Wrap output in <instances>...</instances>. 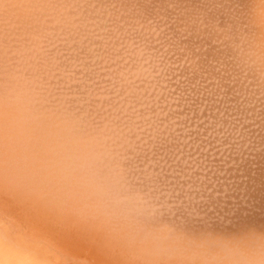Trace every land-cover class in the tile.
Returning <instances> with one entry per match:
<instances>
[{"label": "rangeland", "instance_id": "obj_1", "mask_svg": "<svg viewBox=\"0 0 264 264\" xmlns=\"http://www.w3.org/2000/svg\"><path fill=\"white\" fill-rule=\"evenodd\" d=\"M62 1H64V0H0V75H2L3 73V71H4V73H5V71L7 72V73H9V76H12V75H10V74H14V75H18V77H17V75H16V77L17 78H19L20 79V81H19V79L17 80V78L15 79L16 81H18V82H14L15 80H14V75H13V79H11V78H9V76H8V78L9 79H11V80H14L13 82H14V85L15 84H20L21 83V85L24 83H26V86H28V84H29V86L28 87H26L25 85H23L22 87H26L27 89L26 90H24V94H25V92L26 91H29L30 93H31V91H33L32 90V86H31V84H33V85H35L36 83L35 82H32V80L33 79H35V81L38 83V84H36V85H38L39 86V89L37 88V86H35V87H33L34 89H37L34 93H32L31 95H33L34 94V96L33 97H35L36 98V101H35V98L33 99V101L31 100V101H29V100H27L28 102H30L29 104H27V105H29L28 107H29V109L28 110H31L30 109V106H32V105H30V104H32L31 102H36L35 103V107H33V110L35 111V109L34 108H36L37 110H39V109H41V110H39V113L37 112V110L35 111V112H37L36 114L34 113V115H33V117L35 118V117H37L38 118V116H40L41 114H43V117L41 116V117H39V118H46L47 119V122H50L51 123V125L50 126H52L51 128H52V130H49V131H43V132H38L37 130H35V127L33 126H30V124H31V116L30 115H27L26 116V118L25 119H23V116H22V110L21 109H19V108H16V109H14V110H11V111H8L7 109H5V108H2L1 110H0V198L1 199H3V202L5 203V205L6 206H3L4 208H6L7 210H8V212L10 213V220L12 221V223H14L15 224V226H16V229H18V227H19V224H23V225H25L26 227H24L23 226V230H22V232L27 236V237H33L32 238V240H35V239H38V236L37 235H39V234H44V235H48L49 237L51 236V240H58L59 242L61 241L62 243L64 242V246H65V248H67L66 250L67 251H69V252H71V253H73V254H75V257L76 258H79V259H85L84 260V263L85 264H135V263H133V260H137V259H142V260H145V258L147 259L148 258V255H151L150 253H152V256H153V254H156V255H154V257L155 256H157V252H159L158 251V247H161V249L162 248H164V246L163 245H167L166 247H168V249H166V248H164V249H162L164 252L166 251L167 252V250L169 251V252H165V255L166 254H168V255H170V256H162L161 258H166L167 257V260H168V262L169 263H172V261H175L176 259L178 260H176L177 261V263H176V261L175 262H173V263H175V264H236V262H238V261H240V259H250L251 260V258L253 257V256H258V259L257 260H253L254 262L253 263H256V261L258 262V261H260V263L261 262H264V231L262 232V230L260 231L259 229H262L263 228V230H264V227L262 226L261 228L260 227H258V226H260V224H263L264 225V214L262 215V216H260V215H258L259 213H261V211H263L264 210V207H262V206H264V203H261L262 202V200L264 199V194L263 193H261V194H263V196L260 194V190H258L259 188L261 189L262 188V186L264 185V183L262 184V182L264 181V180H261L260 178L261 177H263V174H264V166H262L261 168H263V169H261V170H259V165H263L264 164V159H263V157H264V154H261L262 152L264 153V151H262L261 149H264V143H262L263 145H261L260 146V144H261V139L263 140V138H264V134H262L263 136V138L261 137V139H259L258 137H255V139L256 138H258L259 139V141L257 142V141H255V139H254V137L252 138V137H250V134L249 133H254L255 134V131H257L259 128H260V131H262V133H264V0H230V2H232L231 3V5H229V0H216L217 2H215V0L213 1V0H200V3L202 2V3H204V4H202V5H204V6H202L201 5V11H202V9H204V11L205 12H201L200 10H198V12H193V10H191V12H192V15L194 14V16L196 15V14H198L199 16L201 15V17H199L198 15H197V17H199V18H197L196 17V19L195 20H192L191 22V25H193V27L191 28V25H190V20L192 19V17L190 18L188 15H190L191 13H189V9H193L192 7H191V5L189 6V1L187 0L186 2H188V5L185 3V4H183L181 1H180V5H185V7L184 6H181L180 7V5H178L177 6V4L179 3L178 1L177 2H174L173 0H171L170 2H173V3H175V4H173L174 5V7H173V9H172V6L173 5H171L170 6V8H171V10H173L172 12H173V16H172V12H171V10L170 9H168V5L167 4H165V2H166V0H156V2L153 0V2H152V0H142L143 2H144V4H145V2L148 4V6H150L151 4V2L155 5V6H150V7H146L147 6V4L146 5H144L143 3H142V1L140 0L139 1V3H142L141 5H143L144 6V8L146 7V10L143 8V9H141V11H143V12H140V8H142L143 6H139L138 4V0H137V2L135 1L134 3H133V1L134 0H126L125 1V3L127 2V4H129V2H130V6H128L127 7V12L128 13H126V16H128V17H126L124 14L125 13H123V12H126L125 10H124V8H126V5H125V7L122 9V12H116V10H118V7H117V9L115 10L114 8H116L115 6H116V3L118 2L117 0L115 1V0H107V1H103L102 0V2H100L101 0H99V2H100V4H98L99 2H98V0H73L72 2H70L69 3V5L68 6H72V8L70 9V8H64L63 10H71V12L70 13H73V10H76V12H75V18L77 19V21L76 22H74V23H72L71 25H73V26H77L78 27V29L80 30V33L81 32H85L84 30H85V27H87V29H89L90 30V32H89V34H91L92 36H91V38L92 37H94L93 39V42L94 43H91V45L93 46H95V49H94V47L92 48L93 50H90V42H91V38H90V35L88 36L90 39H89V42H86L85 43V41L87 40V36H86V34L84 35L83 33H81V35H84L85 37H84V42L82 43V41H81V39L80 38H82V37H80L79 38V30H75V32L77 33V34H75L74 33V30H70L69 28H66V27H64L63 26V24H60V19L58 18V22H59V24L61 25V28H60V30H62V29H65L66 30V34H64L65 36H67V37H65L64 35V37L65 38H63V40L65 39V41H66V39H68V43H67V41H66V43L64 44V46L66 45V44H68V45H66V49H65V47H63L64 48V50H63V53L61 52V55L63 54V56L64 55H68V52H66L67 50L70 52V50H73V45L75 46L74 47V50H78V47H80V46H78V47H76V45H78L79 43L81 44V47H86L85 45H84V43L85 44H87V43H89V45H88V47L89 48H87V49H89V50H86L87 52V54H88V56L89 55H92V56H90L89 58H91V59H93L91 62L89 61V60H91V59H89V60H87L86 58L88 57V56H86V53H84V52H82V51H85V48L84 49H82V50H80V52H81V54H85V56L83 55V57H85V59L87 60L85 63L86 64H88L89 62H90V65H91V67H90V69L92 70V68H93V70L95 71V74H94V78L92 79V80H90L89 79V83H92V86H93V88H97L96 90H94L91 86H89V87H91L93 90L91 91V89H88V91H87V87H88V85H86L87 83L86 82H88V81H84V79H85V77L86 76H88V77H86V78H89V76L90 75H87V74H85V72H84V74L86 75H83L84 76V79L82 80V81H84L85 83V85L87 86L86 87V89H84V87L85 86H82L83 88V92L81 91V90H79L80 88H78V91L77 92H79V91H81V92H79V94L78 93H73V92H71L72 90H70L71 89V87L72 86H74V85H70V81H71V83H73L74 84V82H78L79 84H76V85H80V82L79 81H81V80H79V79H77L78 81H72V80H68V77H65V75H63L64 74V72L65 71H60V70H62V69H59V71L61 72V73H63V74H60V75H63V76H60L59 75V71H58V69L56 68V66H57V63H56V65H55V67L54 68H56L57 70L56 71H58L57 73H58V75L60 76V77H62L63 79H61L58 75H56V74H54L55 72H53V71H50L49 72V70L51 69L50 67V64H51V62H50V59H51V61L53 62H55V60L59 57H57V58H54L55 56H57V55H54V54H56V53H54V51H55V49H54V51L52 52V49H51V47H54V46H57L60 42H59V40H58V43L55 45V41H54V39H52V40H50V38L51 37H53L52 36V34L54 35V33L53 32H58V31H60V30H56L55 28H54V26L50 29V31H48L49 29H43L46 25L48 26L49 24H54L53 22H54V20H52V22H49V21H45L44 23H39V21L37 22H35L34 21V19H36V18H38V17H40V16H42V17H45L46 19L47 18H51V17H53V14H45L44 13V10H48V12H51V11H53V10H55V11H53V13H57V15H59V10H61L62 8H63V3H62ZM121 1V2H120ZM151 1V2H150ZM162 3H161V2ZM185 1V0H184ZM193 1V0H192ZM192 1H190V2H192ZM194 1H197L198 3H199V0H194ZM193 1V3H194V6H195V4H196V2H194ZM213 1V3H211ZM222 2L221 4H220V2ZM235 1H236V4H239V5H235ZM240 1V2H239ZM65 2V1H64ZM67 2V1H66ZM169 2V3H170ZM208 2V3H207ZM214 2H215V4L217 3V7H213V5H214ZM224 2V3H223ZM228 2V3H227ZM120 3H124L122 0H119V4L118 5H120V7H119V10L122 8L121 6H124V4H120ZM135 3L137 4V5H135ZM164 6L163 8H161L162 6H161V4ZM198 3H197V5L196 6H198ZM208 5H206V4ZM213 4V5H211V4ZM225 3H227V4H225ZM234 3V4H233ZM249 3V4H248ZM171 4V3H170ZM211 6H210V5ZM248 4V5H247ZM115 5V6H114ZM139 6V7H138ZM168 6V7H167ZM176 6V7H175ZM193 6V5H192ZM229 6H230V9H232V10H230L229 9ZM241 6H243V7H241ZM157 7H159V8H157ZM183 7L184 8H186V7H190V8H186L187 10H189V11H187L186 9L184 10L185 11V14H186V11H187V16L190 18V19H187L186 21H185V17H186V15L184 16V11H181L182 9H183ZM200 7V6H199ZM198 7V8H199ZM221 7V8H220ZM251 7V8H250ZM159 10L160 8L161 9H165V10H163V11H161V10H159V13H160V15H161V12L162 13H164V12H169L170 11V13H164L165 14V16H160L161 18H158L159 17V13H158V15L156 16L158 19H160V21L157 19V20H155V22H156V24L158 23V22H160V23H158L157 25L158 26H162V25H164L165 26V28H167V31L165 30V28H164V30H160V31H158V29H159V27H152L151 25L153 24V22H154V20H152L151 19V21H153V22H148V21H146L147 19H150V18H148V17H151V16H148L147 17V15H150V14H146V12L148 11V12H150L151 10H152V12H150V13H153V14H155V12H157L158 10ZM154 9H156V11H154ZM175 9H179V12L181 13V12H183V14L181 13H178V12H174L175 11ZM224 11H222V10ZM227 9H228V11H227ZM237 9H240V10H237ZM243 9H244V11H243ZM252 11V13H251V11ZM124 10V11H123ZM194 10H195V7H194ZM235 11V13H236V17L238 18L241 14V16L242 17H244V18H242V17H240L239 19L240 20H238V19H236V25H235V20H231V19H233L234 18V16L235 15H233L234 13V11ZM247 10H249V13H248V11ZM254 10V11H253ZM121 11V10H120ZM132 11V12H131ZM154 11V12H153ZM177 11V10H176ZM196 11V10H195ZM207 11H208V14H206L207 13ZM232 11V12H231ZM240 11V12H239ZM130 12V13H129ZM214 12V13H213ZM230 12V13H229ZM238 12V13H237ZM247 12V13H246ZM138 13H139V15H138ZM177 14L176 16H175V20H173V17H174V14ZM189 13V14H188ZM201 13V14H200ZM218 13V14H217ZM220 13H222V14H220ZM227 13V14H226ZM228 13L229 14H232V16H233V18L229 15V18L228 17H226V19H228V21L227 20H225V19H223V17L224 16H228ZM255 13H257L256 15H255ZM122 16H121V15ZM137 14V15H136ZM163 14V15H164ZM168 14H169V16H168ZM178 14H179V16H180V18H178ZM219 15L220 17H221V15H222V17L220 18L219 16H217V15ZM224 14V15H223ZM226 14V15H225ZM240 14V15H239ZM144 15L147 17L146 19H143V17H144ZM203 15V16H202ZM208 15H210V17L211 18H209L208 19ZM245 15H246V17H245ZM249 15V16H248ZM253 15V16H252ZM255 15V16H254ZM143 16V17H142ZM153 16V15H152ZM170 16H172V17H170ZM206 16V17H205ZM216 16L218 17V18H220L219 19V21H220V23H219V21H217V18H216ZM252 16V17H251ZM156 17H155V15H154V18L156 19ZM164 17H165V19H164ZM168 17L169 18H171V20L172 21H174V22H171V24L169 25H167V24H165L164 22L165 21H167L166 23H168V21L170 20V19H168ZM203 17V18H202ZM231 17V18H230ZM235 17V18H236ZM255 17V18H254ZM258 17V18H257ZM127 18H129V20L127 19ZM145 18V17H144ZM152 18V17H151ZM162 18L164 19L163 21L164 22H162L161 20H162ZM182 18V19H181ZM213 18H216V20L215 19H213ZM225 18V17H224ZM245 19L244 21H242V19ZM248 18V19H247ZM181 21H183V19H184V22H182V23H186V22H188V24L189 25H187V23H186V25H187V27H186V25L184 26V27H182L181 25H183L181 22H180V20ZM193 19H194V17H193ZM199 19V20H198ZM200 19H202V20H200ZM211 19V20H210ZM250 19V20H249ZM257 21H256V20ZM125 20L127 21V22H125ZM177 20L179 21V22H177ZM214 20V21H213ZM223 20H225V22L223 21ZM237 20L238 21H240L239 22V24L241 23V21L244 23V25L243 26H241V27H239V29L240 28H244L245 30H243V28L242 29H240V30H238L237 29V27L239 26V24H238V22H237ZM246 20H248V21H250L249 23H248V21H246ZM251 20H253V21H251ZM259 20V21H258ZM158 21V22H157ZM215 23V21L216 22H218L217 23V25H219V24H221V23H223L224 22V24H221V25H219V26H217L216 27V25H214V23ZM223 21V22H222ZM226 21L228 22V27H225L224 25L226 24ZM229 21H230V23H229ZM231 21H232V23H231ZM254 21H256V22H259V23H256L255 24V22ZM124 22V23H123ZM194 22V23H193ZM201 22V23H200ZM206 22H208V23H206ZM234 22V23H233ZM254 22V23H253ZM47 23H49V24H47ZM152 23V24H151ZM169 23H170V21H169ZM175 23H179L178 25L177 24H175ZM181 23V24H180ZM243 23H241V24H243ZM249 25H248V24ZM251 23V24H250ZM263 25H262V24ZM44 24H46V25H44ZM66 25H68V23H65ZM151 24V25H150ZM155 24V23H154ZM160 24H162V25H160ZM177 25L176 27H180L179 29H180V31L178 30V28H176L175 27V25ZM206 24H208L207 26L209 27H207V29H206ZM212 26H211V25ZM261 24V25H260ZM34 25H35V27H34ZM38 25V26H37ZM43 25H44V27H43ZM168 27H167V26ZM173 25H174V27H173ZM194 25H195V28H194ZM198 25V26H197ZM210 25V26H209ZM231 25L233 26V25H235L236 27V29H234V30H236V31H238V32H240V35H241V33L243 32L244 34L246 33V31H247V33H246V36H244L243 34H242V40H240V38L239 37H241L238 33V35L235 33V31H233L232 29V31H230V28H231ZM251 25V26H250ZM33 26V27H32ZM50 26V25H49ZM124 27V31L122 30V28ZM155 26V25H154ZM163 26V27H164ZM222 26L224 27V28H222ZM227 26V25H226ZM249 26V27H248ZM43 27V28H42ZM191 29H190V28ZM205 27V28H204ZM230 27V28H229ZM234 27V26H233ZM232 27V28H233ZM46 28V27H45ZM47 28H49V27H47ZM84 28V30L83 31H81L82 29ZM175 28V29H174ZM197 28V29H196ZM220 28H222V29H225V31L224 30H221V32L222 33H227L228 34V36H229V34H231V33H235V37L236 38H234V36H233V34H231V36L229 37V39L231 38V39H233V41L235 40H237L235 43L234 42H232V44L234 43V45H232V47H234L235 46V49H234V51H235V53H233V51H230L229 49H231L232 50V47L230 46V44L229 43H231L230 41H232L231 39H230V41H229V39H228V36H227V34L225 35V34H222V33H220ZM229 28V29H228ZM86 29V31H88ZM162 29V28H161ZM172 29H174V31H171ZM194 29H195V31H194ZM202 29H204L203 31H210L209 32V34H210V36L211 37H209V36H207L208 35V33L205 31L204 33H203V31H202ZM213 29V30H212ZM217 29H219L218 31H217ZM247 29V30H246ZM67 30H69L70 32L69 33H74L75 34V36L76 37H78V39L79 40H77L76 39V37L74 38L75 40H74V42L75 41H79L78 42V44H77V42H73L72 44L70 43V42H72V40H73V38H71L73 35H72V33H71V35H69V33H68V31ZM182 30H184V32L182 33ZM214 31L215 30V33L214 32H212V31ZM243 30V31H242ZM52 31V32H51ZM165 31V32H164ZM171 31V32H170ZM187 31L189 32V35H187L186 33H187ZM200 31V34H201V36H200V34L199 33H197V32H199ZM242 31V32H241ZM163 32V33H162ZM167 32V35L165 34ZM175 33V34H178V32H179V34H180V36L179 37H182V36H184V35H182V34H185V37H187V38H181V40L185 43V45H184V43L182 44V45H184L186 48H184V46H182L181 45V47L182 48H180V46H179V43L181 42V40H178V41H180L179 43L177 42L176 44H172V43H174L175 41H176V39H175V41H172L173 40V38H171V37H173L174 36V38H178L177 37V35L175 36V34H173L172 36H171V34L170 33ZM190 32H191V34H190ZM193 32V33H192ZM216 32H217V35L219 34H221V36H219V37H224V35H225V37H226V39H224V41L226 42L227 41V43H228V45L231 47H228V45L226 44L225 45V43H224V41H223V39H221L222 41H220L219 42V44L222 42V51H220L219 50V48L221 47L220 45H218V42H216L217 43V46H214V45H216V43H215V41H216V39H213V37L215 36L214 34H216ZM219 32V33H218ZM229 32H231V33H229ZM88 33V32H87ZM182 33V34H181ZM196 33H197V35H199V36H197L196 35ZM204 35H203V34ZM205 33H206V36L209 38V41L208 40H205L204 41V36H205ZM211 33H213V34H211ZM44 34H48V35H46L48 38H49V40H47V38L45 37V35ZM165 34V35H164ZM178 34V35H179ZM57 35H58V33H57ZM56 35V36H57ZM69 35V36H68ZM80 35V36H81ZM170 35V36H169ZM187 35V36H186ZM195 35H196V37H195ZM202 35H203V37H202ZM223 35V36H222ZM252 36V37H249V36ZM63 36H59V37H63ZM168 36L171 38H168ZM246 37V39H244V37ZM58 37V39H60ZM97 37V38H96ZM190 39H189V38ZM197 37H200V39L198 40V39H196ZM202 37V38H201ZM216 38L218 37V36H215ZM214 37V38H215ZM219 37L217 38V40L219 39ZM233 37V38H232ZM70 38L72 39L71 41H70ZM99 38V39H98ZM194 38H195V40H194ZM211 38L213 39V40H211ZM57 39V38H56ZM186 39H189L188 41L186 40ZM193 39V40H192ZM207 39V38H206ZM171 40V41H170ZM185 40H186V42H185ZM196 40H198V41H196ZM248 40V41H247ZM60 41H62L61 39H60ZM81 41V42H80ZM88 41V40H87ZM171 43H170V42ZM191 41H192V43H191ZM200 41H204L203 43L201 42L200 44H202L203 46L204 45H206L207 47L208 46H211L210 47V49L208 48V50L210 51L211 50V48H212V50L210 51V52H208V50L205 48V46L203 47L204 48V50H203V48H201L202 50H203V52H204V54H202L201 52V50H200V48H198V44H199V42ZM209 43H207V42ZM211 41V42H210ZM219 41V40H218ZM55 42V43H54ZM189 42V44L188 45H186L187 43ZM194 42V43H193ZM195 42H196V44H195ZM206 42V44H204ZM213 42V43H212ZM63 43H64V41H63ZM62 43V44H63ZM171 44V46H170V44ZM211 43V44H210ZM62 44L60 45V46H62ZM79 44V45H80ZM48 45V46H47ZM58 45V46H59ZM70 45H72L71 47H69ZM193 45L195 46L194 48H192L193 47ZM60 46H59V48H57V49H59L60 50ZM188 46V47H187ZM218 46H220V47H218ZM226 46V48H229V49H227V53H228V55H229V57L227 58L226 56H228L227 55V53H225L226 52V50L223 48V47H225ZM199 47H202L201 45L199 46ZM214 47H215V49H214ZM56 48V47H55ZM62 48V47H61ZM62 48V49H63ZM69 48H70V50H69ZM72 48V49H71ZM75 48H77V49H75ZM218 50H217V49ZM189 49H191V50H189ZM197 49L200 51H197ZM223 49L225 50V52H223ZM95 50V51H94ZM180 50H181V52L183 53V51L184 50H186L183 54L182 53H180ZM217 50V51H220V54H222V53H224V57H223V59H225V61L222 59V56L223 55H220L219 54V52L217 53V51H216V53H215V56H213V53L215 52V51ZM243 51V52H240V51ZM57 51V50H56ZM62 51V50H61ZM64 51L66 52L65 54H64ZM178 55V53L180 54V55H176L174 52ZM187 51H189V52H187ZM193 51V52H192ZM239 51V53H238V56H240V53H243L244 55H242L241 57H240V59H242L243 58V56L245 57V59L243 60V61H241V63L243 64H241V63H239V64H237L238 66L236 67V69L238 68V71L237 70H234V66L236 65V64H234V62H233V58H234V61H236V60H239V58H238V56H237V58L235 59V57L236 56H234V57H232L234 54L236 55L237 54V52ZM72 52V51H71ZM70 52V53H71ZM75 51H73L72 53L74 54V56L76 55L75 53H74ZM78 52V51H77ZM80 52H79V54H80ZM192 52V53H191ZM194 52H196V57L198 56V54H199V57H201V59L203 60V61H205L204 63H206L207 61V63H208V66H207V64H204V65H206V69H210V68H212L213 66H215L216 65V67H214V69H213V71H212V69H210L209 71L210 72H215V74L213 73V77L215 78V75L217 76V74L219 73V72H221L222 73V75H221V73H219L221 76H223V74L226 72V71H224V68H222V66H220V65H223V66H228V68H226L227 69V72L228 73H231L232 75L234 74V76L237 74V73H241L240 75H236L237 76V78H238V76H239V78H238V80L239 81H241V80H244V82L246 83V85H247V87L246 88H248V90H247V92L248 93H246V88L244 89V88H242V89H244V91H242V89H240L241 87L240 86H242V84H241V82H240V84L241 85H237V84H239V82L236 84L235 82H237V80L236 81H234L235 79L233 78L234 76H232V85L233 84H236V85H233V87H231L232 85L230 84V86H228V82L230 81L228 78H230V76H231V74H229V76L227 77L226 75H227V72H226V74H225V76L226 77H223V78H221L220 76V80L222 79V80H224L225 82H226V80L228 81V82H226V84H227V89L226 88H224L225 87V85L224 84H222V83H224L223 81H221V82H219L220 84H216L215 82L217 81V77H216V79H214V81L211 79L212 78V76L210 75V74H212V73H210V72H208V74H206L205 72H207L206 71V69L204 68L203 69V67H205V66H203V65H201L202 64V60L199 58L198 60L199 61H202V62H200V63H197L198 65H199V67L197 66L196 67V65L197 64H195L196 62H198V61H196L197 60V58L196 57H194L195 56V53ZM199 52V53H198ZM206 52H208L207 54H208V56H206L205 57V53ZM230 52H231V54H230ZM57 53H58V55H59V53L60 52H58L57 51ZM171 53H173L172 55H171ZM186 53V54H185ZM188 53H190L191 54V56H190V54H188ZM209 53H210V55H209ZM49 54V56L51 55V57H47L46 55H48ZM94 54V55H93ZM194 54V55H193ZM201 54V55H200ZM218 56H221V57H218ZM226 54V55H225ZM54 55V56H53ZM61 55H60V57H61ZM71 55V54H70ZM69 55V58H71L72 56H70ZM174 55H176L175 57H173ZM189 55V56H188ZM203 55V56H202ZM211 55L213 56V58H210L211 57ZM231 55V56H230ZM53 56V57H52ZM74 56H73V58H74ZM164 56H165V58H164ZM173 57V59H175V62H174V64H175V71L174 72H176L177 70L179 71L180 69V72H179V74L177 75L176 73H174L173 71H171V72H169L167 75H166V72L167 71H170V69L169 68H171V70H172V68L174 69V66L172 67L171 66V64H172V62L174 61L173 59H172V57ZM188 56V57H187ZM78 58H80V57H82V55L81 56H77ZM83 57H82V59L80 58V60H82L83 61ZM179 57H183V58H179ZM196 58V62H191L190 60H192L193 58ZM216 57V58H215ZM49 58V60H47ZM53 58V59H52ZM63 58H65V56L63 57ZM68 58V57H67ZM67 58H66V63H65V61L63 60V59H61V61L63 60V62L66 64V66L65 65H63V62H61L60 64H58L60 67H62V68H66L67 67V65H68V63L67 62H69L70 63V59H69V61H67ZM78 58H77V60H78ZM161 58L163 59V60H161ZM188 58V59H187ZM231 58H232V60H231ZM59 59V58H58ZM57 59V60H58ZM74 59H76V56H75V58ZM84 59V60H85ZM171 59H172V62H170V63H168V61H171ZM179 61H178V60ZM183 59V60H182ZM185 59H187V60H185ZM190 59V60H189ZM216 59V60H215ZM220 61H219V60ZM221 59L224 61V63L223 64H220L219 65V63L221 62ZM227 59V60H226ZM57 60H56V62H57ZM168 60V61H167ZM180 60L181 61H184V62H182V66L183 65H185L186 64V66H183V67H185V68H177L178 66L179 67H181L180 66V64H179V62H180ZM72 61V64L74 63V61H73V59L71 60ZM178 61V62H177ZM188 62L189 63V61H190V63L187 65V63L186 62ZM193 61V60H192ZM218 61H219V63H218ZM244 61H247V63H248V65H247V63L246 64H244L243 62ZM58 62H60V61H58ZM88 62V63H87ZM176 62L178 63L177 65L178 66H176ZM212 62V63H211ZM216 64H215V63ZM237 62V61H236ZM77 63H78V61H77ZM73 64V65H78V64ZM85 63H83L84 64V66L86 67L87 65L85 64ZM181 63V62H180ZM184 63V64H183ZM218 63V64H217ZM226 63V64H225ZM232 63H233V66H232ZM35 64V67H33L34 68V70L32 69L31 70V68H32V65H34ZM71 64V63H70ZM71 64V65H72ZM170 64V65H169ZM173 64V65H174ZM193 64V65H192ZM195 64V65H194ZM212 64H214L213 66H211ZM228 64V65H227ZM51 65H53L54 66V63L53 64H51ZM64 67H63V66ZM71 65H68V66H70V68L72 67ZM82 63H81V61H80V64H79V68H81L82 66ZM165 65H167V68H166V66ZM246 65V66H245ZM52 66V67H53ZM81 66V67H80ZM84 66H83V68H81V70L83 71V69H84ZM123 66H125V67H123ZM169 66V67H168ZM200 66H201V68H200ZM209 66H210V68H209ZM220 68H219V67ZM230 66H232V67H230ZM242 66V67H241ZM248 66V67H247ZM59 67V68H60ZM77 67V66H76ZM75 67V68H76ZM191 67H194V68H191ZM231 69H230V68ZM239 67H241V69L239 68ZM50 68V69H49ZM66 68L67 70L66 71H68V69H69V71L71 70H73V68H74V66H73V68ZM74 68V69H75ZM78 68V69H79ZM87 68H89V67H87ZM165 68L167 69V71L165 70ZM188 68H189V70H188ZM195 68H197V69H195ZM216 68V69H215ZM233 68V69H232ZM256 69L255 71H256V74H255V76H254V69ZM40 70V73H39V71H38V74L36 73L37 72V70ZM78 69H76V71H75V73L76 72H79V70ZM89 69V70H90ZM169 69V70H168ZM186 72H184L183 70ZM192 71H191V70ZM193 69H195L194 71H193ZM199 69H200V71H199ZM201 69H203L202 71H203V73L201 72ZM225 69V70H226ZM240 69V70H239ZM243 69V70H242ZM253 69V72L251 71ZM51 70H54L53 68L51 69ZM64 70V69H63ZM80 70V71H81ZM88 69H86V70H84V71H87ZM88 70V73L90 72ZM91 71L90 73L92 74V72H94V71ZM164 70L166 71L165 73H163L164 72ZM231 70V71H230ZM232 70H233V72H232ZM249 70V71H248ZM35 71V72H34ZM69 71H68V73H69ZM184 73H183V72ZM187 71H190V72H192L191 73V75L193 74V75H195V76H188L187 74H189V72H187ZM198 72V74H197V72ZM205 71V72H204ZM216 71H219L217 74H216ZM235 71V72H234ZM240 71V72H239ZM247 71V72H246ZM16 72V73H15ZM30 72H32V74L30 73ZM41 72H43L42 74H41ZM48 72L49 73H51V76H47L48 75ZM196 72V73H195ZM257 72H259V74L257 73ZM6 73V74H7ZM45 73H47L46 74V76H47V79H45L46 77L45 76H43V75H45ZM75 73H73L74 75H76ZM83 73V72H82ZM87 73V72H86ZM125 73V74H124ZM170 73H174L176 76H174V74H173V76H172V74L170 75ZM180 73H183V75L181 74V77L182 76H184V77H182V79H183V82H181V81H177L178 82V84H179V86H178V84L176 85L177 86V90H175L176 88H174L173 90L171 89L172 87H173V83L171 82V84H172V87H171V84H170V87L171 88H169V89H171V91L169 92L168 91V93H167V90L165 91V89L166 88H164V87H166L165 85L164 86H162L163 88H164V92H166L165 94H167V96L166 95H161L162 93H161V91H163V89H162V87H160L161 85H162V83H164L165 84V82H163V81H166V80H169L170 79V81L172 80H175V79H178V77H179V80H181L180 78ZM202 73V75H200ZM204 73L208 76V77H210V79L207 77H204L203 75H204ZM210 73V74H209ZM247 73V74H246ZM250 73V74H249ZM6 74H5V76H6ZM35 74H37L38 76H34ZM39 74L40 75H42L43 76V78L45 79H42L41 77H39ZM66 74H67V72H66ZM125 75L126 77H127V79H121L119 76L120 75ZM163 74H165L168 78H165V75H163ZM4 75V74H3ZM34 77H33V76ZM52 75H56V76H52ZM70 77L69 78H71L72 77V79L75 77V79H76V76H79L80 75V72H79V75H78V73H77V75L76 76H72V72H71V74H68ZM119 75V76H118ZM123 75H122V77H123ZM186 75V76H185ZM249 75V76H248ZM253 75V76H252ZM124 76V77H125ZM235 76V77H236ZM241 76V77H240ZM257 76V77H256ZM107 77H109V80L108 79H106ZM123 77V78H124ZM125 77V78H126ZM185 77H188L189 79H188V82L187 81H185V80H187V78H185ZM190 77H192V79H190ZM195 77H197L196 79L197 80H200L199 82H202V84L203 85H201L200 83H197V80L195 79ZM2 78V79H1ZM64 78H66V79H64ZM79 78V77H78ZM80 78H82V75H81V77ZM90 78H91V76H90ZM98 78H101V79H98ZM103 78H105V79H103ZM236 78V79H237ZM9 79H7V80H9ZM52 79V81H50L51 83L50 84H47V83H49V80H51ZM121 79V80H120ZM164 79V80H163ZM185 79V80H184ZM207 79H209L210 81H212L211 83H212V86L214 87V83L216 84V86L217 85H220V87L219 86H217L218 88L216 89L215 87V89H214V91H213V89L211 88H209L208 90L209 91H211V93L213 94L214 93V95H212L211 94V96H210V100H212V102L214 103L215 101H214V99L217 101V102H219V103H216L215 102V105L216 106H213L212 107V102H210L209 100H207V99H209V94L208 95H206L207 93H205L204 91H206L207 90V88H208V84L207 85H205L207 82L206 81H209V80H207ZM234 79V80H233ZM3 77L2 76H0V84H3ZM11 80H9V82H7L6 81V78H5V81L7 82V84L8 85H10V84H12V86H10L11 87V90L13 91L14 89V91H16V89H18V86H20V85H16L17 86V88H15L14 87V89H12L13 88V83H12V81ZM42 80L43 81H45V82H47L46 84L44 83V82H42ZM67 80L69 81L68 83H67ZM88 80V79H87ZM101 80V81H100ZM189 80H194V81H189ZM195 80H196V83L197 84H199V85H197L196 83H195ZM34 81V80H33ZM39 81H41V82H39ZM81 81V82H82ZM176 81V80H175ZM174 81V83H177V82H175ZM209 81V82H210ZM230 81V82H231ZM32 82V83H31ZM184 82H186V83H188V87L189 88H191L192 89V82H193V89L191 90V93H190V90H188V87L185 85L186 83H184ZM214 82V83H213ZM28 83V84H27ZM39 83L41 84V85H39ZM42 83H43V85H42ZM83 83V82H82ZM167 84H168V81L166 82ZM191 83V84H190ZM5 84V83H4ZM83 84V85H84ZM69 85H70V87H69ZM91 85V84H90ZM186 87H185V86ZM195 85H197V89H195L194 87H195ZM211 84H209V86H210ZM224 85V86H223ZM243 85H245V84H243ZM41 86V87H40ZM81 86V85H80ZM79 86V87H80ZM175 86V87H176ZM199 86V87H198ZM201 86V87H200ZM205 86H207L206 87V90H205ZM222 86V87H221ZM234 86L236 87L235 89H234ZM239 88H238V87ZM88 87V88H89ZM182 87V91H184L183 93H182V97H183V94L185 95H188V98H187V96H186V99H188V101L190 102V103H188L189 105H191V104H193V105H195L196 106V103L194 102L195 100L194 99H196L197 100V98L201 101V102H198V100H197V102H198V104H199V106L201 107V106H203L205 109H208V108H210V114H211V118L213 117V114H212V108L213 109H215L214 111L215 112H218L219 111V113H216V115H217V117H216V115L214 116L215 118H216V120H215V122H217V123H219V126H221V123L224 125V126H226V124L231 120H227V119H229L230 117H232L230 114H232V113H228V111H231V112H236V116L239 114V113H241L244 117H245V119H244V117H242L241 116V114H239L240 116H241V118H243L245 121H246V119H248V118H246V117H248V113L246 112L247 111V108L248 107H250L251 105L250 104H252V106L254 107L253 109L254 110H256V113H255V116L258 118L257 120H259L258 122H257V120L256 119H254L257 123H258V127H259V124H260V122H261V124H260V127L259 128H257V127H254V128H257V130H255L253 127V129L251 128V126L252 125H256V122L254 123V120H253V122H250V120L251 119H253V118H255V116H253V118L251 117V115H253L254 113V110L252 111V108H251V110L249 109V113H250V117L251 118H249L250 120H249V127H248V129H252V132H250V130H248V132H247V130H245L246 132H247V134L249 135V138L248 137H245V135L243 134V132H240L241 131V127H243V126H241L240 124L241 123H239V121H237V119L239 118L240 119V116H237V117H235V118H237V119H235L234 117L232 118V119H235L236 121H237V124H238V126L240 125V130H238L239 131V133H241V135L242 136H244V139H246V141L247 140H254L253 142L255 143V145H251V144H254L252 141H250L249 142V144H248V141H247V143L246 144H248L249 146H250V149L252 148V147H254V148H252L251 150H254L255 148H256V150L258 149V150H260L259 151V153H260V156L258 157V155H259V153H258V155H257V153H256V150H255V152L253 151V155H249L252 151L251 150H249V147H243L242 145H246V144H244V143H241V141L240 140H243L240 136H238L239 138H240V140H239V138H237V136H235L234 134H235V130H234V133H233V136H235L237 139H238V141H237V139L235 138V137H233V139L235 138L236 139V141H233L232 140V137H231V135H230V133L228 132V131H232L231 129H233L234 127H238V126H236L235 124H233L232 123V121H230V124L228 123L227 125L228 126H230L231 125V123H232V127L231 128H229L228 127V131H226L227 130V126L225 127L226 128V130L224 131V133H222L221 134V138L220 139H222L223 137H227L228 135H230V138H229V140H231V141H229L228 140V142H230L229 144H231V145H229L228 143H227V139L226 138H223V139H225V140H223L222 139V141L225 143H223V145H227V147L228 148H226V150L227 149H229L230 148V146H232V145H234L235 147L238 145L239 147H243L244 149H247V150H249L250 151V153L248 152V157L247 156H243V152H244V149L243 150H239V152H237L238 150L237 149H240L239 147H236V153H239V154H236V153H234V152H232V153H234V157L236 156V155H238L237 156V158H239V163L238 162H236L237 160H236V158L235 159H233L232 160V158H234V157H232L231 155H229V154H231V152L230 151H232L231 149L232 148H230V151H228L229 152V154H227V155H229L230 157L228 158L226 155H224V154H222V155H224L223 156V158L225 159V160H222L223 162H224V168H223V162L221 163L220 162V160L221 159H219V158H221V153H220V155L218 154L219 153V151L221 150V147L223 146L222 144V146H220V143H214V145H216L217 144V146H218V144H219V146L220 147H217L216 146V149L217 148H219V149H217V150H215L216 152L218 151V153H215V151L213 152V153H215L213 156V158H211L209 161H207V162H214V164L216 165H211L210 164V168L205 164L206 162H205V160H206V158H209V156H208V154L207 153H209L207 150V148H205V147H201V148H205L204 150H206L205 151V153H204V151L202 150L201 152H200V148L199 149H197L198 148V146H199V144L200 143H204L205 142V140L203 139L204 137L202 136V133L204 134L205 132H207L208 131V129H210L211 128V126H212V128L213 127H217L218 126V124L217 125H215L214 124V126H213V123H215L214 121H213V119L211 120L210 118L209 119H206V118H208V117H210V114H208L207 113V110L205 111H203L202 110V108H201V114H200V109H199V106H196V107H198V111L195 113L196 114V116L195 117H198V115H200V116H204V117H206V118H204V120H203V118L202 117H200V119L199 120H201V118H202V120L203 121H205V122H201V121H199L198 119H196L198 122H200V125L199 124H197V126H195L194 127V129L192 128V129H190V127H192V123H193V119L195 118V117H193L194 116V114H193V118L191 117V121L190 120H188V121H190V122H188L187 121V123H185V124H188L187 126L188 127H186L185 129L184 128H179V125L177 126L178 127V129H173L174 127H175V120H177V118H178V123H183V120L184 119H186L187 118V114H186V117H179V116H181V112H183V111H185V110H183V111H181V112H179V110H178V107L182 104V101L180 102L179 100H180V98L177 100V98L176 97H174L173 95H175V93L177 94V92L176 91H178L180 88ZM242 87H245V86H242ZM76 88H77V86H76ZM162 90H161V89ZM201 88H204V89H201ZM223 88H224V91H223ZM20 89H22V88H20ZM24 89V88H23ZM23 89L22 90H19V92L20 91H23ZM199 89L202 91V94H201V91L200 92H198L199 91ZM218 89H220V91L218 90ZM229 89V90H228ZM232 89V90H231ZM65 90H69L71 93H72V95H71V93L68 91H65ZM74 90H76L75 89V87H74ZM87 91V93L89 92V97L91 98V99H93L94 100V102H96L95 104H97L98 106H101L102 108H101V110H100V108L99 109H97L96 108V105H94V104H92L93 106L92 107H94V109H96L97 111H99L100 110V112L103 110V114H100V112H96L95 111V113L93 112L94 111V109H92V107L91 108H89V109H91L90 111H92L93 112V114L90 116V115H87L88 113H87V111H86V109L84 108V107H82V105H81V101L83 100V99H86V100H84V102H87L86 104H88V106L89 105H91V102H90V104L88 103V98L87 97H83L82 95L84 94V91ZM161 90V91H160ZM194 90H195V94H194ZM204 90V91H203ZM208 90L206 91V92H208ZM219 91V93L218 92H216V91ZM233 90H235L234 92H233ZM37 91H39V92H37ZM159 91H160V93H159ZM181 89H180V93H178L177 94V96L178 95H180L181 96ZM238 91H240L239 93H238ZM1 93H2V91H0ZM41 92L42 93H44L45 92V94H44V96L47 98H45V97H43V95L41 94ZM70 93V95H68L69 97H73L74 95L75 96H77L78 98L80 97V96H82L83 97V99L81 100L80 98H79V100H81V101H78L77 99L78 98H76L75 96L73 97L74 99H76V101H78V102H76L74 99H73V102L75 101L76 102V104L77 105H79V102H80V105H81V109H85V110H83V112L81 113V115L83 116V115H85V112L84 111H86V115H85V119H83L84 117H81V115L80 114H78V112H79V109H80V107L79 108H77V106L75 107V108H73L74 106H75V102L74 103H72V99H71V103L72 104H74V106L73 107H71V109L70 110H72V108L74 109V110H77V113H74L75 114V117L77 116V118H75V117H73L72 118V115H73V110H72V115L70 116V115H68L69 113H67V116L66 115H64V113H63V115L66 117V118H68V120L69 119H73V121L72 122H74V120H76V122H79V121H81V123L80 124H82V120H83V124L82 125H84V123H86V125H88L89 124V122L91 123V126L92 125H94L93 126V129L92 130H90L89 129V131L88 130H83V127H85V126H81L80 124H78L77 123V127L76 126H74V128H77V129H75L76 131H79L80 129L83 131V134H82V132H80V134H77L76 132H74V135H72L71 133H68V136H66L65 138H64V140L62 141L65 145H67V149H69V152L66 150V147H63V145H62V149L64 148L65 150H66V152H68V153H70L71 154V152L72 151H74L75 152V150H76V147H78V146H80V145H84V146H88L89 145V143H83L82 141H85V140H88L87 138H85V139H83V136L82 135H84V133H85V135L88 133L89 134V132H91V131H93L94 130V127L96 126L98 129H103L102 131H100L101 132V134L102 135H104V139L106 140L104 143H102L100 146L102 147V150L99 152V154L97 155V156H94V161L93 162H89V163H87V162H85L84 160V162L85 163H87V165H85V164H83V166H81V167H79V164H77L76 165V163H74L73 162V154H71V157L69 156V157H67L68 156V154H67V156H65V157H63L64 155H66V153L64 154V155H62V152L63 151H65V150H61V147H60V149H59V146H57L58 144H55L54 145V140H51V139H48V137H50V135L52 134H54L55 133V127L56 126H58V125H60L61 124V122H62V119L59 117L60 116V111L62 110V108L61 109H59V106L60 105H62L61 107H63V110L64 111H68V109H69V107H68V109H67V107H66V103H70V98H68V96H67V98L69 99L67 102H65L64 101V99H66V94L65 93ZM76 92V91H75ZM91 92V93H90ZM99 92V93H98ZM223 92H225L227 95H226V97H224V99H231V97H234L235 99H236V101L237 102H239L238 100V98H236V97H238V96H241V97H239V98H242L243 100L246 98V100H244V101H248L249 99H250V102H248V104H249V106H248V104L246 105V102L244 103V105L245 106H242L243 104H242V99H240V101L241 102H239L240 103V105H241V107L242 108H244V107H246L247 106V108H245L246 109V113H243L242 112V108H241V111H240V108L239 109H237V108H235V106H234V102L233 103H231L232 101H230V103L231 104H233V106L232 107H230L231 109H229V105H231L227 100H220V96H224L223 95ZM16 93V92H15ZM17 93H18V91H17ZM16 93V94H17ZM21 93V92H20ZM28 93V92H27ZM29 93V94H30ZM82 93V94H81ZM159 93V94H158ZM192 93H193V97H192ZM205 93V94H204ZM209 93V92H208ZM221 93H222V95H221ZM231 93V94H230ZM234 93V94H233ZM236 93L238 94V96H236ZM243 94V93H245V94H247L245 97H244V95H240V94ZM81 94V95H80ZM86 94V93H85ZM220 94V95H219ZM255 94V95H254ZM22 95V94H21ZM65 96V98L64 97H62V96ZM160 95V96H159ZM197 95V96H196ZM217 95V96H216ZM252 95V96H251ZM30 96V95H29ZM86 96H87V94H86ZM158 96H159V99H158ZM162 96H165L166 98H163L164 100H162L161 101V103H163L165 106H163V109L166 107V106H168L167 105V103H168V100H170L171 102L172 101H174V102H176V100H177V103H171L170 101V103L171 104H169V106L171 105V108H169V110L171 111V110H173L172 109V106H173V108L176 106V108H177V112L179 113L178 115H173V113H174V110H173V112H172V115H167L168 116V118H166V119H168V121L169 122H167V120L165 119V117H163L164 119H165V121L168 123V124H170V122H171V124L170 125H168L165 121H164V119L163 118H159V114H157V110H160L161 108H160V106H162L159 102L160 101H158L157 102V100H154V102H151L150 103V100L152 101V99H158V100H160V98L162 99ZM173 96V97H172ZM243 96V97H242ZM256 96H258V98L256 97ZM32 96H30V97H28V98H33ZM61 97V98H60ZM81 97V98H82ZM111 98V97H113L114 98V100L113 101H115V103H111V107L109 106L108 107V109L105 111V109L107 108V104L105 103L106 102V100H105V102H103L102 100L103 99H107V103H108V99L109 98ZM157 97V98H156ZM219 97V98H218ZM230 97V98H229ZM249 97V98H248ZM253 97V98H252ZM260 97L262 98L261 100H260ZM43 98H45V99H43ZM101 98V99H100ZM184 98H185V96H184ZM184 98H182L181 100H183ZM194 98V99H193ZM212 98V99H211ZM247 98H248V100H247ZM38 99V100H37ZM110 99V102L112 101ZM206 99V100H205ZM221 99H223V97L221 98ZM233 99V98H232ZM231 99V100H232ZM235 99H233V101L235 100ZM252 99V100H251ZM60 100L62 101L63 100V103H65V105L62 103V102H60ZM92 100V101H93ZM220 100V101H219ZM89 101H91L90 99H89ZM112 101V102H113ZM118 101H120L121 102V105H123V106H121V109H120V107L118 108L117 107V105L119 106V102ZM188 101H183L184 103L183 104H185V103H187ZM256 101V102H255ZM94 102H92V103H94ZM110 102H109V104H110ZM181 104H180V103ZM221 102V103H220ZM225 102V103H224ZM228 102V103H227ZM237 102H235V104L237 103ZM259 102V103H258ZM262 102V103H261ZM67 104V105H69V106H72V104L70 105V104ZM122 103H124V104H122ZM149 103L153 106L154 104L156 105V107H155V105L153 106V110L154 111H152L153 113H151V111H148L147 110V107L146 106H148L149 105ZM153 103V104H152ZM166 103V104H165ZM204 103H206V105L204 106ZM224 103V104H223ZM258 103V104H257ZM82 104H84V106L85 107H87V105H85V103H82ZM106 104V105H105ZM108 104V105H109ZM128 104H129V106L130 107H128ZM180 104V105H179ZM200 104H202V105H200ZM222 104L224 105V107L225 108H223V106H222ZM260 104H262L261 106H260ZM26 105V106H27ZM37 105V106H36ZM66 107H64V106ZM79 105V106H80ZM150 105V106H151ZM209 105H210V107H209ZM124 106H126L127 108H128V110H125L124 108ZM185 105H183V107L181 106V108L180 109H185V107H184ZM188 106V105H187ZM237 107H239L238 106V104L236 105ZM106 107V108H105ZM143 107H145V110L143 109ZM190 107V106H189ZM195 107V108H196ZM32 108V107H31ZM77 108V109H76ZM110 108V109H109ZM151 108V107H150ZM167 108V107H166ZM175 108V109H176ZM191 108H192V105H191ZM203 108V109H204ZM256 108V109H255ZM27 109V108H26ZM88 109V110H89ZM141 109V110H140ZM186 109H189L188 107L186 108ZM197 109V108H196ZM244 109V110H245ZM258 109V110H257ZM33 110H32V112H31V114H33ZM60 110V111H59ZM62 110V112H64ZM118 111V113L120 112L119 110H121V111H123V115H124V117L125 116H127V117H131V118H133V119H131V118H129V119H131L130 121L132 122L131 124H132V126L131 125H128L127 126V121H128V118L125 120L123 117H122V120H123V122L124 121H126L125 123H123V124H121L120 122H116V123H114L115 121H117V120H120L121 118V116H123L122 114H121V112H120V114H121V116L117 119H115L114 120V122H113V115H115L116 114V112ZM130 110H131V112H130ZM152 110V109H151ZM156 110V111H155ZM166 110V109H165ZM165 110H162V112L163 111H165ZM167 110H168V108H167ZM167 110L165 111L166 113H167ZM89 111V112H90ZM128 111L130 112V113H132V116H130L129 114H128ZM145 111H148V112H146V114H145V116L147 115V120L148 119H153V122H156V121H158V122H160V125H165V126H167L168 128H169V132H170V130H177L178 132H179V129H181L180 131V133H185V135H187V136H185L184 134V136H185V138L186 137H188V140H186V143L184 142V144L182 143V142H179L178 144L177 143H175V142H177V141H179L178 139H176V137H180V136H182V135H180V133H176V136L174 135V134H172V132H171V134H170V137L172 136V135H174L173 136V138L172 139H169V136L167 137L168 139L166 140V137H165V139H163L164 138V136H162V137H160V135H161V132H163V135H164V133H165V131L166 130H168L167 129V127H162V126H160V125H157L158 123H156V125H154L153 123H152V125H146L145 123H144V121L143 120H145V118H144V113H145ZM170 111L168 112V113H170ZM189 111H192L191 109L189 110ZM189 111H186L189 115H190V112ZM195 111V110H194ZM223 111V112H222ZM262 111V112H261ZM76 112V111H75ZM80 112H81V110H80ZM79 112V113H80ZM124 112L125 113H127L128 115H126V114H124ZM141 113V112H144L143 114L141 113V115H142V117L143 118H141V120H140V114L138 115V117H139V119H138V117H137V113ZM165 112H164V114H165ZM176 112V111H175ZM205 112V113H204ZM222 112V113H221ZM233 112V113H234ZM70 113V114H71ZM102 113V112H101ZM151 113V114H150ZM158 113H161V110H160V112H158ZM181 113V114H180ZM199 113V114H198ZM223 113H225L226 115H227V117H228V115L230 116V117H226L225 116V114H224V118L225 119H220V120H224V121H220L218 118H219V116H221V114H223ZM238 113V114H237ZM258 113V115H260V116H258V115H256ZM14 116H13V115ZM80 115L79 117L80 118H82V120L78 117V115ZM106 114V115H105ZM113 114V115H112ZM153 114V115H152ZM164 114H162V115H164ZM171 114V113H170ZM175 114H177V113H175ZM184 114V113H183ZM244 114H246L247 116H245ZM262 114V115H261ZM161 115V114H160ZM161 115V116H162ZM166 115V114H165ZM206 115H208V117L206 116ZM233 115H235V113L233 114ZM74 116V115H73ZM109 116H111V118H112V120H111V118L109 117ZM116 116V115H115ZM160 116V117H161ZM170 116H178L176 119H172V117L170 118ZM185 116V115H184ZM263 116V117H262ZM88 119H87V118ZM101 117H103V118H105V119H103L102 120V118ZM117 117H118V114H117ZM173 117V118H174ZM213 117V118H214ZM31 118V119H30ZM43 119V120H46V119ZM214 118V119H215ZM221 118V117H220ZM13 119H15V121H17V122H19V125L17 126V127H13L12 126V128L10 129V131L9 132H7L6 131V127H8L9 125H11V123L10 122H12V120ZM71 119V120H72ZM112 121V123L111 122H106L107 120L108 121H110V120ZM143 119V120H142ZM163 119V120H162ZM180 119H183L182 121L180 120ZM187 119H189V118H187ZM186 119V120H187ZM261 119V120H260ZM66 119L64 118V120L63 121H65ZM122 120H121V122H122ZM146 120V121H147ZM155 120V121H154ZM160 120V121H159ZM227 120V121H226ZM235 120H233V121H235ZM240 120H242V119H240ZM129 121V122H130ZM140 121H143V123L145 124V126H144V124H143V126L144 127H142L141 126V124L139 123ZM175 121V122H174ZM180 121V122H179ZM196 121V122H197ZM235 121V122H236ZM248 121V120H247ZM75 122V123H76ZM136 122V123H135ZM147 122H150V121H147ZM212 122V123H211ZM114 123V124H113ZM135 123V124H134ZM173 123V124H172ZM177 123V124H178ZM183 123V124H184ZM195 123V122H194ZM201 123L204 125V126H209V127H205V128H203L202 130H200L199 129V133H201V136H200V138H199V136H198V128H201ZM209 123V124H208ZM210 123H211V125H210ZM250 123H252V125L250 124ZM254 123V124H253ZM130 124V123H129ZM133 124L134 125H137L136 127H139V129L137 128L136 129V127H135V129H136V131L135 132H137L136 134L134 133V131H132V129L133 130H135L134 129V127H133ZM140 124V125H139ZM151 124V123H150ZM182 124V125H183ZM90 125V124H89ZM89 125H88V127H89ZM139 125V126H138ZM172 125H174V127L172 128L171 126ZM195 125H196V123H195ZM202 125V126H203ZM246 125H248V124H246ZM246 125L242 128V130L244 129V128H246ZM140 126H141V128H140ZM180 126H181V124H180ZM194 126V125H193ZM200 126V127H199ZM203 126V127H204ZM224 126H222L223 128H224ZM261 126H262V128H261ZM95 127V128H96ZM130 127H132L131 128V130H130ZM153 127V128H152ZM183 127H185V125L183 126ZM73 128V127H72ZM73 128V129H74ZM86 128H87V126H86ZM92 128V127H91ZM212 128H211V130H212ZM88 129V128H87ZM150 129H152L151 131H158V133H160V135L158 134H156L155 132H154V134H155V136H153L154 134H153V132H151L150 131ZM155 129V130H154ZM163 129H165V130H163ZM190 129V130H189ZM214 129V132L216 131V129L215 128H213ZM219 129H220V127H219ZM219 129H217V131L219 130ZM234 129H239V127L238 128H234ZM132 131V133L130 132V131ZM221 130H222V128H221ZM224 130V129H223ZM254 130V131H253ZM95 131H98V130H96L95 129ZM104 131V132H103ZM146 131V132H145ZM173 131V132H174ZM202 131V132H201ZM205 131V132H204ZM244 131V130H243ZM148 132V133H147ZM208 132H210V131H208ZM207 132V133H208ZM212 132H213V130H212ZM211 132V133H212ZM227 132V134L225 135V133ZM233 132V131H232ZM246 132H244V133H246ZM76 133V134H75ZM194 135H193V134ZM211 133L209 134V137L208 138H210L211 137ZM216 133H218V132H216ZM220 133V132H219ZM218 133V134H219ZM237 134H238V132H236ZM258 133L259 134H261L259 131L258 132H256V135L255 136H257L258 135ZM88 134H87V136H88ZM99 134V133H98ZM97 134V135H98ZM132 134V137H133V134L134 135H136L135 137H133V138H131V135ZM207 134V135H208ZM218 134L217 135H215V133H214V135L215 136H217V138H218ZM232 134V133H231ZM236 134V135H237ZM253 134V135H254ZM84 135V136H85ZM94 135H96V134H94ZM96 135V136H97ZM206 135V134H205ZM204 135V136H205ZM213 135V134H212ZM220 135V134H219ZM247 135V136H248ZM252 134H251V136H253ZM86 136V137H87ZM151 136V137H150ZM165 136H167L166 134H165ZM259 136H261V135H259ZM82 137V138H81ZM99 137V136H98ZM199 138V140L201 139H203L204 140V142H197V141H194L195 139L196 140H198V138ZM201 137H203V138H201ZM207 137V136H206ZM205 137V138H206ZM214 137V136H213ZM51 138V137H50ZM92 138V137H91ZM91 138H89V140H91ZM148 138H150V139H148ZM215 138V137H214ZM214 138H213V140L212 139H209L211 142L213 141V142H215V141H217V140H219V139H217V138H215V139H217V140H215L214 141ZM35 139H41V140H44L45 142H48V143H50V145L49 144H45L44 145V147L40 150V151H36L35 150V147L34 146H32V144L29 142V141H31V140H35ZM92 139H94V138H92ZM131 139H137V142H139V144H141L142 145V147L143 148H145L144 149V151L143 152H145V150H146V152L148 151V150H150V149H148V148H150V145L152 144V145H156V144H159L158 142H162V140H164L162 143H160V144H162L161 146L165 149L166 148V151L164 150V152H166V153H164V154H158L159 155V157L158 156H156L155 155V157H158L157 159V162H156V159L155 160H153V158H152V160L151 159H148V158H146L145 160H147V161H145L144 163H143V161L144 160H141L142 161V164H144V165H142V166H144V167H142L143 169L142 170H140V171H138L139 172V175H138V177H137V175H136V178L134 177L135 176V173H136V169H134L132 172H133V174L131 175L130 174V172H131V170L133 169L132 168V166H131V170L129 169V168H127V166H128V163H127V165L125 164V161H124V164L126 165H122L123 164V160L121 161L122 162V164L120 163V162H117L118 164H121L122 166L121 167H119V165H118V167H117V165H115V166H113V167H111L110 165H112V163L113 162H115V160H117V159H113L114 161H110V159H112V158H108L110 155H114L115 154V150H117V148H119L120 147V149L122 148V146H123V140H124V143L125 142H127V143H129V140L130 141H132L131 142V144L129 143V149L131 148L132 149V147H131V145H135L136 143H135V141L134 140H131ZM138 139H140V140H142V141H139ZM150 140V144H145V145H143L144 143H147V141L148 140ZM159 139V140H158ZM179 139H181V138H179ZM184 139V138H183ZM187 139V138H186ZM194 139V140H193ZM147 140V141H146ZM156 142V141H158L157 143H155L154 141ZM165 140L166 141H168V143H166L165 142ZM194 142H193V141ZM206 140H207V138H206ZM208 140V141H209ZM133 141H134V143H133ZM153 141V142H152ZM180 141H182V140H180ZM184 141V140H183ZM208 141H206L207 143H209V147H208V145H207V143H206V147H208L209 148V151H210V153H211V151L215 148V146L213 145V143H212V145L214 146V148H212L213 146L212 145H210L211 143H210V141L208 142ZM239 141H240V143H239ZM244 142H246L245 140H243ZM242 141V142H243ZM27 142H29V143H27ZM170 142V143H169ZM218 142V141H217ZM219 142H221V140L219 141ZM256 142H257V144L259 145V146H257L256 147ZM133 143V144H132ZM197 143V144H196ZM199 143V144H198ZM234 143V144H233ZM28 144V145H27ZM118 144V145H117ZM159 144V145H160ZM170 144H175V145H179V146H181V148H182V151L181 150H179L178 149V146H176L177 147V149H175V151H172L173 150V148L172 147H174V146H172L171 148L169 147V145ZM183 144V145H182ZM127 145V144H126ZM137 145H138V143H137ZM186 145H189V146H186ZM193 145V146H192ZM56 146L58 147V151L57 152H61V157H63V158H61V159H59L58 161H56L55 159V157H58L57 155L53 158L52 156H53V153L55 152V148H56ZM140 146V145H139ZM158 146V145H157ZM157 146H155L156 147V149H157ZM192 146V148L193 147H197V148H191L190 149V147ZM200 146H202L201 144H200ZM204 146H205V144H204ZM210 146H212L211 148H212V150H210ZM252 146V147H251ZM124 148L123 149H125V148H128V146L127 147H125V146H123ZM154 146H152V148H153ZM162 147H158V151L160 150L161 151V149H162ZM186 147H189V151L187 152L186 151V153H182L180 156L181 157H179V153H181V152H183V150H184V152H185V150H187V148ZM224 147H226V146H224ZM233 147V146H232ZM261 147V148H260ZM133 148H134V146H133ZM136 148H138L137 146H135V149ZM143 148H141L142 150H143ZM147 148V149H146ZM161 148V149H160ZM223 148V147H222ZM110 149H112L113 151V154H112V152H111V150ZM127 150L126 151V149L125 150H123V152H122V150H120L122 153H125V152H128V151H131V149L130 150ZM140 149V150H141ZM156 149L154 148V151H156ZM171 149V151L172 152H174L173 154H176V155H168V154H172V152L170 151L168 154H167V151L168 150H170ZM196 149V150H195ZM224 150H225V148H223ZM233 149H234V147H233ZM134 150V149H133ZM226 150H225V152H226ZM247 150L245 151V152H247ZM71 151V152H70ZM119 151V150H118ZM119 151V153H117V156L119 155V157H117V158H119V161L122 159L121 157H120V152ZM135 151H137L138 152V149H136ZM151 151H153L152 149L150 150V153H151ZM158 151L157 152H154V153H158ZM195 153H194V152ZM241 151H243V152H241ZM51 152V154H49ZM73 152V153H74ZM135 153V154H138V153ZM191 152V153H190ZM196 152H199V153H196ZM220 152H222V150L220 151ZM224 152V151H223ZM224 152V153H225ZM258 152V151H257ZM150 153H148V154H150ZM153 153V152H152ZM163 153V152H162ZM194 153V154H193ZM241 153H243V154H241ZM256 153V154H255ZM127 154V153H126ZM132 154H134V153H132ZM141 154H143V153H141ZM140 154V155H141ZM146 154V153H145ZM165 154H167V155H165ZM198 154H199V156H198ZM207 154V155H206ZM212 154V153H211ZM236 154V155H235ZM241 154V155H240ZM247 154V153H246ZM252 154V153H251ZM140 155H138V157H135V155H133L134 156V161H133V163L135 164V161H136V163H138V164H140L139 162H141L140 160H138L139 162H137V160H135V158L136 159H138L139 158V156ZM147 155V154H146ZM163 155H165V156H163ZM217 155H219V156H216ZM261 155L263 156V157H261ZM60 156V155H59ZM114 156H116V155H114ZM113 156V157H114ZM122 156V155H121ZM125 156V155H124ZM130 156H131V154H130ZM151 156V155H150ZM153 156V155H152ZM193 157V159H191L192 157ZM204 156V157H203ZM208 156V157H207ZM74 157H75V155H74ZM110 157H112V156H110ZM128 157H129V154H128ZM191 157V158H190ZM199 157V158H198ZM205 158V160H203V158ZM242 157V158H241ZM244 157L245 158H248V160L246 161V159H244ZM67 158V159H66ZM68 158H70L71 160H72V162H73V164L71 163H66V161L68 160ZM77 158V159H76ZM92 158H93V156H92ZM107 158L109 159L108 161H110L111 163H109V166L111 167H109L108 166V168H107V165H106V167H105V165L104 164H102V161L103 160H107ZM114 158H116V157H114ZM121 158V159H120ZM127 158V157H126ZM140 158H143V156L141 157L140 156ZM145 158V157H144ZM151 158V157H150ZM164 159V161H162L161 159ZM186 158V159H185ZM187 158H188V160L190 159L191 161H188L187 162ZM195 158H198V159H196L197 161L199 160V162L201 161V164L203 163L204 165V167H208V169H209V171H211L212 169V167L213 166H215L216 167V169H214V172H217L218 170H217V168L219 167H217V165H220V168L223 170V171H225V173L227 172H229V171H231L230 170V168L231 167H235L234 169H235V171L237 170V171H240V169H241V172H242V170H245L244 172H243V176H245V178L246 179H248V178H251L253 175H251V177L249 176L250 175V173L251 172H253V171H255V170H259V171H261V172H259L258 170V174H259V176H258V174H257V176L255 177V172H253L254 173V177L256 178L255 179V183H253L252 184V182H251V180H252V178H254V177H252L251 178V180H248V181H250L251 182V184L250 185H254V187L253 188H255L256 187V190L258 191V192H256V190L255 189H251V186L249 185V184H247L246 183V187H247V189H248V186L247 185H249V189L247 190L246 188H245V185H244V188H243V182L246 180L245 178V180L244 179H241V180H243V181H241L240 180V182L239 183H241V184H236L238 181H236L234 178H237V176L240 174H236V177H232L234 174L231 172V173H228V175H229V177L231 176V178L230 179H232V180H230L229 179V183H227V186H225V188L227 189V191L225 190V192H223L224 191V189H223V193L221 192V190H222V188L224 187H222L221 188V186L222 185H226V177H225V180H224V183H222V181H223V179H224V176H226V174L225 175H223L224 174V172H223V174H219L218 176L220 177L221 175H223V179H222V181H221V183L220 184H222V185H220V186H217L218 187V190L219 189H221V190H217V188L215 187L216 186V184H213L214 182L215 183H218L217 185H219V181L217 180V176L215 177V179H214V174H216V173H214V174H211L210 175V173L212 172H209L208 171V169H207V167L206 168H204L203 169V167L202 168H200L202 171H199L200 169H199V167L198 166H196V164H197V161L195 160ZM202 158V159H201ZM215 158V159H214ZM222 158V159H223ZM250 158V159H249ZM123 159H125V158H123ZM129 159H130V157H129ZM179 159H180V161H179ZM185 159V160H184ZM253 159V160H252ZM71 160H69L70 162H71ZM81 161L80 160V157H75V159H74V161ZM125 160H127V162H129L128 161V158L127 159H125ZM148 160H150V161H148ZM166 160H171V162H173V164L172 163H169V161H168V163L170 164V165H167L168 163H167V161ZM182 160V161H181ZM183 160L185 161V162H187V163H189V164H187V163H185V165H186V167H185V165H180V163H176L177 161L178 162H181L182 164H184L183 163ZM203 160V161H202ZM250 160L251 161H254V163L253 164H251L252 162H250ZM259 160V161H258ZM83 161H81V162H83ZM166 161V162H165ZM175 161V162H174ZM194 163H196V164H194ZM81 162H80V164H81ZM130 162H131V160H130ZM233 162V163H238L239 165H241L242 166V164H241V162L243 163V164H245L244 166H245V168H244V166L243 167H236V166H233V163L231 164V163ZM249 164V167H247L248 165H247V163ZM60 163V164H59ZM66 163V164H65ZM117 163H115V164H117ZM164 163H165V165H164ZM176 163V164H175ZM191 163V164H190ZM61 164H63L64 166H62ZM114 164V163H113ZM131 165H133L132 163H130ZM130 164H129V166H130ZM137 164V165H138ZM161 164H163V167H162V169H161ZM179 164V165H178ZM199 164V163H198ZM209 164V163H208ZM227 164V165H226ZM229 164L230 165H232L231 167L229 166ZM238 164H236L237 166H238ZM259 164V165H258ZM58 165H61L62 166V168H60V169H66V171L65 172H59V168L58 167H60V166H58ZM71 165V166H70ZM73 165V166H72ZM102 165L105 167L104 168V170H105V172H107L106 171V168H107V170H109L110 169V171L109 172H107V174H109L108 176L111 178H109L108 177V179L107 178H105V179H103V182L105 181L106 183L105 184H102V186L103 185H107L108 183L110 184V183H112V184H115L116 183V181L115 180H117V179H115V177L117 178V176L116 175H119L120 174V176H122L121 175V173L124 171V170H126V168H127V170L126 171H128V172H123V177L125 176V179L126 178H130V179H132L131 180V182H129V184L130 183H134L133 184V186H135L136 184H137V182L139 183L140 181H141V183L139 184V185H142L143 186V184L145 183V184H148L147 183V180H148V177H150L151 178V180L152 181H155V182H152L151 180V185L150 184H148V185H150V186H146L145 184V186L146 187H150V188H146L145 186H144V189L146 190V191H144L143 193H145V194H147V190H150V193H148L147 195H148V199H145L146 198V196L147 195H145V194H143V193H141V191H143L142 189H140L139 191H140V193L141 194H143V195H145V198L144 197H142L140 194H137L138 196H140V198H141V200H140V202L142 201V198H143V204H141V207L143 208V210L145 209V206L146 207H150V208H147V209H145V211H148V209H152V210H150V211H148V212H150V213H148V214H151V212L152 213H154L153 215H155V212H157L156 213V215H157V217L155 216V219H156V221L157 222H160V223H163V222H166V224L168 223V220H169V222H170V219H171V222L173 221V220H175L176 222H181V221H177V218L178 217H180V218H184V220H185V222H188V224L187 223H184V220H183V223L182 224H180V223H178L179 224V226L180 227H177L176 229H175V227L178 225V224H176V226H174L175 224H173V229H175V230H173V231H170L171 229H170V227H172V225L169 223L168 224V226L170 225V227H168L170 230L169 231H167L168 229H167V227H166V229L167 230H165L164 228L165 227H163V229L161 228L162 227V225H164V226H166L165 225V223H163V224H161L160 225V223H154L155 222V219H154V221H153V218H154V216L153 215H150V216H148V218H146V214L144 215L143 213H142V211H140L139 210V208H137L136 207V211H135V214H136V212L138 213V210L140 211V214L138 213V215L136 216V218H135V220H133V219H131L132 217L131 216H129V217H131L130 218V221L129 220H127V222H128V224L126 223V218L128 219V215H127V217L125 218V216L126 215H122V214H124V213H126V214H128L129 212H125V211H123L122 209H125V205L124 204H126V203H124L127 199V201H128V204H126L127 206L128 205H130V208L129 209H131V208H133L132 207V205L131 204H129V203H131L132 202V199H135L136 201L138 200V198L135 196V194L136 193H138L139 191H138V188H139V186H135V187H130V191H131V188L134 190V191H136V193L134 192V191H131V192H134L135 194H134V196L135 197H131L132 199H130V198H127L126 199V197L127 196H125V199H123V198H121V199H123V200H120V199H118V200H120V202L122 201L123 202V206L121 205L120 206V204H122V203H120L119 201L117 202V199L115 200L118 204H114L113 202L114 201H112V200H108V199H110V197H111V199H115V196H116V198H120V197H118V190H121V189H123V187H121V189L120 188H118L117 186H118V184H117V186H116V190H117V188H118V192H117V194L115 195V196H113L112 197V195L110 194V196L109 197H104L105 198V202H104V204L106 203V202H108V201H112V203H113V206L111 205V204H109L108 203V205H103V201H104V198L102 199V197L104 196V195H101V194H103V193H101L100 194V191L102 192V191H104V190H106V189H110V186H109V184H108V186H103V188H102V190L100 189L102 186L100 185V180L104 177H102V175H103V172H102ZM146 165V166H145ZM153 165H156L157 167H158V169L156 168V166H154L153 167ZM172 165V166H171ZM178 165V166H177ZM187 165H188V167H189V169H188V171L189 170H191L192 169V171H191V173H189L187 170L185 171V169H187L188 167H187ZM206 165V166H205ZM256 165H258V167H256ZM58 166V167H57ZM71 167V168H69V167ZM128 166V167H129ZM135 166V165H134ZM140 166V165H139ZM173 166H176L177 167V169L175 168L174 170H173ZM199 166H201V165H199ZM222 166V167H221ZM228 166V168H226V167ZM64 167V168H63ZM79 167V168H78ZM117 167V168H116ZM138 166H136L135 168H137ZM150 167L152 168L153 167V172L151 171V170H148V169H150ZM181 167H183L184 168V171L185 172H187V173H185V172H183V170H178V168H180L181 169ZM195 167H197V170L195 169ZM215 167H213V168H215ZM230 167V168H229ZM247 167V168H246ZM254 167L255 168H257V169H254ZM100 168V169H99ZM120 168H122L121 170H120ZM123 168H125V169H123ZM154 168L158 171V172H156L155 170H154ZM160 168V169H159ZM166 168V171H164L163 172V170ZM171 168V170H173V172H171L169 169ZM240 168V169H239ZM129 169V170H128ZM138 169H141V167H139ZM193 169L195 170V171H193ZM199 169V170H198ZM229 169V170H228ZM233 168H232V170H234ZM252 169H254L253 171H251ZM103 170V171H104ZM111 170H112V172L114 173V171H116L114 174L111 172ZM161 170V171H160ZM205 170H207V171H205ZM216 170V171H215ZM98 171H100V172H98ZM130 171V172H129ZM148 171H151V172H148ZM167 171H169L170 173L168 174V176H167ZM219 171H220V169H219ZM250 171V172H249ZM256 171V172H257ZM104 172V173H105ZM155 172L156 173H158V176L156 177V178H153V179H155V180H153L152 179V177H155L154 175H157V174H155ZM177 172V175H176V179H179V180H176L175 179V173ZM182 172L184 173V174H186L185 176H183V177H181L180 175L182 174ZM192 172H199L198 174H200V172H201V175H203V176H201V177H203L205 180H204V182L203 181H201V179H200V177H198L199 179H200V181L201 182H203L205 185H207L205 188L202 186V185H200L199 184V182L200 181H198L199 179L197 178V173H196V179H197V181H196V179H195V177L193 176H191L190 174H192ZM209 172V173H208ZM234 172V171H233ZM246 172H249L248 174H245ZM110 173H112V175L110 174ZM151 173H153V174H151ZM160 173V174H159ZM162 173H165V174H162ZM193 173V174H194ZM207 173L210 175V176H208L207 175ZM220 173V172H219ZM236 173V172H235ZM262 173V174H261ZM107 174H106V176H107ZM116 174V175H115ZM128 174V175H127ZM150 174H151V176H150ZM170 174H172L171 176H170ZM178 174H179V176H178ZM184 174H182V175H184ZM217 174H218V172H217ZM230 174H233V175H230ZM245 174V175H244ZM115 175V176H114ZM127 175V176H126ZM146 175H148V177L146 176ZM153 175V176H152ZM187 175H189V176H191L192 178H193V180L195 179V181L194 182H197L198 183V185H197V183L195 184L193 181H192V179L189 177V176H187ZM241 174H240V178H243V176H242ZM247 175H248V178H247ZM262 175V176H261ZM113 176H114V180H113V182H109V181H111L112 180V178H113ZM120 176H118L119 177V179L118 180H120ZM145 176V179L143 180V182H142V179H143V177ZM166 176V177H165ZM172 176L174 177L173 178V180H175V181H177V184H176V186L173 184L175 181H173L172 183H171V180H172ZM178 176V177H177ZM207 176L208 177H210L209 179H211V178H213L214 179V182H213V179H212V182H211V180H208L207 179ZM211 176H213V177H211ZM261 176V177H260ZM181 177V178H180ZM187 177H189L188 179H187ZM218 177V178H219ZM257 177H259V178H257ZM135 178V179H134ZM166 178H168V179H166ZM169 178H171V179H169ZM202 178V179H203ZM220 178H222V176L220 177ZM219 178V179H220ZM264 178V177H263ZM262 178V179H263ZM122 179V178H121ZM162 180V179H164L163 181L165 182V179H166V181H168L169 183H167V185H168V187H170L169 188V191H168V193H167V195L164 193V190L166 189L165 188V186L167 187V185H166V182H165V184H164V182H161V181H159V182H161V185H164L163 187L165 188L164 190H163V187L160 185V187H162V188H160V189H158L157 188V180ZM182 179V182H180L181 184L183 183L184 184V182H183V180L187 183V184H184L185 185V187H187L188 185H189V181H190V183L191 184H195V185H197V186H199L200 185V187L202 188L203 187V189H205L204 190V193L202 194V192L201 191H203V190H200L198 187V189H199V191H200V195L197 193V192H195V193H197L198 194V198H202L203 196H204V194H206L205 192L207 191H210L211 192V194L209 193L208 195H211V196H208V195H206V197L204 196V202H203V200L202 199H199L198 200V202H200L201 201V204H202V202H203V204L204 205H201L202 206V208H205L206 210H204L203 211V209L202 210H200V209H198V210H200V212L196 209V207L194 206V200H193V198L196 196V194L194 195V196H192L193 194H194V191H196L197 189H195L194 191H191L192 190V187H190L189 188V186L191 185H189L188 187H187V189L185 188V190H187L186 192H184L185 190H184V188L180 185V188L182 187L183 189V191H181V190H179V191H177L176 189V187L177 186H179V181ZM190 179V180H189ZM227 179H228V177H227ZM258 179V180H257ZM127 180V179H126ZM129 180V179H128ZM239 180V179H238ZM254 180V179H253ZM258 181V183L260 184V185H262V186H256V185H258V184H256V182ZM259 180H261V183H260V181ZM114 181H115V183H114ZM121 182H122V180H120ZM144 181H146V182H144ZM228 181V180H227ZM108 182V183H107ZM123 182H124V180H123ZM123 182L121 183V185L122 186H125L127 183H128V181H127V183H125L124 185H123ZM206 182V183H205ZM246 182H247V180H246ZM102 183V182H101ZM117 183H119V182H117ZM136 183V184H135ZM152 183H156L155 184V186L154 185H152ZM203 183H201V184H203ZM111 184V185H112ZM172 184H173V190L174 191H172ZM203 184V185H204ZM245 184V183H244ZM256 184V185H255ZM116 185V184H115ZM121 185H119V187L121 186ZM171 185V186H170ZM187 185V186H186ZM192 185V186H193ZM215 185V186H214ZM228 185H234L233 187L235 188V189H239V193L237 192V191H235V189H233V187L232 186H230V190H234V192H237V194H238V197H239V200H241L240 198L242 197V199L243 200H247V198H249V197H254V195L255 194H257V196H258V194H259V196H261L260 198H261V206H259V202H258V200H260V199H258L257 200V197H256V202H257V204H255L254 203V201H255V197L253 198V199H249L250 201H252V200H254L253 201V203L255 204V205H257V206H255V205H253V204H251L250 203V201L249 200H247L248 202H249V205H250V208L249 209H251V211L253 210V212H255L256 214H254L253 212V216H254V218H257L258 216H259V219L260 218H263L262 220L263 221H261L260 222V224L258 225V221L259 220H257V219H255L254 221H253V219L254 218H252V213H251V220L253 221V224L251 223L250 225H251V227H250V225H249V223L250 222H252V221H250V219H249V217L247 216H245L246 218H248L247 219V221L249 222V223H247L246 222V218L244 217V215L247 213H249L250 214V212H247V211H250V210H248V208L247 207H249V205H247L248 204V202L247 201H240V203L238 202V197H236L237 196V194H236V201H237V203H236V201H235V203H234V201L233 200H231V199H229V198H231L235 193L232 191L231 193L229 192L230 190L228 189ZM132 186V185H131ZM154 186V187H153ZM111 187H114V186H111ZM125 187H127V185L125 186ZM151 187H152V189H151ZM157 188V189H155L154 191L155 192H157V194L154 192V195H152V192L151 191H153V188ZM220 187V188H219ZM237 187H239V188H237ZM264 187V186H263ZM100 190H99V189ZM105 188V189H104ZM128 188V190H129V186L127 187ZM140 188H141V186H140ZM175 188V189H174ZM195 188H196V186H195ZM232 188V189H231ZM240 188H241V190H243V189H246L247 191H252V190H255L254 192H255V194L253 195V196H251L252 195V193L250 194V191L249 192H247V191H245V190H243L245 193L247 192V193H249L248 195H250V196H248L247 194H243V192L242 191H240ZM243 188V189H242ZM258 188V189H257ZM99 190V195H101V197H97V195H94V194H96V191H98ZM112 189H115V187L114 188H112ZM215 189H216V192H215ZM128 190H126L125 191V193L127 192L128 193ZM161 190H162V192H161ZM168 189H166V191H167ZM177 192H179L178 194L180 195V191H181V194L182 195H180L181 197L180 198H183L182 196H184L185 198H187V196L186 195H183L184 193L185 194H187V192L189 191V192H191L192 193V195H190V197L192 198H188V199H186L189 203H190V199L191 200H193V206H192V204H189L188 202H181L182 200L184 201L185 199L183 198L182 200L179 198V196L177 195V196H175L176 198H179V201H178V199H176L175 197H173L174 196V194H175V192L176 191ZM214 190V192L213 193H220V194H216L215 196H214V194H212V191ZM108 191L109 190H106V191H104V193H108ZM138 191V192H137ZM262 191H264L263 189L261 190V192ZM113 193H114V191H112ZM121 192L122 191H120V196H122V194L124 193V190H123V193L121 194ZM131 192H129L130 194H131V196H132V193ZM159 192H161V194L163 193L164 194V196L165 197H167V196H169L168 197V199L167 200H165L164 199V202H163V204H161V200H163V199H161V198H163V197H157V196H159ZM172 192L174 193V194H172ZM177 192H176V194H177ZM188 192V193H189ZM106 193V194H107ZM110 193H111V191H110ZM116 193V192H115ZM225 193L227 194V196L229 197H226V195H225ZM242 193V194H241ZM105 194V195H106ZM109 194V193H108ZM150 194L152 195V198L153 199H155V201L150 197ZM156 194V195H155ZM172 194V195H171ZM222 194V195H221ZM233 194V195H232ZM114 195V194H113ZM127 195V194H126ZM212 195L214 196L213 198H212ZM220 195V196H219ZM224 195V196H223ZM92 196H95V198L94 197H92ZM107 196V195H106ZM155 198H154V197ZM202 196V197H201ZM222 197V199L223 198H225L224 200H226L227 198L229 199V200H231L232 202H233V204H234V207H236V205H241L244 209L245 208H247V210L245 209H243L241 206H237L236 208H237V210H235V209H233L234 207H233V204L232 203H230L229 201H225L226 202V204L228 205V208L230 207H233V208H231V210L233 209L234 211H232L233 212V214H231V213H229L230 212V208L228 209V213L225 215V213L227 212H225V210L227 209V208H221V209H223V211H224V217L226 216L227 218H230V223L229 224H227L226 222H227V218L225 219V218H222V219H224V220H222L221 221V219H220V217H218V216H216L215 214L217 213V212H219V210H221L220 208H219V206H217V205H220L221 203H225V202H218L219 204H217V205H215L214 206V204H216L215 203V201L217 200L216 198H219V197ZM241 196V197H240ZM123 197H124V194H123ZM128 197H130V195L128 196ZM173 197V198H172ZM188 197H189V194H188ZM209 197H211V199H212V201L210 202L209 200H211ZM235 197L233 198L234 200H235ZM247 197V198H246ZM262 197H263V199H262ZM99 200H98V199ZM108 198V199H107ZM158 198H160V199H158ZM197 198V199H198ZM69 199L71 200H73V201H69ZM129 199L131 200L130 202H129ZM171 199H174V203H172V201H171ZM197 199L195 198V203H196V201H197ZM216 199V200H215ZM221 199V200H222ZM227 199V200H228ZM77 200H81L80 202L79 201H77ZM100 200H103L102 201V205L101 204H99L100 202ZM108 200V201H107ZM125 200V201H124ZM150 200H153L152 202L154 203H151V201ZM157 200H158V203H157ZM171 202H170V201ZM224 200H222V201H224ZM69 201V202H68ZM76 201L78 202V204L79 205H77V203H76ZM148 201H150V202H148ZM219 201H220V199H219ZM71 202V203H70ZM72 202H73V205H71L72 204ZM135 202V201H134ZM134 202H132V203H134ZM217 202V201H216ZM241 202H243V204L241 203ZM263 202H264V200H263ZM68 203V204H67ZM137 203V202H136ZM182 203H185L186 205L185 206H192L194 209H195V211L196 212H199L200 213V215H202L201 214V211L204 213L203 215H205L206 213H207V215H209V217H211L210 219H208L207 217V215H206V217H204V216H201L200 217V215H198V217H200L201 218V220H198L197 222H196V217H193L194 215H196L197 213L194 211V210H192L193 208L190 206L189 208L187 207V209H183V210H181L180 208H182V207H185L184 206V204H183V206H182ZM189 205H188V204ZM213 203V204H212ZM244 203H247L246 205H247V207H245L244 206ZM70 204V205H69ZM138 204H140V203H137L135 206H137ZM147 204V205H146ZM157 204H160L159 205V209H158V207H157ZM164 204L166 205V206H169V204H175L174 206L172 205L171 207H172V210H174V212H175V208H176V204L178 205V204H181V205H178L177 206V208L179 207V206H181V207H179L178 209L179 210H181V211H179V215L180 216H178V215H176V212L174 213V215H173V217L174 216H176L175 218L176 219H172V215H170V217H168V211H170V210H168L167 211V209L165 210V208H166V206H164ZM197 205H198V203H196ZM236 204V205H235ZM263 204V205H262ZM77 205V206H76ZM101 205V206H100ZM109 205H111L112 207H114L115 205L117 206V205H119V207L118 208H120V209H118V213L120 212V214L125 218V220H123L124 218H122V216L119 214L118 215V213H117V211H115L116 209L115 208H113V209H115L114 211H113V209H112V207H111V211H113V212H115L114 214L109 210ZM196 205V206H197ZM211 205H213L215 208H219L218 209V211L213 207V206H211ZM227 205H222V207H226ZM73 206V207H72ZM102 206H104V207H102ZM105 206H107V208H108V210H106L107 212L109 211V212H111L113 215H116L117 214V218H119L120 216H121V218L122 219H120V221H118L117 219H115L116 217L115 216H113V217H115L114 219H113V222L112 221H110V220H112V218H111V213L109 214V213H107V212H104V210L105 209H107V208H105ZM115 206V207H116ZM126 206V209L128 210V207ZM134 206V205H133ZM134 206V207H135ZM139 206V205H138ZM205 206V207H204ZM260 207V210H261V208H263V210H261V211H259V208L257 209V207ZM76 207V208H75ZM123 207V208H122ZM157 207V208H156ZM170 207V206H169ZM198 207V206H197ZM200 207V206H199ZM77 208H80L79 210L77 209ZM100 208L102 209V210H100ZM155 208V209H154ZM162 208H163V210H162ZM168 208V207H167ZM190 208H192V209H190ZM213 208V210H211ZM242 208V209H241ZM138 209V210H137ZM157 209V210H156ZM169 209H171V208H169ZM177 209V210H178ZM189 209L190 210H192V211H194L196 214H190L192 211H190L189 212ZM238 209H240L241 210V212L243 211L245 214H243V212H242V214H241V212L239 213L238 211H240V210H238ZM120 210H122L123 212H121ZM135 209L133 208V211H134ZM154 210V211H153ZM162 210V211H161ZM215 210H216V213H215ZM132 211V212H133ZM164 211H165V213H164ZM184 211H186V213H188V215H187V217H186V213L184 212ZM214 212V214H213V212ZM236 211V214L234 213ZM101 214H100V213ZM103 212V213H102ZM131 212V210H130V214L129 215H132V216H134V213H132ZM166 212H167V217L166 216H163V215H165L166 214ZM180 212H182L181 214H180ZM206 212V213H205ZM141 213L144 215V216H142L141 215ZM163 213V214H162ZM171 214H173L172 213V211L170 212ZM239 213V214H238ZM263 213H264V211H263ZM103 214H105V215H107L108 217H110V220H109V222H111V225L113 224V226H110L108 223H106V222H108V221H106V219L108 218L107 216V218L105 217V221H104V216H103ZM177 214H178V211H177ZM218 214V213H217ZM221 214H223L222 212H221ZM231 214V215H230ZM240 214L243 216V217H241L240 218ZM262 214V213H261ZM100 215H101V217H100ZM161 215V216H160ZM183 215V216H182ZM185 215V216H184ZM192 215V217H193V219H195V220H193V219H191L192 217H190V216ZM232 215H234V216H232ZM235 215H236V217H237V215H239L237 218H239L240 219V221L239 222H241V220H242V222H244V223H242L241 222V224L240 225H242L243 226V224H244V230L245 231H247V229L246 228H248L249 230L247 231V232H249L248 234H246V232L244 233V230H243V228H241L242 226H240L239 224H237V222H236V220L237 219H235V223H233V218L235 217ZM256 215V216H255ZM158 216H160L159 218H160V221H158L159 220V218H158ZM178 216V217H177ZM215 216H216V218H215ZM219 216H220V212H219ZM222 216V217H223ZM135 217V216H134ZM140 217V218H139ZM188 217H190V218H188ZM197 217V218H198ZM202 217H204V219H202ZM233 217V218H232ZM235 217V218H236ZM149 218H151V219H149ZM168 218H170V219H168ZM180 218H178V220L180 219ZM232 218V219H231ZM243 218H244V221H243ZM166 219V220H165ZM168 219V220H167ZM216 219V220H215ZM151 222H150V221ZM164 220V221H163ZM212 222H214V224L215 225H213V226H215L214 228L211 226V221ZM25 221V222H24ZM104 223H103V222ZM117 221L119 222V224H116L117 223ZM224 221H226V222H224ZM258 222V223H256V222ZM48 222V223H47ZM116 222V223H115ZM139 222H142V223H139ZM209 222V223H208ZM51 223H55V225L53 226ZM120 223H121V225H120ZM136 223H138V224H140L139 226L136 224ZM173 223H174V221H173ZM46 224V225H45ZM105 224H108L109 225V227H111V228H109L108 227V225H105ZM129 224H132V225H130V230L131 229H133L134 227H136L137 228V226L139 227V228H141V226L143 227V224H144V226H145V228H143V231H141V229L139 230V228L138 229H135L136 231L137 230H139L140 232H136V233H139V235H143V236H145V239H144V237L142 236V237H140L139 235V237L143 240V242L141 241V239L139 240V237H138V239H137V235L135 236L133 233H131V231H129V228L127 227V225H129ZM134 224H135V226H134ZM254 224H257V225H255L254 226ZM30 225V226H29ZM52 225V226H51ZM158 225H160V226H158ZM217 225V226H216ZM249 225V226H248ZM254 227H253V226ZM59 226V227H58ZM132 226H134V227H132ZM240 226V227H239ZM257 226V227H256ZM51 227V228H50ZM252 227H253V229H252ZM63 228V229H62ZM259 228V229H258ZM66 229V230H65ZM148 229V230H150V231H148V232H146V230ZM162 231H161V230ZM258 230V232H260V233H257V230ZM47 230V231H46ZM160 230V231H159ZM66 231V232H65ZM132 231H134V229L132 230ZM164 231H166V232H164ZM179 231V232H178ZM30 232H32V234H33V236H30V235H28ZM141 232H142V234H141ZM145 232V234L146 235H144L143 233ZM170 232V233H169ZM176 232V233H175ZM64 233V234H63ZM70 233V234H69ZM135 233V232H134ZM135 233V234H136ZM147 233L148 234H150V235H147ZM153 234V239H154V241H152V242H150V243H148V241H151L152 240V234ZM168 233V234H167ZM56 234V235H55ZM63 234V235H62ZM132 235H134V236H132ZM131 236L132 237H134V239H133V242H132V239H131ZM59 237V238H58ZM148 237H150V239H148ZM171 238L170 240L169 239H166L167 241L165 242V239L164 238ZM35 238V239H34ZM72 239V240H70V239ZM135 238H136V240L137 241H139V242H136V240H135ZM162 240V239H164L163 241L166 243V244H162V243H164V242H161V244H162V246H160L161 244L160 243H155V245H154V248H153V251L155 252L156 250V253H154V252H152V245H153V243L156 241V240ZM135 240V241H134ZM146 240V241H145ZM141 241V242H140ZM158 241V242H159ZM135 242V243H134ZM124 243V244H123ZM140 245H139V244ZM168 243V244H167ZM180 243V244H179ZM70 244V246H68L67 247V245H69ZM123 244V245H122ZM148 244H150V245H148ZM136 245H139L138 246V248H137V246ZM142 245V246H141ZM158 247H157V246ZM173 245V246H172ZM116 246V247H115ZM144 246V247H143ZM146 246H148V247H146ZM151 246V247H150ZM109 247V248H108ZM135 247H136V249H135ZM145 247L146 248H148L147 250H150V248H151V251H150V253H148V252H146V250H145ZM155 247H157V248H155ZM172 247H174V249H175V251H174V249L172 248ZM117 248V249H116ZM141 248V249H140ZM119 249V250H118ZM124 249V250H123ZM137 249H139L140 251H138ZM144 251H143V250ZM154 249H156V250H154ZM173 249V250H172ZM177 249H179V251L177 250ZM118 250V251H117ZM137 250V251H136ZM162 250L160 251V253L162 252ZM103 251V252H102ZM107 251V252H106ZM116 251V252H115ZM120 251V252H119ZM170 251L172 252L171 254H173L174 253V256L172 255V257H171V254H170ZM119 252V253H118ZM141 252H142V254H141ZM145 254H144V253ZM164 252L163 253H161V255L162 254H164ZM105 253H106V255H105ZM115 253V254H114ZM146 253H148V254H146ZM159 253V254H160ZM177 253V254H176ZM184 253H186L185 255H184ZM188 253V254H187ZM109 254V255H108ZM116 254H117V256H116ZM125 254V255H124ZM158 254V255H159ZM105 255V256H104ZM107 255H108V257H107ZM115 255V256H114ZM178 255V256H177ZM182 255H183V257H182ZM123 256V258H120V257H122ZM146 256V257H145ZM152 256H150V257H152ZM176 256V257H175ZM190 256H191V258H190ZM127 257H129V258H127ZM154 257H152V259L154 258ZM159 257H160V255H159ZM158 257V258H159ZM186 257V258H185ZM232 257H235V258H232ZM185 258V259H184ZM190 258V260H188ZM148 259H151V258H148ZM82 260V261H83ZM196 260V261H195ZM151 261V260H150ZM182 261H184L183 263H182ZM193 261V262H192ZM132 262V263H131ZM180 262V263H179Z\"/></svg>", "mask_w": 264, "mask_h": 264}, {"label": "bare ground", "instance_id": "obj_2", "mask_svg": "<svg viewBox=\"0 0 264 264\" xmlns=\"http://www.w3.org/2000/svg\"><path fill=\"white\" fill-rule=\"evenodd\" d=\"M64 1H65V2H64ZM64 1H62V3H63V4H62V5H63V8H62L61 10H59V15H57L56 12L53 13V11H55V10H53V11H51V12H48V10H44V13H45L46 15H47L48 13H49V14H53V17H51L50 19H49V18L46 19L45 17L40 16V17L34 19V21H35V22H36V21H37V22L39 21V23H44L45 21L52 22V20H54V22H53L54 24L51 25V24L47 23V24H49L50 26H49V25L47 26L46 24H44V25H46V26H45L46 28L44 27V25H43L44 28H43V27H42V28H43V29H49L48 31H50V29L54 26V28H55L56 30H60V28H61V25H60V24H63L64 27L69 28L70 30H74V33L77 34V33L75 32V30H76V29L79 30L78 27H77V26H73V25H71L72 23H74V22L77 21V19L74 17V16H75V12H76V10H73V13H70V12H71L70 9L72 8V6H68L69 3L72 2L73 0H64ZM66 1H67V2H66ZM103 1H107V0H103ZM115 1H116V0H115ZM117 1H118V2L116 3V6L114 5L116 8H114V9L116 10L117 7H118V10H116V12H122V9L125 7V5L127 4L128 1L125 3L126 0H122L124 3H120V4H121V5L124 4V6H121V7H122V8L120 9L121 11L119 10L120 5H118V4H119V0H117ZM135 1L137 2V0H134L133 3H134ZM139 1H140V0H138V3H139ZM141 1H142V0H141ZM144 1H145V0H144ZM154 1L156 2V0H154ZM170 1H171V0H166L165 4H167V5L169 6V7L167 6L168 9L171 10L170 6L173 5V4H175V3L170 2ZM173 1H174V2H177L178 0H173ZM180 1H181V2L183 1V2H184V3L182 2L183 4L186 3V4L188 5V2H186L187 0H185V1H184V0H179V1H178L179 3L177 4V6L180 5ZM188 1H189V3H190L189 6L191 5V7H192L193 9H189V10H190V11H189V10H187L186 8H190V7H186V8H184L185 5H180V7H181V6H184L183 9H182L181 11H184V10L186 9L187 11H189V13H191L190 15H188L189 17H190V16L192 17V19H191L190 22H189L190 25H191V23H192L191 21H192V20H195L196 17H197V15H198V14H196V15L194 16L195 13L192 15L191 10H193V12H198V10L201 11V9H200V8H201V5L204 4V3H202V2L200 3V0H199V3H198L197 1H194V0H193L194 2H196L195 6H194V3H193L192 0H188ZM190 1H192V2H190ZM201 1H202V0H201ZM209 1H210V0H209ZM213 1H214V0H213ZM213 1H212L211 3H213ZM247 1H248V0H247ZM98 2H99V0H98ZM100 2H102V0H101ZM100 2H99L98 4H100ZM120 2H121V1H120ZM150 2H151V1H150ZM152 2H153V0H152ZM152 2L150 3V4H151V5H150L151 7H152V6H155ZM160 2H161V1H160ZM169 2H170L171 4H170ZM215 2H217V1L215 0ZM215 2H214V5L211 4V3H210V4L213 5V7H217V6H216L217 3L215 4ZM219 2H220V1H219ZM229 2H230V0H229ZM239 2H240V1H239ZM138 3H137V4H138ZM142 3L144 4L143 1H142ZM142 3H139L138 5L140 6ZM147 3H148V2H147ZM147 3L145 2L144 5H146ZM161 3H162V2H161ZM161 3H160V4H161ZM197 3H198V6H196ZM207 3H208V2H207ZM221 3H222V2H220V4H221ZM223 3H224V2H223ZM227 3H228V2H227ZM227 3H225V4H227ZM231 3H232V2H230L229 5H231ZM129 4H130V2H129ZM129 4H127V5H126V8H124V10L126 9V10H125L126 12H123V13H125V14H124L125 16H126V13H128V12H127V7L130 6ZM137 4L135 3V5H137ZM205 4H206V3H205ZM210 4H209V5H210ZM233 4H234V3H233ZM239 4H240V3H239ZM239 4H236V1H235V5H239ZM248 4H249V3H248ZM248 4H247V5H248ZM192 5H193V6H192ZM206 5H207V4H206ZM211 5H210V6H211ZM227 5H228V4H227ZM139 6H138V7H139ZM141 6H143V5H141ZM141 6H140V7H141ZM150 6H148V4H147L146 7L148 8V7H150ZM161 6H162L161 8L164 7L162 4H161ZM199 6H200V7H199ZM202 6H204V5H202ZM207 6H208V5H207ZM146 7L144 8V6H143L142 8H140V9H139L140 12H143V11H141V9H143V8L146 10ZM173 7H174V5L172 6V9H173ZM175 7H176V6H175ZM194 7H195V10H196V11L194 10ZM198 7H199V8H198ZM241 7H243V6H241ZM64 8H70V9H69V10H63ZM157 8H159V7H157ZM157 8H156V9H157ZM161 8H160L159 10H161V11L165 10V9H161ZM220 8H221V7H220ZM250 8H251V7H250ZM156 9H154V11H156ZM229 9H230V6H229ZM124 10H123V11H124ZM157 10H158V9H157ZM159 10H158L157 12H155V14L150 13V12H152V10H151L150 12H148V11L146 12V14H147V13L150 14V15H147V17H148V16H151V17H152V18H151V17H148V18H150V19H147L146 21H148V22H153V21H151V19L154 20L153 24L151 23L152 25H151V24H150V25H151L152 27H156V28L159 27L158 31H160V30H164L165 26L162 25V24H160V25H162V26H158L157 24L160 23V22L157 21L158 23L156 24L155 20H157L158 18H161L160 16H165L164 13H170V11H169V12H164V13L161 12V15H160ZM176 10H177V11H176ZM221 10H222V9H221ZM230 10H232V9H230ZM237 10H240V9H237ZM249 10H250V9H249ZM249 10H247L248 13H249ZM154 11H153V12H154ZM172 11H173V10H171V12H172ZM187 11H186V14H187ZM222 11H223V10H222ZM227 11H228V9H227ZM233 11H234V10H233ZM235 11H236V10H235ZM235 11L233 12L234 14L232 13L233 15H235L234 18H233V16H232V14H229V13H230V12H229V13H228V16H224L225 18L223 17V19H225V20L228 21V19H226V17L229 18V15H230V16L233 18V19H231V20H232V21L235 20V25H236V19L240 20L239 18L242 17V16H241L242 14H241V15L239 14L240 16L237 18V17H236V13H235ZM240 11H241V10H240ZM240 11H239V12H240ZM243 11H244V9H243ZM250 11H251V10H250ZM253 11H254V10H253ZM131 12H132V11H131ZM174 12H178V13H180V12H179V9H175ZM201 12H205L204 9H202ZM223 12H224V11H223ZM231 12H232V11H231ZM129 13H130V12H129ZM158 13H159V17L157 18L156 16L158 15ZM181 13L183 14V12H181ZM181 13H180V14H181ZM189 13H188V14H189ZM213 13H214V12H213ZM237 13H238V12H237ZM246 13H247V12H246ZM251 13H252V11H251ZM163 14H164V15H163ZM186 14H185V11H184V16H185ZM200 14H201V13H200ZM206 14H208V11H207ZM217 14H218V13H217ZM217 14H216V15H217ZM220 14H222V13H220ZM226 14H227V13H226ZM226 14H225V15H226ZM256 14H257V13H255V15H256ZM120 15H121V14H120ZM136 15H137V14H136ZM138 15H139V13H138ZM152 15H153V16H152ZM154 15H155L156 19L154 18ZM176 15H177V14L175 13V14H174V17H173V20H175V16H176ZM223 15H224V14H223ZM255 15H254V16H255ZM121 16H122V15H121ZM128 16H129V15H128ZM128 16H126V17H128ZM168 16H169V14H168ZM172 16H173V12H172ZM172 16H170V17H172ZM188 16L186 15V17H185V21H186L187 19H190V18H191V17L189 18ZM198 16H199V15H198ZM202 16H203V15H202ZM217 16H219V15H217ZM217 16H216L217 21H219V19L222 17V15H221V17L219 16L220 18H218ZM248 16H249V15H248ZM252 16H253V15H252ZM252 16H251V17H252ZM142 17H143V16H142ZM144 17H145V18H144ZM144 17H143V19H146V18H147L145 15H144ZM187 17H188V18H187ZM193 17H194V19H193ZM199 17H201V15H200ZM199 17H197V18H199ZM205 17H206V16H205ZM231 17H230V18H231ZM235 17H236V18H235ZM245 17H246V15H245ZM58 18L60 19V24H59V22H58ZM178 18H180L179 14H178ZM186 18H187V19H186ZM202 18H203V17H202ZM209 18H211L210 15H208V19H209ZM216 18H213V19L216 20ZM242 18H244V17H242ZM242 18H241V19H242ZM254 18H255V17H254ZM257 18H258V17H257ZM127 19L129 20V18H127ZM164 19H165V17H164ZM164 19L162 18L161 21L164 22V21H163ZM168 19H170V20H169L170 23H169V21H168V23H166L167 21H165V22H164L165 24H167V25L169 24V25H170L171 22H174V21L171 20V18L168 17ZM181 19H182V18H181ZM245 19H246V18H245ZM245 19H242V21H244ZM247 19H248V18H247ZM128 20H127V21H128ZM158 20L160 21V19H158ZM179 20H180V19H179ZM198 20H199V19H198ZM200 20H202V19H200ZM210 20H211V19H210ZM225 20H223V21L225 22ZM238 20H237V22H238V24H239L240 21H238ZM249 20H250V19H249ZM255 20H256V19H255ZM127 21L125 20V22H127ZM175 21H176V20H175ZM187 21H188V20H187ZM213 21H214V20H213ZM213 21H212V22H213ZM220 21H221V20H220ZM220 21H219V23H220ZM223 21H222V22H223ZM227 21H226V24L224 25L225 27H228V22H227ZM232 21H231V23H232ZM242 21H241V23H243ZM246 21H248V20H246ZM251 21H253V20H251ZM256 21H257V20H256ZM256 21H254L255 24H256V23H259V22H256ZM258 21H259V20H258ZM177 22H179V21L177 20ZM180 22H181V23L184 22V19H183V21L180 20ZM224 22L221 23V24H224ZM249 22H250V21H248V23H249ZM254 22H253V23H254ZM65 23H68V25H66ZM123 23H124V22H123ZM154 23H155V24H154ZM181 23H180V24H181ZM186 23H187V25H189L188 22H186ZM186 23H182L183 25H181V26L184 27V26L186 25ZM193 23H194V22H193ZM200 23H201V22H200ZM206 23H208V22H206ZM213 23H214V22H213ZM217 23H218V22H216V21H215V23H214V25H216V27L219 26V25H221V24L217 25ZM229 23H230V21H229ZM233 23H234V22H233ZM241 23H240L239 26L237 27L238 30H240V29L243 28V27H242V28L239 29V27H241V26L244 25V23H243V24H241ZM248 23H247V24H248ZM175 24L178 25L179 23H175ZM175 24H174V25H175ZM184 24H185V25H184ZM208 24H209V23H208ZM208 24H206V29H207V27H208V26H207ZM250 24H251V23H250ZM261 24H262V23H261ZM261 24H260V25H261ZM154 25H155V26H154ZM167 25H166V26H167ZM174 25H173V27H174ZM177 25H175V27H176ZM187 25H186V27H187ZM210 25H211V24H210ZM210 25H209V26H210ZM212 25H213V24H212ZM212 25H211V26H212ZM214 25H213V26H214ZM226 25H227V26H226ZM235 25H233L234 27H233L232 25H231V28L229 27V28H230V31L233 30V31H235L236 34L238 33V34L240 35V32L234 30V29H236L235 27L237 26V25H236V26H235ZM248 25H249V24H248ZM262 25H263V24H262ZM37 26H38V25H37ZM163 26H164V27H163ZM197 26H198V25H197ZM250 26H251V25H250ZM32 27H33V26H32ZM34 27H35V25H34ZM47 27H49V28H47ZM50 27H51V28H50ZM122 27H123V26H122ZM167 27H168V26H167ZM192 27H193V25H191V28H192ZM232 27H233V28H232ZM248 27H249V26H248ZM161 28H162V29H161ZM176 28H178V30L180 31V29H179L180 27H176ZM189 28H190V27H189ZM191 28H190V29H191ZM194 28H195V25H194ZM204 28H205V27H204ZM208 28H209V27H208ZM222 28H224V27L222 26ZM222 28H220V33L223 32V31L221 32V30H224V31H225V29H222ZM229 28H228V29H229ZM244 28H245V27H244ZM244 28H243V30H245ZM81 29H82V28H81ZM86 29H87V27H85V30H84V28H83L81 31L84 30L85 32H84V33L81 32V33H83L84 35L86 34L87 37L90 35V38H91L92 35L89 34L90 30L87 29L88 31H86ZM174 29H175V28H174ZM174 29H172L171 31H174ZM196 29H197V28H196ZM231 29H232V30H231ZM51 30H52V29H51ZM122 30L124 31V27L122 28ZM165 30L167 31V28H165ZM169 30H170V29H169ZM169 30H168V31H169ZM203 30H204V29H202V31H203ZM207 30H208V29H207ZM212 30H213V29H212ZM212 30H211V31H212ZM218 30H219V29H217V31H218ZM243 30H242V31H243ZM246 30H247V29H246ZM67 31H68V33L70 32L69 30H67ZM168 31H167V32H168ZM171 31H170V32H171ZM194 31H195V29H194ZM205 31H206V30H205ZM205 31H203V33H204ZM226 31H227V30H226ZM226 31H225V32H226ZM242 31H241V32H242ZM51 32H52V31H51ZM87 32H88V33H87ZM160 32H161V31H160ZM164 32H165V31H164ZM167 32L165 33L166 35H167ZM183 32H184V30H182V33H183ZM206 32H207V31H206ZM209 32H210V31L207 32V33H208L207 36L211 37L210 34H209ZM212 32L215 33V30L212 31ZM225 32L222 33V34H225V35H226L227 33H225ZM243 32H244V31H243ZM243 32H242L241 35H240L241 37H239L240 40H242V39H241V38H242V34H243L244 36H246L247 31H246L245 34H244ZM53 33H54V35L52 34L53 37H51L50 40H52V39H54V41L56 40V41H55L56 43L54 42L55 45L58 43V40H59V42H60V43H59L60 45L63 43V41H64V43L62 44V46H60V45L58 44V45L60 46V50L57 49V48H59L58 45H57V46H54V47H51L52 52H53L54 49H55L54 53H56V54H54V55H57V56H55L54 58H57V57L59 56V57H58L59 59H58V58H57L58 60L56 59L57 62H56V60H55V62H54V61L52 62L51 59H50L51 64L54 63V66L50 64V66H51L50 68H51V69L53 68L54 70H51V69L49 68V69H50L49 72H50V71H53V72H55L54 74L58 75L57 72L59 71V69H62V70H60V71H65V72H64V74H63V73H61V72L59 71V72H60L59 75H60V74H63V75H65V77H68V80H72V81H73V80H74V81H78L77 79H79V80L82 81V80L84 79V76H83V75H85V74L90 75L91 78H90V76H89V78H86V77H88V76L85 75L86 77H85L84 81H88V82H86V83H87L86 85L89 84L88 87L91 86V87L93 88L92 83H89V82H90L89 79L92 80V79L94 78V74H95V71H94V70H95V69L93 70V68H92V70H93L94 72H92V74H91L90 72H91L92 70L90 69V67H91L90 62H91L93 59L89 58V57L92 56V55H89V56H88L89 53L87 54V53H86V52H87L86 50H89V49H87V48H89V47H90V50H93V49H92L93 47H94V49H95V46H94V45H93V46L91 45V43H94L93 40H94L95 38L92 37V38L90 39V38L88 37V38H87L88 41H87V40L85 41V40H84V37H85V36H84V35H81L80 30H79V33H80V34H79V38L82 37V38H80L81 41H82V43H83L84 41H85V43H86V42H89V39L91 40V42H90V46H89V47H88L89 43H87L88 45L84 43V45H85L86 47H84V46L81 47V44H82V43H81V44L79 43V44H80V45H79V44H78L79 41H75V42H77V44H78V45H76V47H78V46H80V47H78V50H74V47H75V46H74L72 43L74 42V40H75L74 38H75L76 36H75L74 33L71 32L72 35H73L71 38L74 37L73 40L70 38V41L72 40V42H70V43L73 45V50H70V48H69V50H70V52H71V51H72V52L75 51L74 53L76 54V55H75V56H76V59H74V58H75L74 54H73L72 52L70 53L68 50L66 51V52H68V55H67V56L64 55L65 58H63L64 56H63V54L61 55V52L63 53V50H64L63 47H65V49H66V45H68V44H66V45L64 46V44L66 43V41H67V43H68V39H66V41H65V39L63 40V38L67 37V36L64 35V34H66L67 32H66L65 29H62V30H60V31H58V32H56V33H55V32H53ZM57 33H58V35H57ZM71 33H69V35H71ZM162 33H163V32H162ZM175 33H176V32H175ZM175 33L172 32V33H170V34H171V36H172V35L175 34ZM182 33H181V34H182ZM192 33H193V32H192ZM197 33L200 34V31L197 32ZM197 33H196V35H197ZM203 33H202V34H203ZM218 33H219V32H218ZM229 33H231V32H229ZM235 33H234V34L231 33V34H233V36H234ZM165 34H164V35H165ZM178 34H179V32H178ZM178 34H175V36L177 35L178 38H174V36L171 37V38H173L172 41H175V39H176V41H175L174 43H172V44H176L177 42L179 43L180 41H178V40H181V38H184V37H185V34H182V35H184V36H182V37H179L180 34H179V35H178ZM186 34L189 35V32L187 31ZM190 34H191V32H190ZM211 34H213V33H211ZM231 34H229V36H228V34H227L228 39H229V37L231 36ZM238 34H237V35H238ZM44 35H45V37L47 38V40H49V38L46 36V35H48V34H44ZM56 35H57V36H56ZM63 35H64L65 37H64ZM69 35H68V36H69ZM80 35H81V36H80ZM187 35H186V36H187ZM196 35H195V37H196ZM203 35H204V34H203ZM203 35H202V37H203ZM214 35H215V36H218V37L221 36V34H220V35H219V34L217 35V32H216V34H214ZM225 35H224V37H219V39H218L219 41L217 40L218 37L216 38V37L214 36L215 38L213 37V39H216L215 43L218 42V45L221 46V45H222V42H221L220 44H219V42L222 41L221 39H223V41H224V39H226L227 36L225 37ZM59 36H63V37H59ZM169 36H170V35H169ZM169 36H168V38H170ZM197 36H199V35H197ZM200 36H201V34H200ZM207 36H206V33H205V36H204L205 39H204V41H205V40H208V41H209V38H208ZM222 36H223V35H222ZM244 36H243V37H244ZM58 37H59L62 41H60V39H58ZM202 37H201V38H202ZM236 37H237V36H236ZM236 37L234 36V38H236ZM249 37H252V36L250 35ZM56 38H57V39H56ZM93 38H94V39H93ZM96 38H97V37H96ZM171 38H170V39H171ZM185 38H187V37H185ZM188 38H189V37H188ZM206 38H207V39H206ZM232 38H233V37H232ZM237 38H238V37H237ZM76 39L79 40L78 37H76ZM82 39H83L84 41H83ZM98 39H99V38H98ZM189 39H190V38H189ZM189 39H186V40L188 41ZM196 39L199 40L200 37H197ZM213 39L211 38V40H213ZM230 39H231V38H230ZM230 39H229V41H230ZM244 39H246V37H244ZM186 40H185V42H186ZM192 40H193V39H192ZM194 40H195V38H194ZM198 40H196V41H198ZM231 40H232V41H230L231 43H229V42H228V43H229L230 46L232 47V45H234V43H235L237 40H236V41H235V40L233 41V39H231ZM52 41H53V40H52ZM81 41H80V42H81ZM170 41H171V40H170ZM170 41H169V42H170ZM204 41H203V42H204ZM247 41H248V40H247ZM75 42H74V43H75ZM201 42H202V41L199 42V44H198V48H200V50L202 51L201 53L204 54V52H203L204 48H203V47H204V46H205V48L207 47V46H206V45H207V44H206L207 41L204 43V44H206V45H204V46H203L202 44H200ZM203 42H202V43H203ZM210 42H211V41H210ZM232 42H234V43L232 44ZM170 43H171V42H170ZM170 43H169V44H170ZM183 43H184V42L181 40V42L179 43L180 48H182L181 45H182ZM191 43H192V41H191ZM193 43H194V42H193ZM207 43H208V42H207ZM212 43H213V42H212ZM224 43H225V45H226V44L228 45L227 41H226V42L224 41ZM188 44H189V42H188L186 45H188ZM195 44H196V42H195ZM208 44H209V43H208ZM210 44H211V43H210ZM231 44H232V45H231ZM72 45H70L69 47H71ZM184 45H185V43H184ZM184 45H182V46H184ZM196 45H197V44H196ZM200 45H201L202 47H199ZM47 46H48V45H47ZM170 46H171V44H170ZM214 46H217V43H216V45H214ZM220 46H218V47H220ZM222 46H223V45H222ZM222 46L219 48L220 51H222V50H221V49H222ZM230 46L228 45V47H230ZM55 47H56V48H55ZM61 47H62L63 49H62ZM91 47H92V48H91ZM187 47H188V46H187ZM194 47H195V46L193 45L192 48H194ZM210 47H211V46H208L206 49L208 50V48L210 49ZM231 47H230V48H231ZM53 48H54V49H53ZM84 48H85V51H82V52L86 53V56H88L86 59H87V60L91 59V60H89V61H90L89 63L87 62L88 64L85 63V62L87 61V60L85 59V57H86L85 54H81V52H80V50H82V49H84ZM184 48H186V47L184 46ZM201 48H203V50H202ZM223 48L226 50V52H225V50L223 49V52L227 53V52H228L227 49H229V48H226V46L223 47ZM71 49H72V48H71ZM75 49H77V48H75ZM214 49H215V47H214ZM216 49H217V48H216ZM234 49H235V46L232 47V50H231V49H229V50H230V51H233V53H235ZM56 50H57L58 52H60L59 55H58V53H57ZM61 50H62V51H61ZM95 50H96V49H95ZM95 50H94V51H95ZM189 50H191V49H189ZM211 50H212V48H211ZM211 50H210V51H211ZM217 50H218V49H217ZM217 50H216V51H217ZM77 51H78V52H77ZM185 51H186V50H184L183 53H184ZM197 51H199V50L197 49ZM204 51H205V50H204ZM210 51L208 50V52H210ZM214 51H215V50H214ZM216 51L213 53V56H215ZM220 51H217V53L219 52V54H220ZM239 51H240V50H239ZM239 51L237 52L236 55L234 54L232 57L236 56V57H235V59H236L237 56H238ZM66 52L64 51V54H65ZM79 52H80V54H79ZM173 52H174V51H173ZM187 52H189V51H187ZM192 52H193V51H192ZM192 52H191V53H192ZM199 52H200V51H199ZM199 52H198V53H199ZM208 52L205 53V57L208 56V54H207ZM240 52H243V51H240ZM174 53H175V52H174ZM180 53H182L181 50H180ZM183 53H182V54H183ZM194 53H195V56H194V57H196V52H194ZM243 53H244V52H243ZM243 53H240V56H238L239 60H236L237 62L234 61V58H233V62H234V64H236V65L234 66V70H237V71H238V68L236 69V67L238 66L237 64L241 63V61H243V60L245 59L244 56H243V58H242L243 60L240 59V57H241L242 55H244ZM70 54H71V55H70ZM172 54H173V53H171V55H172ZM175 54H176V53H175ZM185 54H186V53H185ZM188 54H190V53H188ZM230 54H231V52H230ZM54 55H53V56H54ZM60 55H61V57H60ZM69 55L72 56V57L69 58ZM81 55H82V57H83V55L85 56V57H83V61L80 60V58L82 59V57H80V58L77 57V56H81ZM93 55H94V54H93ZM176 55H177V54H176ZM176 55H174L173 57H175ZM178 55H180V54L178 53ZM178 55H177V56H178ZM193 55H194V54H193ZM200 55H201V54H200ZM209 55H210V53H209ZM216 55H217V54H216ZM220 55H223V56H222V59H223V57H224V53H222V54H220ZM225 55H226V54H225ZM227 55H228V53H227ZM231 55H232V54H231ZM231 55H230V56H231ZM46 56H47V57H51V55L49 56V54L46 55ZM53 56H52V57H53ZM73 56H74V58H73ZM188 56H189V55H188ZM188 56H187V57H188ZM190 56H191V54H190ZM202 56H203V55H202ZM213 56L211 55L210 58H213ZM217 56H218V55H217ZM67 57L70 59V63H71V64H72V61H71L72 59H73V61H74L73 64H76L77 61H78V63H77L78 65H73V64L71 65L69 62H67L68 65H71V66H72L71 68H73V66H74V68L77 66L75 69L73 68L72 71H71V70L69 71V69H68L69 73H68V71H66V70H67L66 68H70V66L67 65L66 68L63 66V65L66 66L65 63H66V58H67ZM171 57H172V56H171ZM173 57H172V59H173ZM198 57H199V54H198V56L196 57L197 60H196V58H193V57H192V58H193V59H192L193 61L190 60V59H189V60H190L191 62H196V61H198V62H196L195 64L202 62L203 60L201 59V57H199V58H200L202 61H199V60H198V59H199ZM218 57H221V56H218ZM226 57L228 58L229 55L226 56ZM60 58L63 59V60L65 61V63L63 62V60L61 61ZM68 58H67V61H69ZM77 58H78V60H77ZM88 58H89V59H88ZM164 58H165V56H164ZM164 58H163V59H164ZM179 58H183V57H179ZM215 58H216V57H215ZM224 58H225V57H224ZM238 58H237V59H238ZM52 59H53V58H52ZM84 59H85V60H84ZM163 59L161 58V60H163ZM172 59H171V61H168V60H167L168 63L172 62ZM187 59H188V58H187ZM187 59H185V60H187ZM222 59H221V62H220V63H219L220 60L218 59V60H219V61H218L219 65L224 63L225 59H223L224 61H223ZM47 60H49V58H48ZM173 60H174V61L172 62L171 66H172V67L174 66V69L172 68V70H171V68H169L170 71H167V69H166V68H167V65H165V66H166L165 70H166L167 72L164 70L163 73L166 72V75H167L169 72H171V71H173V70H174V71L176 70V69H175L176 67H175V64H174L175 59H173ZM177 60H178V59H177ZM182 60H183V59H182ZM195 60H196V61H195ZM215 60H216V59H215ZM226 60H227V59H226ZM231 60H232V58H231ZM240 60H241V61H240ZM58 61H60V62H58ZM80 61H81V63H82L83 66H84L83 63H85V64L87 65L86 67L84 66L83 71L81 70V68H83L82 65H81L82 67L80 66L81 68H79ZM84 61H85V62H84ZM178 61H179V60H178ZM178 61H177V62H178ZM187 61H188V60H187ZM190 61H189V63H190ZM239 61H240V62H239ZM61 62H63V65H62V66H63L64 68H62V67H60V66L58 65V64H60ZM177 62H176V66H178V65H177L178 63H177ZM180 62H181V63H180ZM180 62H179V64H180L181 67L178 66L177 68H182L183 66H186V64L182 66V62H184V61H181V60H180ZM185 62H186V61H185ZM204 62H205V61H203L201 65L205 66V67H203V69H204V68L206 69V65H204V64H207V66H208V63H207L208 61H207L206 63H204ZM225 62H226V61H225ZM238 62H239V63H238ZM245 62L247 63V61H244L243 63L246 64ZM56 63H57L56 68L58 69V71H56L57 69L54 68L55 65H56ZM186 63H187V65L189 64L188 62H186ZM203 63H204V64H203ZM211 63H212V62H211ZM214 63H215V62H214ZM218 63H217V64H218ZM173 64H174V65H173ZM183 64H184V63H183ZM195 64H194V65H195ZM215 64H216V63H215ZM225 64H226V63H225ZM241 64H242V63H241ZM60 65H61V64H60ZM169 65H170V64H169ZM192 65H193V64H192ZM199 65H200V64H199ZM199 65L197 64L196 67H197V66L199 67ZM213 65H214V64H212L211 66H213ZM223 65H224V64H223ZM223 65H220V66H222V68H224V71L227 72V69H226V68H228V66L225 67V66H223ZM227 65H228V64H227ZM239 65H240V64H239ZM242 65H243V64H242ZM247 65H248V63H247ZM52 66H53V67H52ZM188 66H189V65H188ZM232 66H233V63H232ZM232 66H230V67H232ZM245 66H246V65H245ZM33 67H35V64L32 65L31 70H32V69L34 70ZM59 67H60V68H59ZM87 67H89V68H87ZM123 67H125V66H123ZM168 67H169V66H168ZM186 67H187V66H186ZM214 67H216V65L213 66L212 68L214 69ZM218 67H219V66H218ZM230 67H229V68H230ZM241 67H242V66H241ZM241 67H239V68L241 69ZM247 67H248V66H247ZM71 68H70V69H71ZM78 68H79V69H78ZM183 68H185V67H183ZM191 68H194V67H191ZM200 68H201V66H200ZM209 68H210V66H209ZM212 68H210V69H212ZM219 68H220V67H219ZM63 69H64V70H63ZM76 69L79 70L80 75H79V72H76V73H75ZM86 69H88V70L90 69V70H89L90 72L88 73V70H87V71H84V70H86ZM169 69H168V70H169ZM185 69H186V68H185ZM195 69H197V68H195ZM195 69H193V71H194ZM203 69H201V72H202V73H203V71H202ZM210 69H209V70H210ZM213 69H212V71H213ZM215 69H216V68H215ZM225 69H226V70H225ZM230 69H231V68H230ZM232 69H233V68H232ZM240 69H239V70H240ZM253 69H254V68H253ZM253 69L251 70L252 72H253ZM80 70H81V71H80ZM180 70H181V69H180ZM180 70H179V71L177 70L176 72L173 71V72L176 73V74H177V73L179 74ZM182 70H183V69H182ZM188 70H189V68H188ZM190 70H191V69H190ZM209 70L206 69L207 72H205V71H204V72H205L206 74H208V72L211 71V70H210V71H209ZM242 70H243V69H242ZM255 70H256V69H254V72H255V73L253 72V73H254V76H255V74H256V71H255ZM38 71H39V73H40V70L38 69L37 72H36L37 74H38ZM183 71H184V70H183ZM183 71H182V72H183ZM191 71H192V70H191ZM199 71H200V69H199ZM230 71H231V70H230ZM248 71H249V70H248ZM34 72H35V71H34ZM49 72H48V75H47L48 77L51 76V73H49ZM66 72H67V74H66ZM71 72H72V76L74 75L73 73H75L76 75H77V73H78L79 76L74 75V76H76V79H75L74 76H73V77H74L73 79H72V77L69 78L70 76H69L68 74H71ZM82 72H83V73H82ZM84 72H85V74H84ZM86 72H87V73H86ZM184 72H185V71H184ZM184 72H183V73H184ZM187 72H189V74H187L188 76H190L191 73H192V72H190V71H187ZM196 72H197V71H196ZM196 72H195V73H196ZM218 72H219V71H216V74H217ZM226 72L223 74V76H221L222 73L219 72V73H221V75L218 73L217 76H218V77L220 76L221 78H223V77H226V76L228 77L229 74H231V73H228V72H227V75L225 76ZM232 72H233V70H232ZM234 72H235V71H234ZM239 72H240V71H239ZM246 72H247V71H246ZM2 73H3L4 75H3V74L0 75V76L3 77V80H2V81H3V84H0V91H2V93L0 92V110H1L2 108H5V109H7L8 111H11V110H14V109H16V108H19V109L22 110V116H23V119H25L27 115H30V116H31L32 119H31V118H30V119H31L32 122H31L30 126H32V127L34 126V127H35V130H37L38 132H43V131H46V132H47V131H49V130H52V128H51L52 126H50L51 123H50V122H47V119H46L45 117H44V118H45L46 120H43L44 118H43V119H42V118H39V117H41V116L43 117V114H41L40 116H38V118H37V117H35V118L33 117L34 113H35V114H36L37 112L39 113V110H41V109L37 110L36 108H34V109H35V111L37 110V112H35V111L33 110V107H35V103H36L35 101H36V98L33 97L34 94H33V95H31V94L34 93V92L37 90V89H34L33 87L37 86V88L39 89V86L36 85V84H38V83L35 81V79H33L34 81L32 80V82H35L36 84H35V85L31 84V86H32V90H33L34 92L31 91V93H30L29 91H26L25 94H24V93H23L24 90H26V89H27L26 87L29 86L28 83H27L28 86H26V83H25V84L23 83L22 85H21V83H20V84L17 83V84L14 85V82H18V81L15 80V79L18 77V75L16 74L17 77H16V75H14V74H10V75H12V76H9V73H7L6 71H5V73H4V71H3ZM6 73H7V74H6ZM15 73H16V72H15ZM30 73L32 74V72H30ZM42 73H43V72H41V74H42ZM174 73H173V74H174ZM183 73H180V77H181V74L183 75ZM185 73H186V72H185ZM202 73H201L200 75H202ZM205 73H204V75H203L204 77L207 76ZM210 73H212V74H210ZM210 73H209V74L212 76L211 79L214 81V79H216L217 76L215 75V78H214V77H213V73L215 74V72H210ZM257 73L259 74V72H257ZM5 74H6V76H5ZM37 74H35V75L38 76ZM46 74H47V73H45V75H43V76L46 77L45 79H47ZM124 74H125V73H124ZM171 74H172V73H170V75H171ZM173 74H172V76H173ZM178 74H177V75H178ZM193 74H194V73H193ZM193 74H192V75H193ZM197 74H198V72H197ZM237 74L240 75L241 73H240V74L237 73ZM237 74H236V75H237ZM246 74H247V73H246ZM249 74H250V73H249ZM7 75H8L9 78H11V79H13V75H14V80H15V81L9 79ZM33 75H34V74H33ZM33 75H32V76H33ZM35 75H34V76H35ZM56 75H52V76H56ZM59 75H58V76H59ZM63 75H60V76H63ZM81 75H82V78H80ZM122 75H123V74H122ZM122 75H120V76L118 75V76H119L121 79H123V80H124V79H127V77H126L125 75H123V77L125 76L126 78H125V77L123 78ZM163 75H165V74H163ZM166 75H165V78H168V77H167L168 75H167V76H166ZM192 75H191V76H192ZM195 75H196V74H195ZM195 75H193V76H195ZM198 75H199V74H198ZM236 75H235V76H236ZM256 75H257V74H256ZM34 76H33V77H34ZM43 76L39 74V77H41L42 79H44ZM60 76H59V77H60ZM174 76H176V75L174 74ZM185 76H186V75H185ZM211 76H210V77H211ZM232 76H234V74H233V75L231 74L230 78H228V79L230 80V79L232 78ZM235 76L233 77V78L235 79V80L233 79L234 81L237 80V82H235V83L237 84V83L239 82V84H237V85H241V84H242V86H245V87L240 86V87H241L240 89H242V88L245 89V88L247 87V85H246V83L244 82V80L239 81V80H238L239 76H238V78H237V76H236V77H235ZM248 76H249V75H248ZM252 76H253V75H252ZM15 77H16V78H15ZM78 77H79V78H78ZM92 77H93V78H92ZM182 77H184V76H182ZM182 77L180 78L181 80H179V77H178V79H175L176 81H175V80H173V81L171 80V81H170V79L168 78L169 80L163 81V82H165V84L162 83V85H161L160 87H162V86H164V85H165V86L167 85L166 87H164V88H166L165 91L168 89V90H167V93H168L169 90L171 91V89L173 90L174 88H176L175 90H177L179 87L177 88L176 85L178 84L179 81L183 82ZM207 77H208V76H207ZM207 77H206V78H207ZM210 77H208V78L210 79ZM218 77H217V78H218ZM220 77H219V78H220ZM240 77H241V76H240ZM256 77H257V76H256ZM5 78H6V81H7V82H9V80L12 81V83H13V85H14L12 89H14V87L17 88V86L20 85V86H18V89H19V90H22V89L24 88L23 91H20L21 93L19 92L18 89H16V91H14L15 89L12 91V90H11V87H10V86H12V84L8 85L7 82L5 81ZM60 78L63 79L62 77H60ZM185 78H187V80H185V79H184V80L188 82V79H189V78H188V77H185ZM196 78H197V77H195V79H196ZM219 78L217 79V81L215 80L216 82L214 81L216 84H220L219 82L223 81L224 83H222V84L225 85L226 82H228L227 80H226V82H225L224 80H222V79L220 80ZM236 78H237V79H236ZM1 79H2V78H1ZM7 79H9V80H7ZM18 79H19V78H17V80H18ZM45 79H44V80H45ZM64 79H66V78H64ZM87 79H88V80H87ZM98 79H101V78H98ZM103 79H105V78H103ZM106 79L109 80V77H107ZM121 79H120V80H121ZM190 79H192V77H190ZM209 79H207V80H209ZM68 80H67V83L69 82ZM101 80H102V79H101ZM101 80H100V81H101ZM163 80H164V79H163ZM196 80H197V79H196ZM196 80H195V83H196ZM231 80H232V79H231ZM231 80H230V81H231ZM13 81H14V82H13ZM19 81H20V79H19ZM50 81H52V79L49 80V83H47V82H45V81L42 80V82H44L45 84H46V83H47V84H50V83H51ZM81 81H79V82H80V85H81V86L79 85L80 87H79L78 85H76V84H79L78 82H74V84L71 83V81L69 82L70 85H71V84L74 85V86L71 85V86H72L71 89H70V90H72L71 92L74 91V92H73L74 94H75V93H78V94H79V92H81V91L83 90V89H82V88H83L82 86H85L84 89H86L87 86L84 84L85 82L82 81V82H83V83H82ZM167 81H168V84L166 83ZM174 81H175V82L178 81V82H177V83H174ZM189 81L191 82V81H194V80H189ZM199 81H200V80H197V83H200L201 85H203L202 82H199ZM209 81H210V80H209ZM209 81H206L207 83L205 84V85H207L208 83L211 84L210 86H209V84L207 85V86H208L207 90L212 86V83H211L212 81H210V82H209ZM230 81L227 83L228 86H230V84L232 85V81H231V82H230ZM32 82H31V83H32ZM39 82H41V81H39ZM171 82L173 83V87H172ZM214 82H213V83H214ZM240 82H241V84H240ZM263 82H264V81H263ZM4 83H5V84H4ZM69 83H68V84H69ZM75 83H76V84H75ZM169 83L171 84V87H172V88L170 87V84H169ZM184 83H186V82H184ZM188 83H189V82H188ZM188 83H186L185 85L187 86ZM197 83H196V84H197ZM215 83H214L213 85H214V87H215L216 89L218 88L217 86L220 87V85H217V86H216ZM229 83H230V84H229ZM83 84H84V85H83ZM90 84H91V85H90ZM175 84H176V85H175ZM190 84H191V83H190ZM227 84L225 85L224 88L227 87ZM236 84H233V85H236ZM243 84H245V85H243ZM16 85H17V86H16ZM23 85H25L26 87H22ZM39 85H41V84L39 83ZM42 85H43V83H42ZM70 85H69V87H70ZM185 85H184V86H185ZM197 85H199V84H197ZM197 85H195V87H194L195 89H197ZM224 85H223V86H224ZM233 85H232L231 87H233ZM76 86H77V88H76ZM175 86H176V87H175ZM178 86H179V84H178ZM186 86H185V87H186ZM207 86L204 87L205 90H206V87H207ZM40 87H41V86H40ZM74 87H75L76 90H74ZM88 87H87V91H88V89H91V91H92L93 89H94V90L97 89V88H96V89H95V88L92 89L91 87H89V88H88ZM187 87H188V86H187ZM189 87H190V86H189ZM189 87H188V90H190V93H191V90L193 89V82H192V86H191L192 89L189 88ZM198 87H199V86H198ZM200 87H201V86H200ZM214 87L212 86L211 88L213 89ZM221 87H222V86H221ZM237 87H238V86H237ZM20 88H22V89H20ZM35 88H36V87H35ZM78 88H80L79 90H81V91L77 92V91H78ZM164 88L162 87L163 91H161L162 89L160 88V89H161V90H160L161 93L163 92L161 95H166V96H167V94H165L166 92H164ZM169 88H171V89H169ZM204 88H201V89H204ZM211 88H210V89H211ZM215 88H214V89H215ZM224 88H223V91H224ZM235 88H236V87L234 86V89H235ZM238 88H239V87H238ZM180 89H181V91H182V87H181ZM180 89H179L178 91H176L177 94L180 93ZM210 89H209V90H210ZM214 89H213V91H214ZM216 89H215V90H216ZM226 89H227V88H226ZM244 89H242V91H244ZM197 90H198V89H197ZM207 90H206V91H207ZM209 90H208L209 93L206 92V91H204V90H203V91H204L205 93H207L206 95L209 94V99H207V100H209L210 102H212L213 99L211 98L212 100H210V96H211L212 93H211V91H209ZM218 90L220 91V89H218ZM218 90H217L216 92L219 93ZM228 90H229V89H228ZM231 90H232V89H231ZM235 90H236V89H235ZM235 90H233V92H234ZM247 90H248V88H246V90H245L246 93L249 92V91L247 92ZM17 91H18V93H17ZM65 91L68 92L69 90H65ZM75 91H76V92H75ZM87 91L85 90V91H84V94L82 95L84 98H85V97H87V98L89 97V95H88L89 92L87 93ZM160 91H159V93H160ZM170 91H169V92H170ZM200 91H201V90L199 89L198 92H200ZM15 92H16L17 94H16ZM27 92H28V93H27ZM37 92H39V91H37ZM67 92L65 93V94H66V95H65V96H66V99H64V101L67 102V101L69 100L68 98H70V100H69L70 103H71V99H72V103H74V102L76 101V99L73 98L75 95L71 98V97L68 96V95H70L71 92H70V91H69L70 93H67ZM82 92H83V91H82ZM183 92H184V91L181 92V96H180V95L177 96L176 93H175V95H173V96L176 97L177 100L181 97L179 101H180V102L182 101V104L179 102L181 105L179 104L180 106L178 107V110H179V112H181V111H183V110H185V111L181 112L182 114L180 113L181 116H179V115H178L179 113L177 112L178 110H177L176 106H175L174 108H173V106H172V109L174 110L173 115H178L179 117H186V114H187V115H188L187 118H189V119H187V118H186L187 120H186V119H184V120H183V119H180L181 121L183 120V123H184L185 121H186L185 123H187L188 120L191 121V117L193 116V114H194L193 117L196 116L195 113L198 111V107H196V106H199L198 102H201V101L198 99L199 97L197 98L198 102H197L196 99L193 98V99L195 100L194 102L196 103V106L193 105V104H191V105H192V108H191V105L188 104V103H190V102L188 101V99H186V96H187V98H188V95H186V94L184 95V94H183V97H182V93H183ZM235 92H236V91H235ZM235 92H234V93H235ZM239 92H240V91H238V93H239ZM29 93H30V94H29ZM85 93L87 94V96H86ZM90 93H91V92H90ZM98 93H99V92H98ZM159 93H158V94H159ZM205 93H204V94H205ZM234 93H233V94H234ZM249 93H250V92H249ZM21 94H22V95H21ZM41 94L43 95V97L46 96V95L44 96L45 92H44V93L41 92ZM67 94H68V95H67ZM81 94H82V93H81ZM81 94H80V95H81ZM168 94H169V93H168ZM194 94H195V90H194ZM201 94H202V91H201ZM230 94H231V93H230ZM29 95L32 96L33 98H28V97H30ZM71 95H72V93H71ZM212 95H214V93H213ZM219 95H220V94H219ZM221 95H222V93H221ZM223 95H224V96H220V100H224V101L227 100L229 103H230V101H232L231 103L234 102V106H235V108H237V109H239V108L241 107V105H240L239 102H241L243 99H242V98H239V97H241V96H238L237 93H236V96H238V97H236V98L239 99V100H238L239 102H237L236 99H235L234 97H231V99H232V98L235 99L234 101H233V99H232V100H231V99H230V100H229V99H224V97H226V95H227L225 92H223ZM240 95H244V97H245L247 94H245V93L242 94V93H241ZM254 95H255V94H254ZM65 96L63 95L62 97L65 98ZM67 96H68V98H67ZM82 96L79 97L81 100L83 99ZM159 96H160V95H159ZM159 96H158V99H159ZM173 96H172V97H173ZM184 96H185V98H184ZM196 96H197V95H196ZM216 96H217V95H216ZM251 96H252V95H251ZM75 97L78 98L77 96H75ZM81 97H82V98H81ZM178 97H179V98H178ZM192 97H193V93H192ZM222 97H223V99H221ZM242 97H243V96H242ZM256 97L258 98V96H256ZM34 98H35V101H34V102H31L32 104H30V105H32V106H30V109H31V110H28V109H29V107H28L29 105H27V104H29L30 102H28L27 100L30 99L29 101H31V100L33 101ZM45 98H46V97H45ZM45 98H43V99H45ZM60 98H61V97H60ZM79 98H78L77 100H78V101H81V100H79ZM108 98H109V97H108ZM111 98L114 100L113 97H111ZM111 98L108 99V103H107V99H103V100H102L103 102H105V100H106L105 103H106L107 105H106V104H105V105L107 106V108L105 107V108H106L105 111L108 109V107L111 105V103H115V101H116V100L113 101ZM156 98H157V97H156ZM163 98H166V97H165V96H162V99L160 98V100H158V99H152V101L150 100V103H151V102H154V100H157V102L160 101L159 103L162 105L163 103H161V101L164 100ZM182 98H184V99L181 100ZM218 98H219V97H218ZM229 98H230V97H229ZM248 98H249V97H248ZM248 98H247V100H248ZM252 98H253V97H252ZM262 98H263V97H262ZM262 98L260 97V100H261ZM46 99H47V98H46ZM73 99L75 100L74 102H73ZM89 99H90L91 101H89ZM100 99H101V98H100ZM110 99H111L113 102H112V101L110 102ZM166 99H167V98H166ZM240 99H242V100L240 101ZM37 100H38V99H37ZM66 100H67V101H66ZM84 100H86V99H83V100L81 101V105H82V107H84V108L86 109V111H87V113H88L87 115H90L91 113L93 114V112L95 113V111H96V112H100V110H101L102 107H101V106H98L97 104H95L96 102H94L93 99H91L90 97L88 98V103L90 104V102H91V105H89V106H88V104H86L87 102H84ZM92 100H93V101H92ZM177 100H176V102H174L175 100L172 101V102H171L170 100H168V103H167L168 106H166V107L168 108V110H167L166 107L163 109V106H165L164 104H163L162 106H160V108H161V109H160V110H161V113H158V112H160V110H157V111H158L157 114H159V118H163V117L166 116V117H165V119H166V118H168L169 115H172L173 110H171V111L169 110V108H171V105L169 106V104H171V103H173V104H174V103H177ZM205 100H206V99H205ZM220 100H219V101H220ZM244 100H246V98H245ZM244 100L242 101V104H243L242 106H245L244 103H245L246 101H244ZM251 100H252V99H251ZM78 101H76V102H78ZM86 101H87V100H86ZM169 101H170L171 103H170ZM183 101H184V102H185V101H188V102L185 103V104H183V103H184ZM214 101H215L216 103H219V102H217L215 99H214ZM60 102L63 103V100H62V101L60 100ZM76 102H75V106H74V104H72V103H71L72 106L67 105L69 102L66 103V107H67V106L69 107V109H68V107H67L68 111H67V110L64 111V110H63V107H61L62 105L59 106V109L62 108V110L64 111V112H62V110H61V111L59 110V111L61 112L59 117L62 119V122H61L60 125H58V126L55 127V133H54L53 135H52V134L50 135L51 138L48 137V139L54 140V145H55V144H58L57 146H59V149H60V147H61V150H65L64 148L62 149V145H63V147H66V150H67L68 152H69V149H67V145H65V144L62 142V141L64 140V138H65L66 136H68V133H71L72 135H74V132H76L77 134H80V132H82V134H83V131H82L81 129H80L79 131H76L75 129H77V128H74V126L77 127V123L80 124L81 121L76 122V120H74V122H72V121H73L72 118L75 117V114H74V113H77V110H74L73 108H75L76 106H77V108L80 107L79 112H80V110H81V112H80V113L78 112V114H80V115H81V113L83 112V110H85L84 108L81 109L82 107H81V105H80V102H79V105H80V106L77 105ZM92 102H94V103H92ZM109 102H110V104H109ZM116 102H117V101H116ZM118 102H119V106L117 105V107H118V108L120 107V109H121V106H123V105H121V102H120V101H118ZM215 102H214V103L212 102V107H213V106H216V105H215ZM228 102H227V103H228ZM235 102H237V103L235 104ZM248 102H250V99L246 102V105L248 104ZM255 102H256V101H255ZM70 103H69V104H70ZM82 103H85V105H87V107H85L84 104H82ZM150 103H149V105L146 106V107H147V110H148V111H151V113H153V112H152V111H154V110H153V106H154L155 104L152 106ZM154 103H155V102H154ZM220 103H221V102H220ZM224 103H225V102H224ZM224 103H223V104H224ZM231 103H230V104H231ZM258 103H259V102H258ZM258 103H257V104H258ZM261 103H262V102H261ZM36 104H37V103H36ZM63 104L65 105V103H63ZM71 104H70V105H71ZM92 104L96 105V108H97V109L100 108V110L97 111L96 109H94L95 106L92 107V106H93ZM108 104H109V105H108ZM122 104H124V103H122ZM152 104H153V103H152ZM165 104H166V103H165ZM223 104H222V106H223V108H225ZM237 104H238L239 107L236 106ZM249 104H250V103H249ZM249 104H248V106H249ZM263 104H264V103H263ZM26 105H27V106H26ZM64 105H63V106H64ZM150 105H151V106H150ZM183 105L186 106V107L184 106L185 109H180L181 106L183 107ZM187 105H188V106H187ZM200 105H202V104H200ZM205 105H206V103H204V106H205ZM250 105H251V106L248 107V108H247V106L244 107V108L241 107V108H242V112L244 111L243 113H246V112L248 113V117H246V118H248V119H246V121L244 120L245 117H244L241 113H239V114H241V116L244 117V119L241 118V116H240L238 113H237V114H238L237 116H240V119H242V120H240L239 118H238V119L235 118V117H237V116H236V112L233 111V112L235 113V115H233L234 113L231 112L232 110H231V111H228V113H229V112L232 113V114L229 113L232 117H230V116L228 115V117H230V118L227 119L228 121L231 119L230 121H232V123L234 122L233 124L236 123V124H235L236 126H238L239 123H241V124H240L241 126H243L244 124H245V125L248 124V125H246V128L243 129L244 131L242 130V128H243L245 125H244L243 127H241V131H240V132H243L244 135L246 134L245 137H248V138H249V135L247 134L248 130H250V132H252V129H253L254 127L259 128V127H260V124H261V122H260L259 127L257 126V125H258L257 122H258L259 120H257L258 118L255 116L256 110L253 109L254 107L252 106V104H250ZM261 105H262V104H260V106H261ZM36 106H37V105H36ZM73 106H74V107H73ZM189 106H190V107H189ZM232 106H233V104L229 105V109H231L230 107H232ZM31 107H32V108H31ZM64 107H65V106H64ZM66 107H65V108H66ZM71 107H73V108H72L73 112H72V110H70ZM88 107H89V108L92 107V109H94V111H93V112L90 111L91 109H89ZM110 107H111V106H110ZM124 107H125V108H124L125 110H128V108H127L126 106H124ZM128 107H130L129 104H128ZM150 107H151V108H150ZM155 107H156V105H155ZM187 107H188L189 109H186ZM195 107H196L197 109H196ZM209 107H210V105H209ZM26 108H27V109H26ZM77 108H76V109H77ZM175 108H176V109H175ZM201 108H202L203 111H204V110H205V111L207 110V113L210 114V113H209V112H210V108L205 109L203 106H201V107L199 106L200 114L202 113V112H201ZM203 108H204V109H203ZM213 108H214V107H213ZM213 108H212V111H213L212 114H213V117H214V116L216 115V113H219V111H218V112H215V111H214L215 109H213ZM241 108H240V111H241ZM245 108H247V111H246ZM251 108H252V111L254 110V112H253L254 114L251 115V117L253 118V116H255V118H253V119L250 120L249 118H251V117H250V113H251V112L249 113V109L251 110ZM88 109H89V110H88ZM102 109H103V108H102ZM109 109H110V108H109ZM143 109L145 110V107H143ZM151 109H152V110H151ZM165 109L167 110V113L165 112V111H166ZM190 109H191L192 111H189ZM244 109H245V110H244ZM255 109H256V108H255ZM32 110H33V114H31ZM140 110H141V109H140ZM162 110H165V111L162 112ZM194 110H195V111H194ZM257 110H258V109H257ZM75 111H76V112H75ZM86 111H84V112H85V115H86ZM89 111H90V112H89ZM116 111H117V110H116ZM119 111H120L121 114L123 115V111H121V110H119ZM148 111H145V113H144V112H141L142 114L144 113V115H143L144 118L146 117L145 120L142 119V120L144 121V123L146 122L145 124H146L147 126H148V125H152V123H153L154 125H156V123H158L157 125H160V122H158V121L153 122V119H148V120H147L148 117H147V115L145 116V114H146V112H148ZM155 111H156V110H155ZM169 111H170L171 114L168 113ZM175 111H176V112H175ZM186 111H189V112H190V115H189ZM208 111H209V112H208ZM245 111H246V112H245ZM66 112H67V113H69V112H70V113H71V112L73 113L74 116L72 115V113H71V114H70V113L68 114V115H70V116L72 115V118H71L72 120H71V119L68 120L69 117L66 118V117L64 116V115L67 116V113H66ZM101 112H102V113H101ZM101 112H100V114H103V110H102ZM120 112L118 113V111H117L116 114H115L116 116L112 114V115L114 116V117H113V118H114V119H113V122H114V120H115L116 118L118 119V118L121 116ZM130 112H131V110H130ZM130 112L128 111V114H129ZM164 112H165L166 115L164 114ZM191 112H192L193 114H192ZM194 112H195V113H194ZM198 112H199V111H198ZM222 112H223V111H222ZM222 112H221V113H222ZM261 112H262V111H261ZM63 113H64V115H63ZM141 113H140V112L137 113V117H138L139 114L141 115ZM151 113H150V114H151ZM175 113H177V114H175ZM183 113H184V114H183ZM204 113H205V112H204ZM247 113H246V114H247ZM78 114H77V115H78ZM92 114H91V115H92ZM117 114H118V117H117ZM124 114L128 115V114L125 113V112H124ZM160 114H161V115L164 114V115L161 116ZM168 114H169V115H168ZM198 114H199V113H198ZM224 114H225V113L221 114V116H219L218 119H219V120H220V119H225V118H224ZM246 114H244V115L247 116ZM12 115H13V114H12ZM80 115H78V117H79ZM85 115H83V116L81 115V117H84L83 119H85ZM91 115H90V116H91ZM105 115H106V114H105ZM129 115L132 116V113H130ZM152 115H153V114H152ZM167 115H168V116H167ZM184 115H185V116H184ZM256 115H258V113H257ZM261 115H262V114H261ZM13 116H14V115H13ZM160 116H161V117H160ZM178 116H175V117H174V116H170V118L172 117V119H176ZM199 116H200V115H198V117H195V118L192 120L193 123H192V127H190V129H192V128L194 129V127L197 126V124L200 125V122H198L196 119L199 120L200 117H202L203 120H204V118H206V117H204V116H200V117H199ZM206 116L208 117V115H206ZM225 116L227 117L226 114H225ZM258 116H260V115H258ZM109 117L111 118V116H109ZM122 117H123L125 120L128 118V121L126 120V121H127V126H128V125H131V126H132V124H131L132 122H131L130 120L134 118L133 116H132L133 118H131V117H127V116L124 117V115H123V116L120 117V118H121L120 120H117V121H115L114 123H116V122H120L121 124L125 123L126 121L123 122L124 119L122 120ZM173 117H174V118H173ZM193 117H192V118H193ZM213 117L211 118V114H210V117H208V118H206V119H209V118H210L211 120L213 119V121L215 122L216 118L214 117V118H215V119H214ZM216 117H217V115H216ZM220 117H221V118H220ZM228 117H227V118H228ZM233 117H234L235 119H237V121H239L238 124H237V121H236L235 119H232ZM262 117H263V116H262ZM64 118L66 119L65 121H63ZM75 118H77V116H76ZM79 118H80V117H79ZM86 118H87V117H86ZM88 118H89V117H88ZM88 118H87V119H88ZM101 118H102V120L105 119V118H103V117H101ZM129 118H131V119H129ZM141 118H143L142 115L140 116V120H141ZM202 118H201V120H199V121L202 122V121H203ZM80 119L82 120V118H80ZM138 119H139V117H138ZM163 119H164V118H163ZM163 119H162V120H163ZM165 119H164V121H165ZM254 119H256L257 122H256ZM109 120H110V119H109ZM111 120H112V118H111ZM111 120H110V121L107 120L106 122H107V123H108V122H111V123H112ZM121 120H122V122H121ZM146 120H147V121H150V122H147ZM166 120H167V122H169L168 119H166ZM177 120H178V118H177ZM177 120H175L176 122L174 121V122H175V127H174V125L171 126L172 128L174 127L173 129H175V128L178 129V127H177L178 125H179V128H184V129H185L186 127H188V126H187L188 124H185V123H184V124H183V123H178ZM227 120H226V121H227ZM233 120H235L236 122L233 121ZM247 120H248V121H247ZM249 120H250V122H253V120H254V123L256 122V125H252V123H250V124L252 125L251 128L253 127L252 129H251V128L248 129V127L250 126V125H249ZM260 120H261V119H260ZM263 120H264V119H263ZM103 121H104V120H103ZM129 121H130V122H129ZM143 121H140L142 124L138 121V122L141 124L142 127L145 126V124L143 123ZM154 121H155V120H154ZM159 121H160V120H159ZM190 121H188V122H190ZM196 121H197V122H196ZM205 121H206V120H205ZM205 121H203V122H205ZM220 121H224V120H220ZM230 121L228 122L229 124H230ZM75 122H76V123H75ZM165 122H166V121H165ZM167 122H166V123H167ZM179 122H180V121H179ZM194 122L196 123V125H195ZM203 122H202V123H203ZM224 122H225V121H224ZM10 123H11V125H9L8 127H6V131H7V132L10 131V129L12 128V126H13V127H14V126L17 127V126L19 125V122L15 121V119H13L12 122H10ZM91 123H92V122H91ZM91 123L89 122L90 125L88 124V125H89V127H88V125H86V123H84V125H82V124H83V120H82V124H80V125H81L82 127L86 125L88 129H87L86 126H85V127H83V130L85 129V130H88V131H89V129L92 130V129H93V126H94V125L91 126ZM114 123H113V124H114ZM129 123H130V124H129ZM135 123H136V122H135ZM135 123H134V124H135ZM150 123H151V124H150ZM177 123H178V124H177ZM202 123H201V128H198V133H199V129L202 130L203 128L206 127V126H204ZM205 123H206V122H205ZM211 123H212V122H211ZM211 123H210V125H211ZM216 123H217V122L213 123V126H214V124H215V125L218 124V126H217V127H213V128H215V129H216V128L219 129V127H220V129H219L218 131H217V129H216V131L214 132V129H213L212 126H211L213 132H212L211 128L208 129V131H210V132L207 131L209 134L212 132L210 138H208V137H209V134H208L207 132L204 131L205 133H204V134L202 133V136H203L204 138H203V137H201V138H203V139L205 140V142H204L203 139H202V140L200 139L201 141L199 140V138H200V136H201V133L198 134V136L200 135L199 138L197 137L198 140H196V139L194 140V139H193L194 141H197V142H199V141H200V142H204V143H200V142H199L202 146H200V144L198 143V144H199L198 148H197V147H193V148H197V149L200 148V152L203 150L204 153H205V151L208 149L207 151H208L209 153H207V154H208V156L210 155L209 158H206V157H205V158H206V160H205V158H203L204 156L202 157L203 160H205V162H206L205 164H206L208 167L210 166V164H211V165H212V164L215 165L214 162H211V163H210V162H207V161H209L211 158H213V157H214L213 155H214L215 153H218V151H219V150H218L217 152L215 151V150H217V149H219V148L216 149L217 144L214 145V143H220V146H222L223 143L225 142V141L223 142L222 139H223V138H226V139H227V143L229 144L230 142H228V140H229V138H230V135H231L233 141H236V139L239 138L238 136H240L241 138L243 137L242 139L246 141V139H244V136H242L241 133H239V131H238V130H240V125L238 126L239 129H234V128H238V127H234V128H233V127H232V126H233L232 123H231L230 126H228V125H227L228 123H227V124H226V126H227V130H226V128H225L226 126H224L222 123H221V126H219V123H217V124H216ZM254 123H253V124H254ZM125 124H126V123H125ZM134 124H133V127H134V129H135V127H136L137 125H134ZM140 124H139V125H140ZM143 124H144V126H143ZM167 124H168V123H167ZM170 124H171V122H170ZM170 124H168V125H170ZM172 124H173V123H172ZM180 124H181V126H180ZM182 124H183V125H182ZM208 124H209V123H208ZM263 124H264V123H263ZM139 125H138V126H139ZM176 125H177V126H176ZM184 125H185V127H183ZM193 125H194V126H193ZM202 125H203L204 127H203ZM261 125H262V124H261ZM141 126H140V128H141ZM160 126H162V127H167V126H165V125H160ZM222 126H224V128H223ZM72 127H73L74 129H73ZM91 127H92V128H91ZM95 127H96V126H95ZM95 127H94V130H93V131L89 132V134L87 133L88 136H87V134L85 135V133H84L85 136L82 135V136H83V139H85V138L88 139V140L82 141L83 143H89L88 146L80 145V146L76 147L75 152H74V151H72V152L70 151L71 154H73V162H74V163L77 162L76 165L79 164V167L83 166V164L87 165V163H89V162H93V161H94V160H93V159H94V156H97V155L99 154V152L102 150V147H101L100 145L106 141V140L104 139V135H102L101 132H100V131H102L103 129L100 130V129H98L97 127H96V128H95ZM199 127H200V126H199ZM207 127H209V126H207ZM207 127H206V128H207ZM228 127H229V128L232 127L233 129H231V130H232L233 132H232V131H228ZM131 128H132V127H130V130H131ZM137 128L139 129V127H136V129H137ZM152 128H153V127H152ZM169 128H170V127H169ZM169 128L167 127L168 130L165 131L164 135H163V132H164V131L161 132V135H160V133H158V131H156V132H155V131H151L152 129H150V131L153 132V134H154V132H155L157 135L159 134L160 137L164 136L163 139H165V137H166V140H167V139H168V138H167L168 136H169V139H172L173 136H174V135L176 136V133L178 132L177 130H175V131H174V130H170V132H169ZM221 128H222V130H221ZM257 128H254V129L257 130ZM261 128H262V126H261ZM263 128H264V127H263ZM95 129L98 130V131H95ZM136 129H135V130L132 129V131H134L135 134L137 133V132H135ZM170 129H171V128H170ZM190 129H189V130H190ZM223 129H224V130H223ZM85 130H84V131H85ZM99 130H100V131H99ZM130 130H129V131H130ZM154 130H155V129H154ZM163 130H165V129H163ZM180 130H181V129H179V132H178V133L181 132ZM203 130H204V129H203ZM203 130H202V131H203ZM225 130L228 131V132L230 133V135H228L227 137H223L222 139H220V138H221V137H220L221 134L224 133ZM234 130H235L236 132H238V134H237L236 132H235V134H234L235 136H237V138H236L235 136H233ZM245 130H247V132H246ZM132 131H130V132L132 133ZM173 131H174V132H173ZM202 131H201V132H202ZM253 131H254V130H253ZM258 131H259L261 134L258 133V135L255 136V135H256V132H258ZM262 131H263V130H262ZM262 131H260V128H259L257 131H255V134H254L253 132H252V133H249V132H248V133L250 134V137H252V138L254 137V139H255V137H258L259 139H261V137L263 136L262 134H264V133H262ZM103 132H104V131H103ZM145 132H146V131H145ZM168 132H169L170 134H171V132H172V134H174V135H172V136L170 137V134H169ZM175 132H176V133H175ZM216 132H218V133L220 132V133H219L220 135H219L218 133H216ZM244 132H246V133H244ZM76 133H75V134H76ZM98 133H99V134H98ZM147 133H148V132H147ZM214 133H215V135L218 134V138H217V136L214 135ZM231 133H232V134H231ZM94 134H96V135L98 134V135L96 136V135H94ZM165 134H166L167 136H165ZM183 134L185 135V133H183ZM183 134L180 133V135H182V136H180V137H176V139H178L179 141H177V142H175V143H177V144H178L179 142H182L183 144H184V142L186 143V140H188V137H186V138H187V139H186L185 136H187V135L184 136ZM192 134H193V133H192ZM205 134H206V135H205ZM207 134H208V135H207ZM212 134H213V135H212ZM226 134H227V132L225 133V135H226ZM236 134H237V135H236ZM251 134H252V135L254 134V135L251 136ZM80 135H81V134H80ZM193 135H194V134H193ZM204 135H205V136H204ZM247 135H248V136H247ZM259 135H261V136H259ZM86 136H87V137H86ZM98 136H99V137H98ZM130 136H131V138H133V137H135L136 135L133 134V137H132V134H131ZM153 136H155V134H154ZM175 136H174V137H175ZM206 136H207V137H206ZM213 136H214L215 138L219 139V140L215 139ZM91 137L94 138V139H92ZM150 137H151V136H150ZM205 137L207 138V140H206ZM219 137H220V138H219ZM233 137H235L236 139H235V138L233 139ZM81 138H82V137H81ZM89 138H91V140H89ZM179 138H181V139H179ZM183 138H184V139H183ZM213 138H214V141L217 140L218 142H217V141H215V142L212 141V142H211V141L209 140V139H212V140H213ZM258 138H256L255 141H257V140L259 141ZM262 138H263V137H262ZM148 139H150V138H148ZM148 139H147V140H148ZM131 140H134V139H131ZM138 140H139V141H142V140H140V139H138ZM147 140H146V141H147ZM158 140H159V139H158ZM166 140H165V142L168 143L169 140H168V141H166ZM180 140H182V141H180ZM183 140H184V141H183ZM193 140H192V141H193ZM208 140H209L210 143H211L210 145H212V143H213V145L215 146V148H214L213 145H212L213 147L210 146V150H212V148H214V149L211 151L212 154L210 153L209 148H208V147H209V143L206 142V141H208ZM220 140H221V142H219ZM223 140H225V139H223ZM239 140H240V138H239ZM243 140H240V141H241V143H244V144H246L247 141H248V144H249L250 141H252V140H247L246 142H244ZM134 141H135L136 144L134 143ZM134 141H133V143H134L135 145H131V147H132V149L130 148L131 151H128V152L122 153L123 150L126 149V151H127V150L129 149V146H130L129 143L131 144V142H132V141L129 140V143H127V142L124 143V140H123V141H122V142H123V146H125V147L128 146V148L123 149L124 147L122 146V148L120 149V147H119V148H117V150H115L116 152H115L114 155H116V156H114V155H110V156H112V157L109 156L108 158H112V159H110V161H111V160L114 161L113 159H117V160H115V162H113L114 164L112 163V165H110L111 167H113V166H115V165H117V167H118V165H119V167H121L122 165H123V166H124L125 164L127 165V163H128V166H129V164L132 163L133 165L130 164V166H129V167L127 166V168H129L130 170L133 168V169L131 170V172L129 171L131 175H132L133 172L135 171L134 169H136V173H135V176H134V177L136 178V175H137V174L139 175V172H138V171L142 170V169H143L142 167H144V166H142V165H144V164H142V161H141V160H144V161H143V163H144L145 161H147V160H145L146 158L151 159V160H152V158H153V160L156 159V162H157V160H158L157 158L159 157V155H160V154H164V153H166V152H164V150L166 151V148L164 149V148L161 146L162 144H160V143H162L164 140H162V142H158V141L155 142V141L153 140L155 143L158 142L160 145H159V144H156V145H155V144H154V145L151 144V145H150V148H148V149H150V150L152 149L153 151H151V153H150V150H148L147 152H146V150H145V152H143L145 148H143L142 145L139 144V142H137V139H135ZM153 141H152V142H153ZM194 141H193V142H194ZM209 141H208V142H209ZM229 141H231V140H229ZM237 141H238V139H237ZM240 141H239V143H240ZM242 141H243V142H242ZM253 141H254V140H253ZM253 141H252V142H253ZM255 141H254V142H255ZM258 141H257V142H258ZM29 142L32 144V146L35 147V150H36V151H40V150L44 147L45 144H49V145H50V143L45 142L44 140H41V139H35V140H31V141H29ZM29 142H27V143H29ZM254 142H253V143H254ZM257 142H256V147L259 146V145L257 144ZM259 142H260V141H259ZM133 143H132V144H133ZM137 143H138V145H137ZM169 143H170V142H169ZM206 143H207L208 147H206V146H207ZM225 143H226V142H225ZM225 143H224V144H225ZM262 143H264V138H263V140L261 139V144H260V146L263 145ZM61 144H62V145H61ZM126 144H127V145H126ZM145 144H150V140H148L147 143H144L143 145H145ZM183 144H182V145H183ZM196 144H197V143H196ZM204 144H205V146H204ZM221 144H222V145H221ZM228 144H227V145H228ZM233 144H234V143H233ZM248 144H246L245 146H244V145H242V146H243V147H246V146L249 147V150H251L252 148H254V147L251 146L252 148L250 149V146H249ZM27 145H28V144H27ZM117 145H118V144H117ZM139 145H140V146H139ZM157 145H158V146H157ZM168 145H169V144H168ZM227 145H223L222 147L225 148V150H226V148L229 147V146L227 147ZM229 145H231V144H229ZM251 145H255V143H254V144H251ZM57 146H56V148H55V152L53 153V156H52L53 158H54L56 155L58 156V157H55L56 159L54 158L56 161H58L59 159L65 157V156H67V154H68L67 157H69V156L71 157V154L68 153V152H66V150L62 152V155H64L65 153H66V155H64L63 157H61V152H60V151L57 152V151L59 150ZM133 146H134V148H133ZM135 146L138 147V148H136V149H138V152L135 151V150H136V149H135ZM152 146H154V147L152 148ZM155 146H157V149H156ZM172 146H174V147H172ZM176 146H178V149L182 151V148H181V146H179V145H175V144H173V145L170 144V145H169L170 148H171V147L173 148L172 151H175V149H177ZM186 146H189V145H186ZM192 146H193V145H192ZM192 146L190 147V149L192 148ZM220 146H219V144H218L217 147H220ZM224 146H226V147H224ZM232 146L234 147V149H233ZM232 146H230V148H232V149H231L232 151H230V148L227 149L228 151L231 152V154H229V152H228L227 150H226V152H225V150L221 147L222 152H220V151H221V150H220L219 153H218L219 155H220V153H221V158H219V159H221L220 162H221L222 160H225V159L223 158L224 155H226L228 158L230 157L229 155H231V156L233 155L232 157H234V153H236V152H235V151H236V147H239V146H238V145H237L236 147H235L234 145H232ZM158 147H162V149L160 148L161 151H160V150L158 151ZM201 147H205V148H207V149L204 150L205 148L203 149V148H201ZM211 147H212V148H211ZM243 147H242V148L239 147L240 149H237V150H238L237 152H239V150H243V149H244ZM141 148H143V150H142ZM154 148L156 149V151H154ZM172 148H171V149H172ZM186 148H187V150H185V152H184V150H183V152H181V153L178 154L179 157H181L180 155H181L182 153H186V151H187V152L189 151V147H186ZM193 148H192V149H193ZM257 148H258V147H257ZM260 148H261V147H260ZM130 149H129V150H130ZM133 149H134V150H133ZM140 149H141V150H140ZM146 149H147V148H146ZM171 149L167 151V154L171 151ZM201 149H202V150H201ZM258 149H259V148H258ZM258 149L256 150V148H255L254 150H251V151H252V152H251L252 154L250 153L249 150L244 149V152L241 151V152H243L244 154H243V153H241V154H243V156H247V155H248V152H249V153H250L249 155H253V151L255 152V150H256V153H257V155H258V153H259V151H260V150H258ZM110 150H111V152L113 151L112 149H110ZM118 150H119V151L122 150V152L120 151V152H121V153H120V157L122 158V159L120 158V159H121L120 161H119V158H117V157H119V155L117 156V153H119ZM195 150H196V149H195ZM246 150H247V152H245ZM261 150L264 151V149H261ZM157 151H158V153H154V152H157ZM172 151H171V152H172ZM214 151H215V153H213ZM223 151H224L225 153H224ZM257 151H258V152H257ZM73 152H74V153H73ZM136 152H137L138 154H135ZM152 152H153V153H152ZM162 152H163V153H162ZM193 152H194V151H193ZM227 152H228V153H227ZM232 152H234V153H232ZM260 152H261V151H260ZM63 153H64V154H63ZM126 153H127V154H126ZM132 153H134V154H132ZM141 153H143V154H141ZM145 153H146L147 155H146ZM148 153H150V154H148ZM159 153H160V154H159ZM173 153H174V152H172V154L170 153V154H168V155H173V156L176 155V154H173ZM190 153H191V152H190ZM194 153H195V152H194ZM194 153H193V154H194ZM196 153H199V152H196ZM226 153L229 154V155H227ZM246 153H247V154H246ZM256 153H255V154H256ZM49 154H51V152H50ZM112 154H113V152H112ZM128 154H129L130 159H129V157H128ZM130 154H131V156H130ZM140 154H141V155H140ZM158 154H159V155H158ZM167 154H165V155H167ZM207 154H206V155H207ZM222 154H224V155H222ZM236 154H239V153H236ZM236 154H235V155H236ZM241 154H240V155H241ZM261 154H264V153L262 152ZM59 155H60V156H59ZM74 155H75V157H80V160H81V161L84 160V161L87 162V163H85L84 161L81 162V161H78V160H77V161H74V159H75ZM121 155H122V156H121ZM124 155H125V156H124ZM133 155H135V157H138V155H140L141 157L143 156V158H140V156H139L138 159L135 158V160H137V162H139L138 160L141 161V162H139L140 164L136 163V161H135V164L133 163V161H134V159H133L134 156H133ZM150 155H151V156H150ZM152 155H153V156H152ZM155 155L158 156V157H155ZM165 155H163V156H165ZM219 155H217V156H219ZM92 156H93V158H92ZM113 156L116 157V158H114ZM198 156H199V154H198ZM208 156H207V157H208ZM215 156H216V155H215ZM217 156H216V157H217ZM237 156H238V155H236L234 158H232V160L236 158V160H237L236 162L239 163L242 159L239 161V158H237ZM259 156H260V153H259L258 157H259ZM126 157L128 158V161H129V162H127V160H125V159H127ZM132 157H133V158H132ZM144 157H145V158H144ZM150 157H151V158H150ZM191 157H192V156H191ZM191 157H190V158H191ZM219 157H220V156H219ZM247 157H248V156H247ZM261 157H263V156L261 155ZM108 158H107V160H103V161H102V164H104L105 167H106V165H107V168H108V166H109V163H111L110 161H108V160H109ZM123 158H125V159H123ZM198 158H199V157H198ZM198 158H195V160L198 159ZM202 158H201V159H202ZM222 158H223V159H222ZM230 158H231V157H230ZM241 158H242V157H241ZM66 159H67V158H66ZM76 159H77V158H76ZM185 159H186V158H185ZM185 159H184V160H185ZM191 159H193V157H192ZM214 159H215V158H214ZM244 159H246V161L248 160V158H245V157H244ZM249 159H250V158H249ZM263 159H264V157H263ZM69 160H71V159L68 158V160L66 161V163H70V164L72 163V164H73L72 160H71V162H70ZM122 160H123V161H122ZM130 160H131V162H130ZM161 160L164 161L163 158H162ZM184 160H183V163L185 162ZM203 160H202V161H203ZM252 160H253V159H252ZM121 161L123 162V164H122ZM124 161H125V164H124ZM148 161H150V160H148ZM166 161H167V163H168V161H169V163H172V164H173V162H171V160H166ZM166 161H165V162H166ZM179 161H180V159H179ZM181 161H182V160H181ZM188 161H191V160H190V159L188 160V158H187V162H188ZM196 161H197V160H196ZM210 161H211V160H210ZM233 161H234V160H233ZM254 161H255V160H254ZM254 161H251V160H250V162H252L251 164H253ZM258 161H259V160H258ZM80 162H81V164H80ZM108 162H109V163H108ZM117 162H120L122 165H121V164H118ZM174 162H175V161H174ZM187 162H185V163H187ZM192 162H193V161H192ZM194 162H195V161H194ZM194 162H193V163H194ZM222 162H223V161H222ZM222 162H221V163H222ZM66 163H65V164H66ZM115 163H117V164H115ZM169 163H168L167 165H170ZM176 163H180V165H185V163L182 164L181 162H178V161H177ZM176 163H175V164H176ZM198 163H199V164H198ZM208 163H209V164H208ZM230 163H231V162H230ZM232 163H233V162H232ZM232 163H231V164H232ZM238 163H233V166H236L237 168L240 167L241 165H239L240 163H239V164H238ZM246 163H247V162H246ZM59 164H60V163H59ZM137 164H138V165H137ZM141 164H142V165H141ZM187 164H189V163H187ZM190 164H191V163H190ZM194 164H196V163H194ZM236 164H238V166H237ZM241 164H242L241 167H243V166L245 165V164H243L242 162H241ZM61 165L64 166L63 164H61ZM61 165H58V166H60V167L57 166V167L59 168V172H60V171H61V172H62V171L65 172L66 169H64V170H63V169H60V168H62ZM73 165H74V164H73ZM73 165H72V166H73ZM126 165H125V166H126ZM134 165H135V166H134ZM139 165H140V166H139ZM164 165H165V163H164ZM178 165H179V164H178ZM178 165H177V166H178ZM199 165H201V166H199ZM203 165H204V164H203V163L201 164V161H200V162H199V160L197 161L196 166H198L199 169L202 168V167H203V169L207 167L206 165H205L206 167H204ZM226 165H227V164H226ZM247 165H248L247 167H249V164H248V163H247ZM258 165H259V164H258ZM258 165H256V167H258ZM70 166H71V165H70ZM110 166H109V167H110ZM123 166H122V167H123ZM125 166H124V167H125ZM131 166H132V168H131ZM136 166H138V167L135 168ZM145 166H146V165H145ZM154 166H156V165H153V167H154ZM171 166H172V165H171ZM215 166H216V165H215ZM215 166H213V167H215ZM218 166H219V167H218ZM229 166L231 167L232 165L229 164ZM259 166H260V167H259V170H261V169H263V168H261V167L264 166V164H263V165H259ZM64 167H65V166H64ZM64 167H63V168H64ZM68 167H69V166H68ZM79 167H78V168H79ZM105 167L102 165V169H103V170H104ZM111 167H110V168H111ZM117 167H116V168H117ZM139 167H141V169H138ZM153 167H152V168L150 167V169H148V170H151V171L153 172ZM158 167H159V166H158ZM158 167L156 166L157 169H158ZM160 167H161V169H162L163 164H161ZM173 167H174L173 170H174L175 168L177 169L176 166H173ZM185 167H186V165H185ZM187 167H188V165H187ZM208 167H207V169H208ZM213 167L211 168V169H212V170H211L212 172L209 171V169H208V171L211 172L210 175L216 173V174H214V179H215V177L217 176V180L219 181V185H217L218 183H215V182H214V179H213V178L209 179V178H210V177H208V176H210V175L208 174L209 172L207 173V175H208V176H207V179H208V180H211V182H212V179H213V182H214V183H213V182H212V183H213V184H216V186H215V185H214V186H215V187L217 188V190H218V187H217V186L222 185V184H220V183H221V181H222V179H223V175H225L227 172L225 173V171H223V170H224V169H223V168H224V162H223V168H222L223 170L220 168V165H217V167H218V168H217V170H218V171H217L218 174H217V172H214V169H216V167H215V168H213ZM221 167H222V166H221ZM225 167H226V166H225ZM230 167H229V168H230ZM247 167H246V168H247ZM69 168H71V167H69ZM107 168H106V171L109 172L110 169L107 170ZM127 168H126V170H127ZM209 168H210V167H209ZM226 168H228V166H227ZM232 168L234 169L235 167H231V168H230L231 171L228 172V173H231V172H232V173L234 174V175H233V174H230V175H233L232 177H236V174H237V173H238V174L240 173V174L242 175L243 172L246 170V169H245V170H242V172H241V169H240V168H239L240 171H237L238 169L235 171L236 168H235L234 170H232ZM244 168H245V166H244ZM99 169H100V168H99ZM121 169H122V168H120V170H121ZM123 169H125V168H123ZM129 169H128V170H129ZM159 169H160V168H159ZM188 169H189V167H188L187 169H185V171H186V170L188 171ZM195 169L197 170V167H195ZM199 169H198V170H199ZM219 169H220V171H219ZM254 169H257V168L254 167ZM254 169H252L251 171H253ZM103 170H102V172H103L102 177H103V176H104V177L100 180V181L102 182V183L100 182V185H101V186H102V184H105V183H106L105 181L103 182V179H105V178L108 179V177H109V176H108L109 174H107V172H105V170H104V171H103ZM126 170H124V171H125V172H128V171H126ZM133 170H134V171H133ZM137 170H138V171H137ZM154 170H155L156 172H158L155 168H154ZM169 170H170L171 172H173V170H171V168H170ZM178 170H180V171L183 170V172H185L183 167H181V169L178 168ZM221 170L224 172V174H223V172H222ZM228 170H229V169H228ZM257 170H258V169H257ZM257 170H255V171H253V172H255V174H256V173L258 174L259 172H261V171H259V170H258V171H259V172H258ZM263 170H264V169H263ZM124 171H123V172H124ZM132 171H133V172H132ZM151 171H148V172H151ZM160 171H161V170H160ZM164 171H166V168L163 170V172H164ZM174 171H175V170H174ZM191 171H192V169L189 170L188 172L191 173ZM193 171H195V170L193 169ZM199 171H202V170L200 169ZM205 171H207V170H205ZM215 171H216V170H215ZM233 171H234V172H233ZM256 171H257V172H256ZM61 172H60V173H61ZM98 172H100V171H98ZM104 172H105V173H104ZM111 172H112V170H111ZM115 172H116V171H114V173H115ZM123 172L121 173L122 176H120V174H119V175H116V174H115V175L117 176V178L115 177V179H117V180H115L116 183H115V181H114V183H115L116 185H115V184H112V183L109 184V183L107 182V183L109 184V186H110V189H109V188L106 189V190H109V191H108L109 194H108L107 192H106L107 194L104 193V191H106V190H104V191H102V192L100 191V194L103 193V194H101V195H104V196L102 197V199H103L104 197H109L110 194H111L112 197H113V196H115V195L117 194V192L119 191L117 195H118V197H120V198H116V196H115V199H114V200L111 199V197H110V199L107 198L108 200H112V201H114V202H113L114 204H115V203L118 204V203H117L118 201L120 202V200L125 199V196H127L126 199H127V198L132 199V198L135 197V196L138 198L137 201H136L135 199H132V202L135 201L134 203H132V202L129 203V204H131V205L133 204L134 206H135L137 203H140V204H138L139 206L137 205V206L134 207V206L132 205V207L135 209L134 211H133V208L129 209V208H130V205H128V206L126 205V204H128V201H127L128 199H127V200L125 199L126 201L124 200V201H125L124 203H126V204H124V205H125V209H122V210L125 211V212H129V213L126 214V213H124L122 210H120L121 212L124 213V214H122L123 216L126 215L125 218H126L127 215H128V219L126 218V223L128 224L127 220L130 221V218H131V217H132L131 219L135 220V218H136V216L138 215V213L140 214V211L143 210L144 207H143V208L141 207V204H143V203H142V202H143V198H142V201L140 202L141 198H140V196H138L137 194H140L141 196H142L143 194H145L146 192H145V193H143V192L146 191V190H145L146 188H147V189L150 188V187H146V186H147L148 184L151 185L150 182H151L152 180H151L150 177H148V175H146V176L148 177V180H147V183H148V184H145V183H144L146 186H145L144 184H143V186H142V185H139V184L141 183V181H140L139 183L137 182V184L135 183L137 186H139L138 191H139L140 189L143 190V191H141V193H143V194H141L140 191H139V192L137 191L138 193H136V191L133 190L134 188H133V189L131 188V191H134V192L136 193V194H135L134 192H131V191H130V187H135L136 185L133 186L134 183H133V184H132V183L129 184V182H131V180H132L133 178H132V179H130V178H126V179H127V180H126V179H125V176L123 177ZM125 172H124V173H125ZM156 172H155V174H157V175H154L155 177H152V179H153V178H156V177L158 176V173H156ZM183 172H182V174H184ZM219 172H220V173H219ZM235 172H236V173H235ZM249 172H250V171H249ZM249 172H246L245 174H248ZM253 172H251L250 175H249V174H248V175H249L250 177H251V175H253L252 177H254V173H253ZM112 173H113V172H112ZM112 173H110V174L112 175ZM114 173H113V174H114ZM169 173H170V172L167 171V173H166L167 176H168ZM185 173H187V172H185ZM193 173H194V172H192V174H190V175H191L192 177L194 176L195 179H196V176H195V175H196V173L198 174L199 172H195L194 174H193ZM228 173L226 174V176H224V179H223V181H222V183H224V180H225V177H226V185H222V186H221V188L224 186V187L222 188V190L219 189V190H221V192L223 191V189L225 188V186H227V183H229V179L231 178V176L229 177ZM106 174H107V176H106ZM151 174H153V173H151ZM151 174H150V176H151ZM159 174H160V173H159ZM162 174H165V173H162ZM182 174L180 175L181 177H183V176L186 175V174H184V175H182ZM219 174H223V175H221L222 178H220L221 176H220V177L218 176ZM238 174H237V175H238ZM240 174L237 176V178H234L236 181H238L236 184H238V183L240 182L241 179H244V178H245V176H243V175H242L243 178H240V177H239ZM245 174H244V175H245ZM257 174L255 175V177L257 176ZM261 174H262V173H261ZM115 175H114V176H115ZM127 175H128V174H127ZM127 175H126V176H127ZM138 175H137V177H138ZM171 175H172V174H170V176H171ZM174 175H175V179H176L177 172H176ZM200 175H201V172H200V174L197 175V178L200 177L201 181L204 182V180H205V179L203 178L204 176L201 175V176H203V177H201ZM215 175H216V176H215ZM248 175H247V178H248ZM114 176H113L112 180L109 181V182H113V180H114ZM118 176H120V177L122 178V179L120 178V180H122V182H123V180H124V182L126 181L125 183H127V181H128V183H127L126 185H127V187L129 186V190H128L127 187H125L126 185H125V186H122V185H121L122 182H121L120 180H118V179H119ZM152 176H153V175H152ZM178 176H179V174H178ZM178 176H177V177H178ZM187 176H189V175H187ZM191 176H189V177H190V178L192 179V181L194 182L195 179L193 180V178H192ZM258 176H259V174H258ZM261 176H262V175H261ZM261 176H260V177H261ZM165 177H166V176H165ZM168 177H169V176H168ZM181 177H180V178H181ZM189 177H187V179H188ZM211 177H213V176H211ZM218 177H219L220 179H219ZM227 177H228V179H227ZM252 177H251V178H252ZM255 177L252 178V180H251V178H248V179L245 178V179L247 180V182H246V180L244 179L245 181L243 182V188H244V185H245V188L247 189V187H246V183H247V184H249V183L251 184L252 181H253L252 184L255 183V179H256ZM263 177H264V174H263ZM263 177H261L260 179H261V180H264ZM109 178H110V177H109ZM135 178H134V179H135ZM173 178H174V177L172 176L171 183H172L173 181H175V180H173ZM202 178H203V179H202ZM257 178H259V177H257ZM262 178H263V179H262ZM110 179H111V178H110ZM128 179H129V180H128ZM144 179H145V176L143 177L142 182H143ZM166 179H168V178H166ZM166 179H165V182H166V185H167V183H169V182H168L169 180L166 181ZM169 179H171V178H169ZM198 179H199V178H198ZM200 179H199L198 181H200ZM232 179H233V178H232ZM232 179H230V180H232ZM234 179H233V180H234ZM238 179H239V180H238ZM253 179H254V180H253ZM150 180H151V181H150ZM153 180H155V179H153ZM163 180H164V179H162V180H159V179H158V180H157V185H156V186H157L158 189H160V188H162V187L164 186V185H161V182H164ZM176 180H179V179H176ZM184 180H185V179H184ZM184 180H183L184 184H187V183H186L187 181L185 180V181H186V182H185ZM189 180H190V179H189ZM220 180H221V181H220ZM227 180H228V181H227ZM233 180H232V181H233ZM235 180H234V181H235ZM248 180H251V182L248 181ZM257 180H258V179H257ZM257 180H256V181H257ZM261 180H259L260 183H261ZM159 181H161V182H159ZM196 181H197V179H196ZM201 181L199 182V184L202 185V186L205 188L207 185H205V184H204L203 182H201ZM205 181H206V180H205ZM236 181H235V182H236ZM241 181H243V180H241ZM117 182H119V183H117ZM124 182H123V185L125 184ZM144 182H146V181H144ZM152 182H155V181H152ZM165 182H164V184H165ZM180 182H182V179L179 181V186L176 187V188H177V189H176L177 191H179V190L183 191V190H182L183 188H184V190H185V188L187 189V187L192 183V182L190 183V181H189V182H188L189 185H188V186L186 185L187 187H185V185H184L183 183L181 184ZM248 182H249V183H248ZM175 183L177 184V181H175V182L173 183V184L176 186ZM194 183L196 184L197 182H194ZM201 183H203L204 185L201 184ZM205 183H206V182H205ZM241 183H242V182H241ZM241 183H239V184H241ZM244 183H245V184H244ZM263 183H264V181L262 182V184H263ZM108 184H107V185H103V186H104V187H105V186H108ZM111 184H112V185H111ZM117 184H118V186H117ZM155 184H156V183H152V185H154V186H155ZM173 184H172V191H174V190H173ZM195 184H194V185L191 184V185L189 186V188L192 187V190H191V191H194L195 189H197V190L194 191V194H193V195H192V193L189 192V191H188L189 193L187 192V194L184 193L183 195H186V196H187V198H185L184 196H182V197L185 199L184 201L182 200L183 198H180V197H181L180 195H182V194H181V191H180V195L178 194L179 192H177L176 190H175V191L177 192V194H176V192H175V194L172 192V194H174L173 197H175V196L178 195L179 198L182 200L181 202H185V201L188 202L189 200L187 201L186 199L191 198L192 196H194V195L196 194V196H195L194 198L192 197L193 200H194V202H193V200H191V199H192V198H191V199H190V203H189V202H188V203H189V204H192V206H193V203H194V206L196 207V209H197V208L200 209V210L203 209V211H204V210H206V209H205V208H202V206H201V205H204V204H203V202H204V200H205V199H204V196L206 197V195H208L209 193L211 194V192L208 191V192H209V193H208V192L206 191V192H205L206 194H204L203 197L201 196L202 198H198V194H199V195L201 194L200 191H199V189H200V190H203V191H201L202 194L204 193V190H205V189H203V187L201 188L200 185L197 186L198 183H197V185H195ZM229 184H230V183H229ZM250 184H249V185H250ZM256 184H258V185H256ZM256 184H255V185H256L257 187L260 185V184L258 183V181L256 182ZM119 185H121V186L119 187ZM131 185H132V186H131ZM150 185H148V186H150ZM160 185H161L162 187H160ZM180 185H181L183 188H182V187L180 188ZM192 185H193V186H192ZM249 185H247V186H248V189H249ZM103 186L100 188L101 190H102ZM111 186H114L115 189H112V188H114V187H111ZM116 186H117L118 188H120V189H121V187H123V189L118 190V188H117V190H118V191H117V190H116ZM140 186H141V188H140ZM144 186L146 187L145 189H144ZM154 186H153V187H154ZM170 186H171V185H170ZM195 186H196V188H195ZM230 186L233 187L234 185H228V189L230 188ZM250 186H251V189H255V190H256V187L253 188L254 185H253V186L250 185ZM260 186H262V185H260ZM263 186H264V185H263ZM263 186H262L261 189H260L259 187H258L259 189L257 188L258 190H260V191H259L260 194H261V193L264 194V191L261 192L262 189L264 190V187H263ZM197 187H198L199 189H198ZM157 188H156V187L153 188V191H151V192H152V195H154V192H155L154 190L157 189ZM165 188L168 189V190L166 191ZM165 188L163 187V190L165 189V190H164V193L166 192L165 194L167 195V193H168L170 187H168V185H167V187L165 186ZM219 188H220V187H219ZM235 188H236V187H235ZM235 188L233 187V189H235ZM237 188H239V187H237ZM243 188H242V189H243ZM98 189H99V188H98ZM98 189H97V190H98ZM100 189H99V190H100ZM104 189H105V188H104ZM151 189H152V187H151ZM158 189H157V190H158ZM174 189H175V188H174ZM231 189H232V188H231ZM233 189H232V190L229 189V190H230L229 192H230V193H231L232 191L234 192ZM246 189H243V190L247 191L248 189H247V190H246ZM99 190L96 191V194H94V195H97V197H98V196L101 197V195L98 194V193H99ZM123 190H124V193H123ZM126 190H128V193H127V192L125 193ZM219 190H218V191H219ZM225 190L227 191V189L225 188L223 192H225ZM243 190H241V188H240V191H242L243 194H247V195L249 194V193H247V192H249L250 190L247 191L246 193H245ZM255 190L250 191V194L252 193L251 196H253V195L255 194V192H254ZM110 191H111V193H110ZM112 191H114V193H113ZM120 191H122L121 194L123 193V194H124V197H123V194H122V196H120ZM147 191H148L147 194L150 193V190H147ZM186 191H187V190H185L184 192H186ZM197 191H198L199 193H198ZM235 191H237V192L239 193V189H238V190L235 189ZM115 192H116V193H115ZM129 192L132 193V196H131V194H130ZM161 192H162V190H161ZM161 192H159V196H157V197H160V196L163 197V196H164V194H163V193L161 194ZM195 192H197L198 194L195 193ZM213 192H214V190L212 191V194H214V196H215L216 194L218 195V194L221 193V192H220V193H219V192H218V193H213ZM215 192H216V189H215ZM223 192H222V193H223ZM237 192H234L235 194H234V195L232 194L233 196H232L231 198H229V197L227 196L226 193H225V195H226V197H228L229 199L233 200L234 203H235V201H236V197H238ZM256 192H258V191L256 190ZM155 193L157 194V192H155ZM253 193H254V194H253ZM105 194H106L107 196H106ZM113 194H114V195H113ZM126 194H127V195H126ZM134 194H135V196H134ZM147 194H145V195H147ZM156 194H155V195H156ZM172 194H171V195H172ZM188 194H189V197H188ZM236 194H237V196H236ZM241 194H242V193H241ZM263 194H261V195L263 196ZM129 195H130V197H128ZM145 195H143L142 197L145 198ZM152 195L150 194V197H151V198H152ZM190 195H192V196L190 197ZM217 195H216V196H217ZM221 195H222V194H221ZM208 196H211V195H208ZM214 196L212 195V198H213ZM219 196H220V195H219ZM219 196H218V197H219ZM223 196H224V195H223ZM223 196H222V197H223ZM235 196H236V197H235ZM248 196H250V195H248ZM255 196L257 197V200L260 199V200H258V202H259V206H261V203H264V202H263V200H264L263 197H264V196L262 197V199H263L262 202H261V198H260L261 196H259V194H258V196H257V194H255L254 197H255ZM92 197L95 198V196H92ZM131 197H132V198H131ZM147 197H148V195L146 196L145 199H148ZM153 197H154V196H153ZM168 197H169V196H167V197L164 196L163 198H161V199H163V200H161V201H162L161 204H163L164 199L167 200ZM173 197H172V198H173ZM222 197L216 198L217 200L215 199L217 202L215 201L216 204H214V206L217 205V204H219L220 202H225V201H226V202L229 201L230 203L233 204V202H232L231 200H229L228 198H227L228 200H227V199L224 200L226 197L223 198V199H222ZM234 197H235V200L233 199ZM240 197H241V196H240ZM242 197H243V196H242ZM242 197L240 198L241 200H239V197H238L237 200H238L239 203H240V201H244V202H245V201H247V200H249V199L251 198V197H249V198L246 197L247 200H243ZM254 197H252L251 199H253ZM256 197H255V201H254V200H252V201L249 200L251 204H253V205L257 204V202H256ZM121 198H123V199H121ZM154 198H155V197H154ZM166 198H167V199H166ZM175 198H176V197H175ZM179 198H176V199H178V201H179ZM195 198H196V199L198 198L197 201H196V203H198V205L195 203ZM209 198L211 199V197H209ZM97 199H98V198H97ZM116 199H117V202L115 201ZM118 199H120V200H118ZM130 199H129V202L131 201ZM152 199H153V198H152ZM158 199H160V198H158ZM199 199H202V200H203L202 204H201V201L198 202ZM219 199H220V201H219ZM221 199L224 200V201H222ZM98 200H99V199H98ZM108 200H107V201H108ZM153 200L155 201V199H153ZM153 200H150L151 203H153V202H152ZM172 200H173V201H172ZM69 201H73V200H72V199H71V200L69 199ZM69 201H68V202H69ZM77 201H79V200H77ZM77 201H76V203H77V205H79ZM80 201H81V200H80ZM80 201H79V202H80ZM102 201H103V200H100V201H99V202H100L99 204L102 205ZM112 201H108V202H106L105 204L108 205V203L110 202L109 204H111V205L113 206ZM150 201H148V202H150ZM169 201H170V200H169ZM171 201H172V203H174V199H171ZM171 201H170V202H171ZM191 201H192L193 203H192ZM209 201L211 202L212 199L209 200ZM253 201H254V203H255V202H256V203L254 204ZM104 202H105V198H104V201H103V205H105ZM136 202H137V203H136ZM218 202H219V203H218ZM226 202H225V203H221L220 205H217V206H219L220 209H221V208H224V209L227 208V209L225 210V212L227 211V212L225 213V215L228 213V209L230 208V207L228 208V205H229V204L227 203V204H228V205H227ZM247 202H248V201H247ZM260 202H261V203H260ZM70 203H71V202H70ZM120 203H122V204H120V206H121V205L123 206V202L121 201ZM157 203H158V200H157ZM188 203H187V204H188ZM236 203H237V201H236ZM241 203L243 204V202H241ZM67 204H68V203H67ZM153 204H154V203H153ZM183 204H184V206L186 205L185 203H182V206H183ZM189 204H188V205H189ZM212 204H213V203H212ZM246 204H247V203H244V206H245V207H247V205H249V202H248L247 205H246ZM69 205H70V204H69ZM71 205H73V202H72ZM77 205H76V206H77ZM101 205H100V206H101ZM111 205H109V206H110V207H109V210H110V211H111V207H112ZM146 205H147V204H146ZM159 205H160V204H157L158 209H159ZM166 205H167V204H166ZM166 205L164 204V206H166ZM172 205L174 206L175 204H172ZM172 205L169 204L170 207H169V206H166V208H165V210L167 209V211L170 210V211H168V212H169V213H168V214H169L168 217H170V215H172V216H171L172 219H176V218H175L176 216L173 217V215H174L175 212H176V215L180 216V215H179V211H181V210H183V209L185 210V209H187V207H188V206H185V207L180 208L181 210H179L178 208L181 207V206H179L178 208H177V206H178V205H181V204H178V205L176 204V208H175V212H174V210H172V207H171ZM196 205H197L198 207H197ZM222 205H227V206H226V207H222ZM235 205H236V204H235ZM262 205H263V204H262ZM3 206H6V205H5V203L3 202V199L0 198V264H85V263H84V260H85V259H84V260L82 259V260H83V261H82L81 259L76 258V257H75V254H76V253L73 254V253L67 251V250H66L67 248H65V246L63 245L64 242H63V243H62L61 241L59 242V241H58L59 239H58L57 241H56V240H51V236L49 237L47 234H46V235H44V234H39V235H37V236H38V239H35V238H34L35 240H32L33 237H32V238H31V237H27V236L22 232V230H23V226H24V227H26V226L23 225V224H19L18 229H16L15 224L12 223V221L10 220V213H9L8 210H7L6 208H4ZM115 206H116V205H115ZM115 206L112 207V209L115 208L116 210L113 209V211L115 210V211H117V213H118V209H120L121 207L118 208L119 205H117L116 207H115ZM126 206L128 207V210L126 209ZM190 206H191V205H190ZM190 206H189V207H190ZM192 206H191V207H192ZM199 206H200V207H199ZM211 206H213V205H211ZM214 206H213V207H214ZM237 206L239 207V206H241V205L238 204V205H236V207H237ZM255 206H257V205H255ZM259 206L257 207V209L259 208V211L263 210V208H261V210H260V207H259ZM72 207H73V206H72ZM102 207H104V206H102ZM123 207H124V206H123ZM123 207H122V208H123ZM136 207L139 208L140 211L137 209V210H138V213L136 212V214H135ZM157 207H156V208H157ZM167 207H168V208H167ZM189 207H188V208H189ZM204 207H205V206H204ZM233 207H234V204H233ZM233 207H231V208H233ZM236 207H234L233 209L237 210L238 207H237V208H236ZM241 207H242V206H241ZM262 207H264V206H262ZM75 208H76V207H75ZM105 208H107V206H105ZM147 208H150V207H146V206H145V209H147ZM169 208H171V209H169ZM192 208H193V207H192ZM192 208H190V209H192ZM214 208H215V207H214ZM219 208H215V209L218 211ZM231 208H230V212H229V213L233 214L232 211H234V210H233V209L231 210ZM242 208H243V207H242ZM242 208H241V209H242ZM247 208H248V210H250V211H247V212H250V214H249V213H248V214H247V213L245 214L243 211H242V212H243V214H245L244 217L247 215V216L249 217L250 221H252L251 219L254 218L253 215L256 214V213L253 212V210L251 211V209H249V208H250V205H249V207H247ZM247 208H245V209L247 210ZM77 209L79 210L80 208H77ZM145 209L142 211V213H143L144 215L147 213V214H146V215H147L146 218H148V216L154 214V213H152V212H151V214H148V213H150V212H148V211L152 210L153 208H152V209H148V211H145ZM154 209H155V208H154ZM177 209H178V210H177ZM190 209H189V212L192 211V210L195 211L194 208H193L192 210H190ZM198 209H197V210H198ZM243 209H244V208H243ZM245 209H244V210H245ZM100 210H102V209L100 208ZM106 210H108V208L105 209L104 212H107ZM130 210H131V212L133 211L132 213H134V216H135V217L132 216V215H129V214H130ZM156 210H157V209H156ZM162 210H163V208H162ZM162 210H161V211H162ZM200 210H198V211L200 212ZM211 210H213V208H212ZM216 210H215V213H216ZM238 210H240V209H238ZM113 211H111V212L114 214L115 212H113ZM153 211H154V210H153ZM171 211H172V213H173V212H174V213L171 214V213H170ZM177 211H178V214H177ZM194 211H192L190 214H196V213H197V214L194 215L193 217H196V216L198 217V215H200V213H199V212H196V211H195V212H196V213H195ZM263 211H264V210H263ZM263 211H261L262 214L259 213L258 215L262 216V215L264 214ZM111 212L108 211L107 213L110 214ZM145 212H146V213H145ZM184 212L186 213V211H184ZM212 212H213V211H212ZM219 212H220V216H219ZM219 212H217L218 214L216 213L215 215L218 216V217H220V219H221V221H222V220H224V219H222V218H225L226 216H225V217L223 216V215H224V211H223V209L219 210ZM221 212H222L223 214H221ZM238 212L240 213L241 210L238 211ZM242 212H241V214H242ZM252 212H253L254 214H253ZM99 213H100V212H99ZM102 213H103V212H102ZM112 213H111V214H112ZM142 213H141V215L144 216ZM156 213H157V212H155V215H153V216H154L153 221H154V219H155V216L157 217ZM164 213H165V211H164ZM181 213H182V212H180V214H181ZM205 213H206V212H205ZM234 213L236 214V211H235ZM239 213H238V214H239ZM251 213H252V218L250 217V216H251ZM100 214H101V213H100ZM113 214L111 215V218H112L113 216H115L116 218L113 217L112 220H110V217H108L107 215L103 214V216H104V221H105V217H106V216L108 217V218L106 217V218H107L106 221H108V222H106V221H105V222L108 223V224L110 223V224H109L110 226H113L114 223L111 225V222H109V220L113 222V219H114V218L117 219L118 221H120V219L124 218V217L120 214V212L118 213V215L120 214V215L122 216V218H121V216H120L119 218H117V217H118L117 214H116V215H113ZM162 214H163V213H162ZM201 214H202V215H200V217H201V216L206 217V215H207V213H206L205 215H203L204 213H203L202 211H201ZM213 214H214V212H213ZM231 214H230V215H231ZM241 214H240V218L243 217ZM187 215H188V213H186V217H187ZM256 215H257V214H256ZM256 215H255V216H256ZM129 216H131V217H129ZM160 216H161V215H160ZM160 216H158V218H159ZM163 216H166V217H167V212H166V214L163 215ZM178 216H177V217H178ZM182 216H183V215H182ZM184 216H185V215H184ZM189 216H190V215H189ZM207 216H208V217H207L208 219L211 218V217H209V215H207ZM216 216H215V218H216ZM222 216H223V217H222ZM232 216H234V215H232ZM238 216H239V215H237V217H238ZM247 216H246V217H247ZM100 217H101V215H100ZM171 217H170V218H171ZM190 217H192V215H191ZM190 217H188V218H190ZM193 217H192L191 219H193ZM197 217H196V219H197L196 222H197L198 220H201L200 217H198V218H197ZM204 217H202V219H204ZM218 217H217V218H218ZM235 217H236V215H235ZM235 217H234V218L232 217V218H233V223H235V219H237L236 222H237V221L239 222L240 219L237 218V217L235 218ZM246 217H245V218H246ZM262 217H263V216H262ZM101 218H102V217H101ZM125 218H124L123 220H125ZM139 218H140V217H139ZM170 218H168V219H170ZM178 218H180V217H178ZM178 218H177V221H181V222L183 223V220H184L185 217H184V218H180L179 220H178ZM217 218H216V219H217ZM226 218H227V217H226ZM226 218H225V219H226ZM232 218H231V219H232ZM257 218H258V219H257ZM257 218H254L253 221H254L255 219L259 220V221H258L259 223L255 221V222L258 223V225H259L260 222L263 221L264 219H263V218H260V219H259V216H258ZM108 219H109V220H108ZM149 219H151V218H149ZM168 219H167V220H168ZM216 219H215V220H216ZM241 219H242V218H241ZM247 219H248V218H246L245 220H246L247 223H249V222L247 221ZM262 219H263V220H262ZM165 220H166V219H165ZM193 220H195V219H193ZM226 220H227V222H226V221H224V222H226L227 224H229V223H230V218H227ZM118 221H117V223H116V222H115V223H116V224H119ZM131 221H132V220H131ZM131 221H130V222H131ZM149 221H150V220H149ZM158 221H160V218H159ZM163 221H164V220H163ZM173 221H174V223H173ZM173 221L171 222V219H170V222H169V220H168V223H167V224H166V222H163V223H165L166 226L162 225L161 228L163 229V227H165V228H164L165 230L168 229L167 231H169V230L171 229L170 231H173V230H175L177 227H180L178 223L182 224L181 222H176L175 220H173ZM210 221H211V220H210ZM243 221H244V218H243ZM253 221L250 222L249 225H250L251 223L253 224ZM24 222H25V221H24ZM102 222H103V221H102ZM120 222H121V221H120ZM150 222H151V221H150ZM238 222H237V224H239V223L241 224L242 220H241V222H239V223H238ZM244 222H245V221H244ZM244 222H242V223H244ZM263 222H264V221H263ZM47 223H48V222H47ZM103 223H104V222H103ZM139 223H142V222H139ZM154 223L156 224V223H160V222H157L156 219H155V222H154ZM163 223H160V225L163 224ZM169 223L172 225V227H170V225L168 226ZM175 223L178 224V225L176 226ZM184 223H187V224H188V222H185V220H184ZM208 223H209V222H208ZM211 223H212L211 226L214 228V227H215V226H213V225H215L214 222L211 221ZM51 224H52L53 226L55 225V223H54V224L51 223ZM108 224H105V225H108ZM136 224H137L138 226L140 225V224H138V223H136ZM173 224H175L174 226H176L175 229H173V227H174ZM240 224H239V225H240ZM45 225H46V224H45ZM52 225H51V226H52ZM109 225H108V227H109ZM120 225H121V223H120ZM130 225H132V224L127 225V227L129 228ZM160 225H158V226H160ZM249 225H248V226H249ZM255 225H257V224H254V226H255ZM261 225L264 227L263 224H260V226H258V227L261 228V227H262ZM29 226H30V225H29ZM134 226H135V224H134ZM134 226H132V227H134ZM138 226H137V228H136V227L133 228L134 231H132L133 229L130 230V228H129V231H131V233H133L135 236L137 235V239H138L139 236L142 237L143 235L141 236V235H139V233H136V232H140L139 230H140L141 228H142L141 231H143V228H145L144 224H143V227L141 226V228H139L140 226H139V227H138ZM216 226H217V225H216ZM240 226H242V225H240ZM240 226H239V227H240ZM243 226H244V224H243ZM243 226H242L241 228H243V230H244V227H245V226H244V227H243ZM252 226H253V225H252ZM254 226H253V227H254ZM58 227H59V226H58ZM166 227H167V229H166ZM168 227H170V229H169ZM250 227H251V225H250ZM253 227H252V229H253ZM256 227H257V226H256ZM50 228H51V227H50ZM109 228H111V227H109ZM138 228H139V230L136 231L135 229H138ZM215 228H216V227H215ZM62 229H63V228H62ZM177 229H178V228H177ZM246 229H247V231L249 230L248 228H246ZM254 229H255V228H254ZM254 229H253V230H254ZM258 229H259V228H258ZM65 230H66V229H65ZM145 230H146V229H145ZM160 230H161V229H160ZM160 230H159V231H160ZM256 230H257V229H256ZM259 230H260V231L262 230V232L264 231L263 228H262V229H259ZM46 231H47V230H46ZM148 231H150V230L147 229L146 232H148ZM161 231H162V230H161ZM247 231L244 230V233L246 232V234H248L249 232H247ZM65 232H66V231H65ZM134 232H135L136 234H135ZM164 232H166V231H164ZM178 232H179V231H178ZM169 233H170V232H169ZM175 233H176V232H175ZM257 233H260V232H258V230H257ZM63 234H64V233H63ZM63 234H62V235H63ZM69 234H70V233H69ZM141 234H142V232H141ZM143 234L146 235L145 232H144ZM151 234H152V233H151ZM167 234H168V233H167ZM28 235L33 236L32 232H30ZM55 235H56V234H55ZM134 235H132V236H134ZM138 235H139V236H138ZM147 235H150V234L147 233ZM132 236H131V239H132V242H133V239H134L135 236H134V237H132ZM140 237H139V240L141 239ZM143 237H144V239H145V236H143ZM58 238H59V237H58ZM69 239H70V238H69ZM148 239H150V237H148ZM164 239H165V242H166V241H167L166 239H169V240H170L171 238L168 237V238H164ZM164 239H162V240H160V241L155 239L156 241H155V242L153 243V245H152V246H153V247H152V252H154V251H153V248H154L155 243L157 242V243H160V244H161V242H164V241H163ZM70 240H72V239H70ZM135 240H136V238H135ZM135 240H134V241H135ZM141 241L143 242L142 239H141ZM141 241H140V242H141ZM145 241H146V240H145ZM152 241H154V239H153V234H152V240H151V241H148V243H150V242H152ZM158 241H159V242H158ZM136 242H139V241L136 240ZM165 242L162 243V244H166ZM167 242H168V241H167ZM134 243H135V242H134ZM123 244H124V243H123ZM123 244H122V245H123ZM138 244H139V243H138ZM162 244H161L160 246H162ZM167 244H168V243H167ZM179 244H180V243H179ZM139 245H140V244H139ZM139 245H136L137 248H138ZM148 245H150V244H148ZM68 246H70V244L67 245V247H68ZM141 246H142V245H141ZM156 246H157V245H156ZM163 246H164V248L168 249V247H166L167 245H166V246L163 245ZM172 246H173V245H172ZM115 247H116V246H115ZM139 247H140V246H139ZM143 247H144V246H143ZM146 247H148V246H146ZM146 247H145L146 252L150 253L151 248H150V250H147L148 248H146ZM150 247H151V246H150ZM157 247H158V246H157ZM157 247H155V248H157ZM108 248H109V247H108ZM164 248H162V249H164ZM172 248L174 249V247H172ZM116 249H117V248H116ZM135 249H136V247H135ZM140 249H141V248H140ZM162 249H161V247H158V251H159V250L161 251ZM173 249H172V250H173ZM118 250H119V249H118ZM118 250H117V251H118ZM123 250H124V249H123ZM137 250L140 251L139 249H137ZM137 250H136V251H137ZM142 250H143V249H142ZM154 250H156V249H154ZM164 250H165V249H164ZM168 250H169V249H168ZM168 250H167V252H169ZM177 250L179 251V249H177ZM143 251H144V250H143ZM156 251H157V250H156ZM156 251H155L154 253H156ZM160 251L157 252V256H155V257H154V255H156V254H153V256H152V253H150L151 255H148V258H151V259H148V258H147V259L145 258V260L137 259V260H133V263H135V264H175V263H173V262H175L177 259H176L175 261H172V263H169L168 260H167V257H166V258H161L162 256L164 257V256H167V255H168V254L165 255V252H166V251L164 252V251L162 250L161 253L164 252V254H162V255H161ZM174 251H175V249H174ZM102 252H103V251H102ZM106 252H107V251H106ZM115 252H116V251H115ZM119 252H120V251H119ZM119 252H118V253H119ZM167 252H166V253H167ZM172 252H173V251H172ZM172 252L170 251V254H171ZM143 253H144V252H143ZM148 253H146V254H148ZM159 253H160V254H159ZM114 254H115V253H114ZM141 254H142V252H141ZM144 254H145V253H144ZM158 254L160 255V257H159ZM176 254H177V253H176ZM185 254H186V253H184V255H185ZM187 254H188V253H187ZM105 255H106V253H105ZM105 255H104V256H105ZM108 255H109V254H108ZM108 255H107V257H108ZM124 255H125V254H124ZM142 255H143V254H142ZM172 255L174 256V253L171 254V257H172ZM114 256H115V255H114ZM116 256H117V254H116ZM150 256H152V257H154V258L152 259V257H150ZM168 256H170V255H168ZM177 256H178V255H177ZM185 256H186V255H185ZM145 257H146V256H145ZM158 257H159V258H158ZM175 257H176V256H175ZM182 257H183V255H182ZM120 258H123V256L120 257ZM127 258H129V257H127ZM185 258H186V257H185ZM185 258H184V259H185ZM190 258H191V256H190ZM190 258H189L188 260H190ZM232 258H235V257H232ZM129 259H130V258H129ZM257 259H258V256H253V257L251 258V260H250V259H245V258H244V259H240V261L236 262V264H264V262H261V263H260V261H258V262L256 261V263H253V262H254L255 260H257ZM150 260H151V261H150ZM253 260H254V261H253ZM177 261H178V260H177ZM177 261H176V263H177ZM190 261H191V260H190ZM195 261H196V260H195ZM183 262H184V261H182V263H183ZM192 262H193V261H192ZM131 263H132V262H131ZM179 263H180V262H179ZM122 264H123V263H122ZM180 264H181V263H180ZM196 264H197V263H196Z\"/></svg>", "mask_w": 264, "mask_h": 264}]
</instances>
